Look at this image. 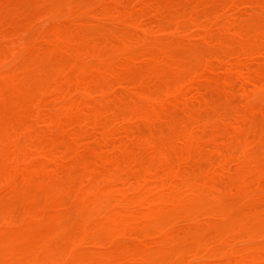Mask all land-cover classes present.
<instances>
[{
    "label": "rangeland",
    "instance_id": "obj_1",
    "mask_svg": "<svg viewBox=\"0 0 264 264\" xmlns=\"http://www.w3.org/2000/svg\"><path fill=\"white\" fill-rule=\"evenodd\" d=\"M5 2H1V0H0V18L2 19V22H4V24L2 23V25H1V19H0V32H1V34H0V37H2V38H0V39H2L1 41V43H0V49L2 50V51H0V72L3 70L4 72L1 74L0 73V82H2L1 84H3L6 80H9V79H7V78H9V77H7V74H8V70H11V69H14V68H16L15 66L17 65V68L18 69H20L21 68V65H19V64H21V62H22V60L24 61V64H25V68H23V70H22V68H21V70L22 71H19V70H12V72L11 71H9V72H11V73H19L18 74V78H19V76H20V78H19V81H14V83H12V84H14L15 85V82H16V84L17 85H19L20 84V82L22 83V84H20L19 85V89H20V91L19 90H17V88H15V87H13V88H15V90L17 91V93H19L18 94V96H17V93L15 92V90L14 89H12L11 87H8V88H5L4 87V85L3 86H0V89H2V88H5V89H3L2 90V94L0 93V104H3V103H5L4 105H0V117L2 118V115H5V117H4V119H0V125L2 124V125H10L9 127L7 126V127H5V126H2V127H0V132L2 133L1 134V136H0V141H3V140H1L2 138H5V137H7V133H6V131H11V132H9V134L8 135H11V136H9L8 138H5V140L6 141H10L11 140V138L13 137V142H14V144H16L15 145V150H14V145H13V143H12V141H10V145H11V147H10V145H8V147H9V149L10 148H12V149H10L11 151H14L15 153H16V151H17V148H18V151H17V156H18V153L21 155V158H19L18 159V157L20 156H16L15 157V153H13V158L12 159H10V158H8V157H10L11 156V154H8V155H6L7 153H5V152H10V150L7 148H4V144H3V148H0V149H3V151H0V153L2 154V159H0V161L2 162V160H3V164L2 163H0V166H3V168H5V166H8L9 164L8 163H11V161L13 160V162H17L18 160H19V162L18 163H21L22 162V158L24 159V160H26L27 158H31V160H33L32 159V157L31 156H33V157H35V159H37L38 157H36V156H41L42 157V159L41 160H43L44 159V161H43V163H45L44 165H40V164H38V163H40V158H38L40 161L38 162L37 160H34L35 162L37 161V163H35V164H37V165H34L35 167H34V169H36V170H34L33 172V174H29L28 173V170H30V168H28V165H31V164H33V162H31V160H27V161H25L26 163L25 164H23L24 162H22L21 164H23L22 166H21V164L20 165H17L18 163H16V164H14L13 165V163H11V165L12 166H10V167H12V168H9V167H6V169L7 168H9V171L6 173V171H5V169L3 170V168L2 169H0V171L1 172H3V173H1L0 172V174L3 176V178H1L2 180H4V181H6V182H11V183H5L4 181H1V179H0V182H2V183H0V210L2 211H4L5 210V206H3L4 207V209L2 208V205L4 204V202H5V204L4 205H7V206H9V208H8V210H12V211H16V213L14 214L13 212H12V214L14 215H11L10 214V212L11 211H8V214H10V217H14V222H12L11 220H13V219H10L9 218V216L7 217V218H5V219H3L2 217H6L7 215H5L4 213H7V211L5 210V212L4 213H1L0 212V264H19L18 262H17V260L19 259V258H21V257H19V252H21V254L22 255H27L28 253V257H26V256H23L22 258H25L26 259V261L27 260H29V259H27V258H30L31 260L30 261H32L31 263H33V264H35V263H38V264H44V263H48V264H50L51 262H54V263H56L57 261H59V262H61V260H63L64 262H62V263H60V264H63V263H65V264H76V263H74L75 261H77V264H79V261H78V259L80 260V264H111V262H113V264H166L167 262H164V263H162V259H163V261H164V257L163 258H161L162 257V254H164V251L166 252L165 254H167V256H166V259H168V260H166L165 259V261H169V264H177L178 262H183L182 264H184V263H187V264H189L188 262H192V264H198L197 262L199 261V259L201 258V259H203L202 261H201V259H200V262H199V264H247L248 262H249V264H264V230H262L261 228H263L264 229V227H262V226H264V221H262V220H264V213L263 214H261V212H259V211H264V111L262 112V109L261 108H264V96H263V94H264V20H262V18H264L263 16H264V9H262V8H264V0H199L200 2L202 1V3L204 2V7H203V12L201 11L202 10V8H200L201 6L199 5V4H197V5H199L198 7H197V5H195L196 4V0H183V2H185V4H183V5H186V4H189V3H187V2H190L191 3V1L192 2H194L193 4H190L189 6H191V8L193 7H195V9L197 8V9H200V11L199 10H197V11H195V9H189V11L191 10L192 11V14H190V12H189V14L186 16L187 18H188V16H189V18H192L193 20H198L199 18V21H202L201 20V17H200V14L201 13H199V12H202V14H204V17H205V14H206V12L207 11H205V10H208V13H207V15H211L212 13H218L217 14V16L215 15V14H213L214 15V19H213V16L211 17V18H206L205 20L206 21H202L201 23H197V21H194L195 23H197V24H192V23H194V22H192L193 20H190L191 21V26L190 27H186V24L184 23V22H186V21H184L185 19L187 20V18L186 17H184L187 13L186 12H184V11H187V9L188 8H190V7H187V5L185 6V9H186V7H187V9L186 10H184L183 11V8H182V10L180 11V10H178V12H180V14L182 13V14H184V13H186L185 15H181L182 16V21H180L181 20V18H179V19H177V13H175V12H177L176 10H175V12H174V14H175V16H176V18L175 17H173V18H171V17H165L164 16V14H166V13H168V14H166V16H168L169 14H170V16H172L171 14L173 13L172 12V9H174L175 7H176V9L177 8H179L181 5L179 4V7H177V6H175L174 8H173V6L174 5H177L176 3L173 5V2L174 1H176V2H179L180 0H170L171 1V5H173L172 6V9H169L171 6H170V2H166V1H168V0H138V2H139V4H138V2H137V0H132V1H130V0H128L129 1V4H130V2H134V3H132V4H130V5H133L132 7L130 6V5H128L127 4V0H114V1H116V2H114V1H112V0H106V4L107 5H105L103 2H105V0H103V2L101 3V5H103L104 4V6L106 7H104L103 6V8H101L100 6H99V8H97V6L99 5H97V3L98 2H95V1H91V0H77V3H73V5H72V2L70 1V5H71V7H70V5H69V8H68V6H64V8H60V7H62V5L60 6V5H58V4H62V3H64L65 1L64 0H59L58 2H60V3H58L57 4V0L55 1V0H52V2H51V0L49 1V3L51 2V3H54L55 2V4H57V6H58V13H59V11L62 13V15H61V13L60 14H58V13H56V8H54V7H56V6H54L53 8H51L52 6H53V4H52V6H50L51 5V3L50 4H47L48 3V0H40V1H38V0H31L32 2L30 3V1H28V0H25V1H28L27 2V4H23V6H21L22 5V3H25L23 0H16V2H15V0H4ZM13 1V3H11ZM19 1V2H18ZM54 1V2H53ZM82 1H87V3L86 4H83L84 2H82ZM102 1V0H101ZM101 1H99V2H101ZM109 1H111V3H112V5H110V3H108ZM117 1H119V4H121L120 3V1L121 2H123V3H125L126 2V4H121L120 6L118 5V3H117ZM125 1V2H124ZM142 1V2H141ZM151 1H153V3L151 2ZM158 1H159V3H158ZM258 1H261L262 3H263V5H261L262 3H259L258 4ZM18 2V3H17ZM35 2H36V4H35ZM38 2V3H37ZM68 2V1H67ZM74 2H76V0H74ZM89 2V3H88ZM92 2H95L96 4H94V3H92ZM148 2V3H147ZM150 2V3H149ZM181 2V1H180ZM8 3H10V5H11V8H9L7 5L5 6V4H8ZM21 3V4H20ZM32 3H34L35 5H37V6H40V8L42 7V5L44 4V6L47 8V9H49L50 11L52 10V12L50 13V14H48V13H46L45 11H43L44 9H43V7L41 8V9H39V7H37L36 6V9H38L37 11L38 12H40V13H42V16L40 17L41 19H39V17L38 16H36L37 14H38V12H34V11H32V10H35L34 9V5H32ZM40 3V4H39ZM80 3H82L83 5H87V6H84V7H86V9H84L83 10V12L81 11V13H83L84 15H88L89 17H88V19H87V16L86 17H84L83 16V14H81V16H77L76 18L79 20V21H77V19H76V21L74 22L73 21V19L75 18V15L77 14V13H79L77 10H80L79 8H82L80 5ZM90 3H92L91 5H90V7H89V5L88 4H90ZM141 3V4H140ZM20 4V5H19ZM75 4H78V8H77V6L75 5ZM113 4H115V5H113ZM134 4H135V6H134ZM136 4L138 5V8L140 9V8H142V9H138L137 7H136ZM149 4H151V5H149ZM154 6H153V5ZM158 4V5H157ZM166 4H169V6L170 7H168ZM182 4V3H181ZM4 5V6H3ZM9 5V6H10ZM16 5H18V6H16ZM25 5H29V8L31 9H29L27 6H25ZM30 5H31V7H30ZM64 5H66V3L64 4ZM75 5V6H74ZM92 5H94V7L92 6ZM95 5H97V6H95ZM109 5V6H108ZM124 5H128L127 6V8H129V10L127 11V12H125V13H123L124 12V10H125V7H124ZM165 6V7H162V6ZM182 5V7H184ZM195 5V6H194ZM24 6H25V8L27 9L28 8V10L29 11H31L28 15L26 14V12L28 11V10H26L25 8H24ZM74 6V10L72 9V7ZM108 6V7H107ZM111 6H113L114 7V11H113V7H111ZM115 6H118V7H122L123 9H122V11L121 12H118V11H120L119 10V8H115ZM130 6V7H129ZM142 6V7H141ZM160 6V7H159ZM168 8H167V7ZM260 6H262V8H260ZM1 7H4V8H1ZM88 7V8H87ZM95 8V9H92V10H98V12L99 11H102V9L105 11V10H107V11H109V10H111V11H113V12H102V13H99V15H100V17L99 18H97L98 17V15L96 16V11L95 12H92V10L90 9V11H91V13H88L89 12V8ZM110 7V8H109ZM136 8V9H138V10H136V9H134L132 12H129V11H131V9L132 8ZM149 7H151L150 9L152 10V8L154 9L155 8V10H152L153 12H155V15H158L157 17H159V18H153V12L152 13H147L146 14V12H149L150 11V9H149ZM6 8H8V9H6ZM21 8V9H20ZM51 8V9H50ZM100 8H101V10H100ZM147 8V11L145 10V9ZM161 8H165V10L167 9V10H169V12H170V10H171V12L169 13L168 11H164L163 9H162V11L160 10ZM181 8V7H180ZM258 8H260L261 10H259ZM2 9V10H1ZM20 9V10H19ZM66 11H65V10ZM149 9V10H148ZM158 9V10H157ZM5 10V14H10L11 16H16V15H14V14H12L13 12L12 11H14L15 12V14H17V12L19 13L20 11V13L22 14L23 12H25V14L23 15L22 14V16L21 17H19V20H21V22L15 17L14 19H15V21L16 22H20V24H17V23H15V22H13V17H11L10 15H9V17H8V15H7V17L6 16H3V13H1L2 11H4ZM16 10H18L17 12H16ZM46 10V9H45ZM65 11V12H67L68 10H72V11H74V12H76V14L74 15L72 12H70L69 11V13L67 14H64L65 12H62V11ZM86 10H88L87 11V13L85 12ZM142 10V11H141ZM54 11H55V13H54ZM115 11H117L118 12V14H115V13H117V12H115ZM137 11V12H136ZM145 11V12H144ZM156 11H158V14H156L157 12ZM159 11H161L160 12V14L162 15L163 14V16H161L160 17V14H159ZM194 11V12H193ZM204 11H205V13H204ZM263 13V14H261V12ZM7 12V13H6ZM9 12H12V13H9ZM115 12V13H114ZM134 12H136V13H140V16L139 17H141L142 15L141 14H143L144 13V15L142 16L144 19L146 18L147 19V21H146V19H145V21H140V20H142V19H140L136 24H139V25H144V26H146V24H148L149 23V21H148V16H152L151 17V19H155L154 21L157 23H159L161 20H163V22H165V23H163V25L164 24H166V27L165 26H163V25H161V28L159 29V30H154V29H156L155 28V25L156 24H154L155 22L153 21V23L151 22V24H152V26L154 27V29H152L151 28V24H148V26H146V27H142V28H140L138 25H136L135 24V26L133 25L134 23L133 22H131V21H137L138 19H136V20H132L133 19V17L135 16V15H139V14H134ZM184 12V13H183ZM197 12V14H198V16L197 15H193L194 13H196ZM37 13V14H36ZM74 15V17L72 18V21H71V18H70V15L71 16H73L72 14ZM104 13V14H103ZM107 13L109 14V15H111V16H109V18H113V19H108V21H107V19L106 18H104V17H108L107 16ZM131 13V15L132 14H134L133 16H131L130 17V15H128V14H130ZM34 15L33 17H31V18H33V19H30L29 18V16H31V15ZM48 14V15H47ZM51 14L53 15L52 17H53V21L51 22L50 20H51V18H50V16H51ZM54 14L56 15V16H54ZM70 14V15H69ZM80 14V13H79ZM98 14V13H97ZM104 15L103 17L101 16V15ZM126 14V16H124V15ZM39 15H41V14H39ZM50 15V16H49ZM91 15H92V17H91ZM115 15V16H114ZM118 15H122V17L124 16V19H123V23H122V25H121V23L119 24V22H117L119 19H120V17H118V18H114V17H116V16H118ZM130 17V19H129V17ZM155 15H154V17H155ZM191 15H193L194 16V18H195V16H196V18L194 19L193 18V16H191ZM221 16V17H219V18H223V19H219L218 18V16ZM263 15V16H262ZM17 16H20L19 14L17 15ZM26 16H27V18L29 19H27L29 22V24L27 23V21H25V22H23V24H24V26L25 25H27V27H29L28 25H30V30H31V32H30V30H26V28L27 27H25V30H24V28L21 30V24H22V21H24V19L26 18ZM46 16H48L49 18H50V20H49V18H47ZM174 16V15H173ZM180 16V17H181ZM203 16V15H202ZM216 16V17H215ZM262 16V17H261ZM24 17V18H23ZM54 17H56V18H58V19H55ZM61 17V18H60ZM79 17V18H78ZM102 17V18H101ZM125 17H128L127 19H129L128 21V23H130V24H128V23H126V18ZM139 17H137V16H135V18H139ZM185 19H184V18ZM198 17V18H197ZM203 17V18H204ZM208 17H210V16H208ZM7 18H8V20H7ZM11 18V19H10ZM34 18H35V21L36 22H31V20H34ZM85 18V19H84ZM170 18V19H169ZM5 19V20H4ZM54 19H55V21H54ZM60 19V20H59ZM97 19H101V21L100 20H98L97 21ZM103 19V20H102ZM105 19H106V21L107 22H109V21H112L113 20V22H111V23H115V22H117L119 25V28H121V26H123V27H127V28H129V29H127L128 31L130 30V29H132V28H134V29H132L133 31H131V32H133L134 33V30H135V33H136V35H137V37L135 36V35H133V34H131V32H128V34H131V35H133L134 37H136V38H139V39H141L142 38V36H141V34L143 35V37H144V39H143V41L140 43V42H136V43H140V45H134V46H132V44H130L129 45V43H128V46L130 47V48H127V49H125L124 47H125V45H127L125 42L126 41H133V40H136V39H133V37L131 36V35H129L130 37L128 38V39H130L131 38V40H126V41H124L125 39H124V37L125 38H127L128 36H124L123 37V39L124 40H122V39H120L118 36L119 35H121L122 36V33H124L123 35H126L127 33L126 32H124L126 29L124 28V30H121V29H119L118 27H116V28H118L117 29V37L114 35L115 34V32H113V31H115L114 29H115V26L114 25H108V23L107 24H105L104 25V21H105ZM117 19V20H116ZM122 19L121 20H119V21H122ZM150 19V18H149ZM161 19V20H160ZM165 19V20H164ZM173 19L175 20L176 19V21L178 22H183L184 24H182V25H184L185 27H182V25H181V27H182V29L183 28H187V29H183V30H181V34L183 35L184 34V36H185V38L182 40L181 38H183L184 36H181V38H180V31L178 32V31H176L177 32V35H176V37H179V38H175V36H174V38H175V45H174V43H170L171 44V47H169L170 46V44L168 43V41H166L165 39H167V40H169V38H170V36L169 35H171V37H172V35H175V32L174 33H172V29L171 30H169L170 28H173V26H172V22H173ZM210 19H211V21H210ZM57 20H58V22H57ZM86 20V21H85ZM87 20H88V22H87ZM92 20H94V22L92 21ZM159 20V21H158ZM222 20V21H221ZM224 20V21H223ZM225 20H226V23H225ZM10 21V22H9ZM62 22L63 24L65 23V26H68V27H70V28H67V27H61L60 28V26H58L57 24H59V25H63L62 23L60 24V22ZM71 21V22H70ZM85 21V22H84ZM93 23H92V22ZM96 21V22H95ZM115 21V22H114ZM215 21H217V22H215ZM232 22V25H231V22L229 23V26H228V22ZM70 22V23H69ZM77 22V23H76ZM83 22H84V24H83ZM98 22V24L101 22V24L103 25V29L104 30H106V32H104V30L103 29H99V28H101V27H99V26H97L98 24H96ZM168 22H170L169 24H167ZM204 22V23H203ZM31 23H35L37 26H35V25H33V24H31ZM38 23V24H37ZM52 23H53V26H52ZM67 23H69V24H67ZM75 23V24H74ZM110 23V24H111ZM181 23H178V24H181ZM216 23H217V25H216ZM219 23H221V24H219ZM12 24L14 25V26H12ZM22 24V25H23ZM77 24H79L78 26L79 27H81V29H80V32H78L79 31V27L77 26ZM87 24V26H85ZM92 24L94 25V24H96L95 26H92ZM116 24V23H115ZM160 24H162L161 22L158 24V25H160ZM174 24V23H173ZM189 24H190V22L188 21V23H187V26H189ZM202 24V25H201ZM5 25L6 26H8V27H5ZM17 25V26H16ZM18 25H20V26H18ZM58 26L60 29L58 30L57 28L58 27H54V26ZM70 25H72V26H70ZM73 25H75V26H77V27H74ZM92 26V29H91V27L90 28H88L89 26ZM108 25V26H107ZM121 25V26H120ZM170 26V27H168V26ZM214 25H216L215 27H217V29H215V27H214ZM231 25V26H230ZM12 26V28H10V27ZM23 26V27H24ZM33 26H35V28L34 29H36V31H33ZM51 26V27H50ZM105 26V27H104ZM107 26V27H106ZM111 26H112V28H111ZM114 26V27H113ZM117 26V25H116ZM130 26H132V28H130ZM172 26V27H171ZM175 26H177V27H174L173 28V30H175L176 28H180V26L179 25H176V23H175ZM233 26V27H232ZM4 27V28H3ZM16 27V28H15ZM19 27V29L16 31V29ZM37 27V28H36ZM52 27H54L53 29H52ZM74 27V28H73ZM209 27V28H208ZM222 27H226V32H227V30H228V33H229V31H230V33L229 34H225V32H223V28ZM231 27L232 28H234V30L233 29H231ZM15 28V29H14ZM66 28V29H65ZM106 28H108V29H110L111 28V30H108V29H106ZM157 28H158V26H157ZM169 28V29H168ZM207 28H208V30H210V28L212 29V30H210V31H208L207 30ZM5 29V30H4ZM8 29V32L6 31ZM54 29L56 30V32H52V31H54ZM64 29V30H63ZM72 29H74L75 31H77V33L75 32V31H73ZM85 30V31H90V35H88L87 36V33H85L84 31L82 32L81 30ZM99 29V30H98ZM181 29V28H180ZM12 30V31H11ZM15 30V31H14ZM19 30H21V31H19ZM66 30V31H65ZM91 30H93V32H95V34H93V36H98L99 38L100 37H102V36H105V37H107V39H102V38H100V39H102V41L105 43L106 41H108L110 38H112L113 36L112 35H114L115 37H113V38H119L120 40H122L123 42H122V46H121V48H123L122 50L124 51V54H121V56H119L118 55V53H119V51H117V53L116 54H114L115 52V50L112 48V47H115V46H117V44H109L110 46H111V49H109V48H107V47H109V45L108 46H106V45H104V44H100V43H97V45H95L96 43H94V45H95V47L93 48V50L96 48V46L97 47H99L100 49H98L99 50V52H98V54H97V52L95 53V51H94V53H89L90 55L89 56H87V55H85V57L84 58H88V60L89 61H85V59L84 58H77V57H79L80 55H79V52L80 51H82L83 50V55L84 54H86L85 52L86 51H84V50H86L87 48L86 47H88V51H90V50H92L91 48L93 47V45L91 46V48H90V43H92L91 42V38L93 37L92 36V33L93 32H91ZM98 30V31H97ZM118 30H121V31H123L122 33H121V31H119L118 32ZM207 30V31H206ZM214 30H219L220 32L222 31V33H220V32H218V31H215V32H212L211 33V31H214ZM9 31H11V33L9 32ZM19 31V33H24L25 31L26 32H28V33H24L25 34V36H21V34H19V33H17ZM62 31V32H61ZM97 31V32H96ZM109 31H112L114 34H111ZM186 31V33H184ZM232 31H234V32H232ZM5 32H7V33H5ZM71 34H70V33ZM231 32L232 33H234L233 35L231 34ZM5 33V34H4ZM13 33H14V35H13ZM17 33V35L19 34V36H17V35H15ZM54 34V35H51V34ZM57 33H62V34H58L57 35ZM100 33V35H102V36H100V35H98ZM209 34L208 35V37H206L207 36V34ZM210 33H211V35H210ZM213 33H216V34H214L213 35ZM6 34L8 35L6 38H4L5 36H6ZM76 34V35H75ZM88 34H89V32H88ZM218 34H220L219 36H217ZM235 34H236V37H235ZM69 37H68V36ZM74 35V36H73ZM106 35H108V36H106ZM179 35V36H178ZM225 35H227L228 36V40L226 39L225 40ZM232 35V37L230 38V36ZM237 35H239V37L237 36ZM57 36H60V37H57ZM61 36H64V37H61ZM87 36V37H86ZM90 36V37H89ZM112 36V37H111ZM139 36V37H138ZM167 36H169L168 38H166ZM210 36H212V39H211V37ZM220 36H222L221 38H220ZM13 37V38H12ZM17 37V38H16ZM68 37V40H69V38L71 37V42L70 43H68L69 41L68 40H66V38ZM73 37V38H72ZM97 37V38H98ZM109 37V38H108ZM158 38V40H156V38ZM205 37H206V39H205ZM216 37V39H214ZM234 37V39H232ZM9 38H11V40L9 41ZM20 39V40H22L23 39V41H18L17 39ZM53 38V39H52ZM62 38V39H61ZM65 38V39H64ZM90 38V39H89ZM96 37H93V40L95 39ZM97 38H96V40H97ZM99 38H98V40H99ZM153 38H155V39H153ZM163 39V38H165L163 41L161 40L160 41V39ZM174 38H173V40H171L172 42L174 41ZM208 38V39H207ZM7 39H8V41H7ZM14 39H16V41L15 42H17V43H13V41H14ZM61 39V40H60ZM74 39V40H73ZM90 40V42H89V40ZM138 39V40H139ZM171 39V38H170ZM210 39V40H209ZM218 39V40H217ZM4 40V41H3ZM37 40V41H36ZM38 40L39 41H41L40 43H38L39 45H41V46H39V45H37L36 44V46H34V44H35V41L36 42H38ZM54 40H57V41H54ZM58 40H59V42H58ZM62 40H65V41H62ZM80 40H83V41H80ZM88 40V42L86 43L85 41H87ZM97 40V41H98ZM111 40V39H110ZM116 40V39H115ZM119 40V41H120ZM177 40V41H176ZM179 40L180 41H182L181 43H178L179 42ZM217 41L218 42V46H217V42H215V41ZM222 40H224V41H222ZM24 41H27V42H29L28 44H30V45H32L33 44V48H36V50L37 51H34V49L33 48H30L31 49V51H29V50H27V51H25V47H26V49H28L29 47L26 45L25 46V44H27L26 42H25V44H23L24 43ZM31 41H33L34 43H32ZM42 41H43V44H42ZM60 41H62V43L60 42ZM68 41V42H67ZM95 41V40H94ZM101 41V40H100ZM114 41V40H113ZM118 40H116L115 41V43L117 42ZM137 41V40H136ZM156 41H158V42H156ZM164 41H166V43L164 42ZM170 40H169V42H171ZM207 41V42H206ZM208 41H209V45L210 46H207V48L208 47H210V48H208V49H206V43H208ZM229 41V42H228ZM23 42V43H22ZM32 44H31V43ZM50 42V43H49ZM58 42V43H57ZM73 42H74V44L77 42V44L76 45H78V46H76L75 45V47L73 48L72 47V44H73ZM81 42H84L85 44H86V46H85V48H83V45H85V44H82ZM164 42V43H163ZM213 42L214 43H216V44H213ZM225 42V43H224ZM22 43V44H21ZM46 43V45L48 46L49 45V47L48 48H44L45 50V52H47V55L49 54V52L51 51V53H50V55L48 56L49 58L48 59H50L51 57V60H49V63H50V65H48L47 64V55L45 56V57H40L41 59H43V58H45V59H43L44 61H39V63H42V62H45L44 64L42 63L41 64V66H39V63H36V64H33V62H31V59H32V56L33 55H36V56H39V54L41 53H45V52H42L43 50V48L42 47H46V45L44 46V44ZM47 43H49V44H47ZM51 43L53 44V43H57L58 45L56 46V45H52L51 46ZM65 43H68V44H66L65 45ZM110 43H112V42H110ZM117 43H119V42H117ZM123 43H124V45H123ZM132 43V42H131ZM136 43H134V44H136ZM161 43V44H160ZM167 44V45H163V44ZM219 43H220V46H219ZM222 43H223V45H222ZM15 44H17V45H19L20 44V46L19 47H17V45H15ZM79 44H81V45H79ZM87 44H89V45H87ZM100 46H99V45ZM105 44H107V43H105ZM24 45V46H23ZM43 45V46H42ZM68 45H69V47H68ZM71 45V46H70ZM101 45H102V47H101ZM119 45V44H118ZM161 45H163V47L164 48H166V49H164V48H162V46ZM174 45V47H172ZM189 45H191L192 47H189ZM225 45V47H223ZM56 46V47H55ZM61 46V47H60ZM79 46H82V48H77V47H79ZM214 48H213V47ZM31 47V46H30ZM57 47H58V49H57ZM71 47V48H70ZM117 47H120V45L119 46H117ZM131 47H136V48H134V50H132V48ZM137 47H139L140 49H138ZM143 47V48H142ZM203 47H205V49L203 48ZM212 47V48H211ZM54 48H56L55 50H53ZM60 48V49H59ZM120 48V49H121ZM145 48H146V51L148 50V51H150V53L147 51V52H144L145 51ZM148 48V49H147ZM168 48L171 50V49H176V52H174L175 51V49L173 50V51H171V53L170 52H167L166 50H168ZM202 48H203V50H205V52H207L206 54V56H205V52L202 50ZM15 49L17 50H20L21 49V51L19 52L18 50L16 51V52H19V54L17 53H15ZM39 49H41V50H39ZM50 49V50H49ZM144 49V50H143ZM165 51H164V50ZM108 50H110V51H112V52H114L113 54L114 55H117V57H116V59L118 60V63L116 64V63H114L113 62V60L110 58V57H112V56H110V55H112V52H108ZM128 50H131L132 51V53H131V51H127ZM138 50H143V54L145 55V56H143L142 54H139V55H141V58H145L144 60L143 59H141L145 64H143V63H140V56L138 55V53H141V51H138ZM170 50H168V51H170ZM198 51V52H193L194 54L195 53H197V54H200V50H202V54H204V55H202V54H200V55H202L200 58H202V59H200V63H203V59L204 60H206V62L204 61V67H203V64H200V63H198V65L197 66H195V62L197 63V58L199 59V55L198 56H196V54L195 55H193V54H191V52L192 51ZM207 50V51H206ZM210 50H212L213 52H214V54H213V52L212 51H210ZM247 50H248V52H247ZM32 51H34V53H37V54H33L32 55V53H30V52H32ZM38 51H40V52H38ZM55 51V53H52V52H54ZM67 52V51H71L70 53L68 52V53H59V52ZM96 51H97V49H96ZM123 51L122 52H120V53H123ZM188 51H190L189 53H188ZM252 52V53H254V54H250V58H249V52ZM26 52V53H25ZM28 52H29V54H28ZM125 52H126V54H125ZM135 52V54H133ZM167 52V54L168 55H170V56H167V57H169L168 58V60H166L167 58H165V57H163L162 55H164L165 53ZM173 52V53H172ZM186 52L188 53L187 54V56L188 57H190L191 58V60L190 61H188L189 60V58L188 57H185V58H183L184 56H185V54H186ZM212 52V53H211ZM260 52H261V54H260ZM58 53H59V55H58ZM108 53V54H107ZM119 53V54H120ZM133 54L132 55V57H131V54ZM154 54L153 55V57L152 58H154L153 60L152 59H150L151 58V56L152 55H150V54ZM181 53H183L184 54V56H182V54ZM210 53V54H209ZM216 53H218V57H221L220 58V60L222 59L223 60V62L222 61H219V63H220V65H222V67L221 66H218V62L216 61V60H218L219 58L216 56ZM29 55V56H31V59L30 60H28V59H26V57H22L23 55ZM40 54V55H41ZM52 54H56V55H54V56H52ZM92 54H93V56H92ZM94 54H97L96 56H94ZM110 54V55H109ZM148 56H147V55ZM171 54H172V56L175 54V56H174V58L173 59H171L172 58V56H171ZM27 55V56H28ZM61 55H65V57H69L70 59H68V62H70L72 59H73V61L75 60H77L78 62L79 61H81L82 59H84V61L83 62H79V63H82V64H84V63H87V62H89L88 64H85V65H79V66H87V67H84V68H86V70L87 69H89L88 68V66L90 65V63H94V65L93 66H91V67H93V68H91L90 66V71L88 70V71H84L85 69L83 68V67H81V68H78L79 66H77L78 65V63H75L74 65H73V63H71V64H69V66L68 67H70V65L71 66H73L72 68H73V70L72 71H74L76 68H78V71H77V73H76V70L74 71V74L76 73L77 74V76H80L81 78H83L84 77V79L82 80L80 77H75V75L72 77L71 75H70V73H71V71L68 69V72L70 71V73L69 74H67V77H65L63 74L64 73H68L67 71H65L64 72V69H66V67H64L63 66V64H65V63H62V65H59L60 63H56L55 61H53V60H56V61H58V62H60L61 61ZM83 55H81L80 57H82ZM110 56V57H108V58H110L111 59V61H109V63L110 62H113L114 64H113V66L114 67H112L111 65L112 64H110V67H112V68H116L115 66H117V68H120V69H116V70H118L117 72H116V70H115V72H114V74H112L111 72H113L114 70H112V69H110V67L109 66H107L108 65V61L106 60L107 59V57L106 56ZM126 56L125 57V59H121L120 60V58L119 57H123V56ZM129 55V56H128ZM190 55V56H189ZM215 55V56H214ZM237 55H238V58H240L241 60H238V58H236L237 57ZM252 55H254L253 57H252ZM260 55H262V56H260ZM36 56H33V58H35ZM51 56V57H50ZM59 56H60V58H59ZM104 56V58L106 57V59H104V58H102ZM119 56V57H118ZM147 56V57H146ZM177 56V57H176ZM178 56H180V57H178ZM181 56H182V58L183 59H181ZM191 56H194V57H191ZM195 56H196V60H195ZM205 56V57H204ZM210 58H209V57ZM236 56V57H235ZM23 58V59H21V62L20 63H17L18 62V60L16 61V63H15V61L14 60H16V59H20V58ZM53 57H56V58H53ZM64 57V58H65ZM91 57V58H90ZM96 57V58H95ZM113 57H115V56H113ZM135 57V62L133 61V58ZM137 57V58H136ZM139 57V58H138ZM150 57V58H149ZM157 57V58H156ZM158 57H160V58H158ZM162 57H163V59H162ZM206 57H208V58H206ZM236 58L235 60H237V61H230L231 59H233V58ZM246 57V58H245ZM249 59H248V58ZM64 58H62L63 59V62H64ZM75 58H77V59H75ZM98 58H100V61H101V59H103V60H106V61H104V62H106V63H103L102 61L101 62H97V59ZM128 58V59H127ZM155 58H156V60L158 59V60H160L159 62H161V63H159V64H161L162 66H157V63H158V61H156L155 60ZM186 58H188V60L186 59ZM192 58H193V60H192ZM206 58V59H205ZM263 58V59H262ZM57 59H60V60H57ZM66 59V58H65ZM91 59V60H90ZM129 60L130 59V62H131V64H127V63H130V62H127V60ZM137 59V60H136ZM147 59V60H146ZM179 59V60H178ZM186 59V61H187V63L184 61ZM208 59V60H207ZM214 59H216V60H214ZM246 61H245V60ZM33 60V59H32ZM164 62H163V61ZM168 61V62H166V61ZM170 60L172 61H174V62H170ZM182 60L187 64V65H189L190 63L192 64V68H191V64L189 65V66H187V65H185V63L183 64L182 63ZM214 60V61H213ZM228 60V61H227ZM243 60V61H242ZM36 61L38 62V59L36 58ZM74 61V62H75ZM99 61V60H98ZM124 61V63H125V61H126V66L127 65H129L127 68H129V71L127 70L126 71V73L128 72V73H130V74H126L127 75V77H122V76H125V70H124V68L126 67V66H123L124 65V63L122 64L121 62H123ZM137 61H139V63H137V64H139L138 66H134V65H132V63H134V64H136V62ZM141 61V62H142ZM181 63H180V62ZM195 61V62H194ZM199 61V60H198ZM231 62V64H230V62ZM30 62V63H29ZM54 62V63H53ZM62 62V61H61ZM67 62V61H66ZM67 62V63H68ZM72 62V61H71ZM149 62H151V63H149ZM157 62V63H156ZM190 62V63H189ZM236 62H237V64L239 65V69L237 70L236 69V67H238L237 66V64H236ZM242 62V63H241ZM246 62V63H245ZM247 62L248 63H250L251 64V68L249 67V66H247L246 67V65H247ZM99 63H103L101 66L100 65H98L97 66V64H99ZM177 63V64H176ZM178 63H179V65H181V64H183V66L184 67H182V66H180V68H182V69H179L178 68ZM194 63V64H193ZM210 63H211V65H215L214 67L212 66V68H214V69H211V65H210ZM233 63H234V65H236L235 66V71L237 70V72H234V66L232 67V65H233ZM13 64H16L15 66L13 65ZM23 64V63H22ZM23 64V65H24ZM31 64H33L34 66H32ZM46 64V65H45ZM52 64V65H51ZM54 64V65H53ZM106 64V65H105ZM147 64H149L148 66H147ZM150 64H152L153 65V68H150ZM158 64V65H159ZM208 64V65H207ZM224 64H226V65H224ZM227 64H228V66H230V67H228L227 66ZM242 64V65H241ZM257 64H258V66H257ZM22 65V66H23ZM27 65H30V68L31 67H34L35 69L36 68H41L43 65L45 66V67H43L44 69H45V71L47 70V74L44 76L43 75V77H42V73L44 72V69L43 70H39V71H41L40 73V75H39V73H38V71H36V74H34V73H32V74H34V75H36V77L35 78H33V77H31L32 76V74H31V72H32V70H31V72H29L28 71V69H26L27 67ZM49 66V68H47L46 66ZM75 65H76V68H74L75 67ZM106 67H104V66ZM130 65L131 66H133V67H130ZM141 65V66H140ZM152 65H151V67H152ZM207 65V66H206ZM223 65H224V68H223ZM253 65H255V67H256V71H255V67H254V69H253ZM11 66H14V68H12ZM36 66V67H35ZM52 66V67H51ZM185 66H187V67H185ZM202 66V68H199V67H201ZM209 66V67H208ZM218 66V67H217ZM245 66V67H244ZM10 67H11V69H10ZM20 67V68H19ZM51 67V68H50ZM61 67V68H60ZM98 67V68H97ZM103 67V69H101ZM122 67V68H121ZM137 67H139V68H137ZM159 67V68H158ZM162 69H161V68ZM190 69H189V68ZM220 67V68H219ZM226 67H228V69L226 68ZM244 67V68H243ZM34 68H33V70H34ZM72 68H70V69H72ZM97 68V69H96ZM148 68V69H147ZM164 68V69H163ZM185 68V69H184ZM188 70H187V69ZM199 70H198V69ZM241 68H242V70H241ZM248 68V69H247ZM249 68H250V70L252 71V73H251V71H249ZM259 68V69H258ZM26 69V70H25ZM42 69V68H41ZM50 69V70H49ZM82 70V72H81V74L79 75L78 73H80L79 72V70ZM136 69V70H135ZM151 69V70H150ZM154 69V70H153ZM156 69V70H155ZM158 69V70H157ZM165 69H166V72H164L165 71ZM178 69L179 70H182V71H180L181 73H183L182 75H179L180 73L178 72ZM224 69H225V73L227 74V76H226V78H228V77H234V79H232V81H234V80H236L235 82H236V84H234V83H232L231 82V80H227L225 77L224 78H221L220 79V75L223 77V75L225 76V73L224 72H221V71H224ZM230 69V70H229ZM232 69H233V72H232ZM258 69V70H257ZM25 70V71H24ZM36 70H38V69H36ZM92 70V71H91ZM96 70V71H95ZM105 71V72H102L101 73V71ZM108 72H107V71ZM120 70H122V72H124V74H122V76L120 77L119 76V74L121 73V72H119ZM160 70V71H159ZM163 70V71H162ZM184 70H186V71H184ZM194 70V72H193V74H192V72L191 71H193ZM214 70V71H213ZM243 70H244V73H243ZM43 71V72H42ZM85 72V74H87V75H84V72ZM93 71H95V73L96 74H94L93 73ZM100 71V72H99ZM151 71V72H150ZM154 71H155V73H154ZM188 71V72H187ZM229 73H228V72ZM239 71H242V72H239ZM246 71H248V72H246ZM260 72L259 74L260 75H257L258 74V72ZM5 72H7V73H5ZM34 72V71H33ZM134 72V73H133ZM142 72V73H141ZM158 72H160L161 74H162V76H164V74H165V77H168L169 75H166L167 73L168 74H170V79H167V81H166V79H165V77H164V79H163V77L161 76V74H159ZM174 72L176 73L175 75H179V77H181V76H183L184 75V77H181V78H179V77H176L175 76V78H174ZM185 72H186V74H185ZM191 72V75L193 76H190L188 73H190ZM200 72H201V74L203 75H201L200 74ZM213 72V73H212ZM214 72H216V74H214ZM239 72V73H238ZM250 72V73H249ZM262 72V73H261ZM11 73H10V75H11ZM20 73L21 74H23L22 76L20 75ZM138 73V74H137ZM152 73V75H153V73H154V78H155V80H153V78L152 77H150V74ZM221 73H223V75L221 74ZM232 75H231V74ZM233 73H235V74H233ZM242 73V74H241ZM13 75V77L12 76H10V77H12L14 80L17 78V76L16 75ZM30 74L31 76H28V75ZM53 76V77H58V76H60V77H63L62 79V81H60V77H58L59 78V80L57 79V78H55V79H52V78H50L51 76ZM91 74V75H90ZM102 74H105L104 76H102L101 77V75ZM110 74V75H109ZM143 74V75H142ZM173 74V75H172ZM187 74L189 75L188 77H187ZM218 74V75H217ZM238 74H240V75H238ZM253 74H255L254 76V78H253ZM33 75V76H34ZM49 75V76H48ZM98 77V75H99V77L97 78L96 76ZM108 75V76H107ZM215 75H217L218 77H216ZM229 75V76H228ZM16 76V77H15ZM26 76H28L29 77V79L30 78H33L32 79V83L30 82H28L27 80H25V79H27L28 77H26ZM39 76V77H38ZM46 76H48L47 78H46V80H45V82H44V84H43V82L42 81H44V77H46ZM69 76V77H68ZM72 77V79H71V77ZM89 76H91V77H93V78H91V77H89ZM95 76V77H94ZM110 76V77H109ZM118 76H119V78H118ZM132 76V77H131ZM143 76L145 77V79L143 78ZM149 76V77H148ZM157 76V77H156ZM213 76V77H212ZM216 78H215V77ZM21 77H23L22 78V81L20 80L21 79ZM25 77V78H24ZM40 77H42V78H40ZM65 77V78H64ZM74 77H75V79H74ZM101 77V80L103 81V82H101V83H99L101 80H98L99 78ZM105 77V78H104ZM131 77V78H130ZM136 77V78H135ZM148 77V78H147ZM209 79H208V78ZM231 77V78H232ZM239 77V78H238ZM243 77H245V78H243ZM249 77H251V79L250 80H248V78ZM91 78V79H90ZM97 78V79H96ZM107 78V79H106ZM121 78H123V80H121ZM126 78H127V80H126ZM157 78V79H156ZM184 78H187V81H186V79H184ZM195 78V79H194ZM219 78V79H218ZM240 78H242L241 79V81H240ZM257 78H258V80H257ZM13 79H10V81L9 82H11V80H13ZM41 81H40V80ZM96 79V80H95ZM109 79V80H108ZM128 79H130V80H128ZM135 79H137V80H135ZM142 79V80H141ZM161 79H163V80H165V81H163V82H161L162 80ZM171 79H172V81H171ZM176 81H175V80ZM193 79V80H192ZM213 79V80H212ZM254 79H256V80H254ZM18 80V79H17ZM25 80V82L27 83H25L26 85H28V84H33L34 83V85L36 84L35 82L36 81H40V82H42V83H37L36 85H38V87H40L38 90L37 89H35V88H32V87H36V88H38L36 85L35 86H30V85H28L27 86V90L26 91H28V94L27 93H25L26 91L24 90V88H25V86L23 87V88H21V86L22 85H24V81ZM36 80V81H35ZM55 81V82H57L55 85L53 84V82L52 81ZM68 80V81H67ZM72 80V81H71ZM98 80V81H97ZM131 80H133L132 82H136L137 84H135V82H134V84H132L131 86H129L128 84L130 83H132V82H130ZM148 80V81H147ZM178 80L180 81V82H178ZM194 80H196L195 82H194ZM216 80V82H214ZM220 80H221V83H224V84H219V82H220ZM253 80V81H252ZM30 81V80H29ZM34 81V82H33ZM66 81H67V83H66ZM71 81V82H70ZM104 81H106V82H104ZM109 81V82H108ZM111 81V82H110ZM122 81H124L123 83H122ZM127 81L129 82V83H127ZM143 81V82H142ZM155 81V82H154ZM157 81H160L161 83H163V84H165V82H167L165 85H162L161 83H159V82H157ZM170 81V82H169ZM181 81H183V89L184 90H180L179 88H180V86H181V84H182V82ZM189 81H192V82H190L189 83ZM210 81V82H209ZM46 82H47V84H46ZM49 82V83H48ZM51 82V83H50ZM59 82V83H58ZM69 82H70V84H69ZM81 82V83H80ZM87 82H90V83H87ZM97 82V83H96ZM145 82H147V83H145ZM149 82H151L150 83V85H149ZM207 82H209V83H207ZM242 82H244V83H242ZM248 82V83H247ZM258 82V83H257ZM8 83V82H7ZM84 83V84H83ZM96 83V84H95ZM99 83V84H98ZM141 83V84H140ZM144 85H146V87H143V84ZM179 83V84H178ZM192 83H194V85L192 84ZM212 83V84H211ZM213 83L215 84L214 86H215V92H214V86H213ZM218 83V84H217ZM247 83V84H246ZM0 84V85H1ZM6 84V83H5ZM9 85V84H6V86L8 85V86H13V85ZM52 84H53V86H52ZM58 84V86H59V89H63V88H65V89H63V90H59L57 87H56V85ZM61 84H63V85H61ZM76 84V85H75ZM93 84H95V85H93ZM98 84V85H97ZM114 85V86H112V85ZM125 84V86L123 87V85ZM155 84V85H154ZM174 84H178V85H174ZM186 84V85H185ZM197 85V87H196V85ZM205 84L207 85V86H205ZM211 84V85H210ZM232 84H234V87H233V85ZM245 84V86H244V88L245 89H248V90H250V89H252V92H249L248 93V91L246 92L245 90V92L246 93H248V95H247V97H246V93L244 94V91H242L243 92V94H240V92L239 93H237L238 92V90L243 86ZM258 84H259V87H258ZM16 85V86H17ZM43 85H46V86H48L49 87V89H48V92H49V90H50V93H46V94H44L46 91H44V89H45V86H43ZM64 85H66V86H64ZM69 85V86H68ZM71 85L72 86H74V87H71ZM79 85H81V86H79ZM82 85H83V88H87L88 90L89 89H91V91H88V93H90L91 92V94H92V92H93V94H92V96L91 97H89L88 96V93H86V89H83L82 88ZM90 85H91V87H90ZM102 85V86H101ZM104 85H107V86H109V87H104ZM128 85V86H127ZM153 86L152 88L150 87L149 88V86ZM170 85V86H169ZM187 85H190L191 87H193L194 88V86H195V88L194 89H196L197 90V94H196V90H194V89H192L190 86H187ZM217 85H222V86H224L223 87V89H224V91H223V93L226 91V93H224V95L225 94H227L228 93V95H230V93H231V95H233L231 98H230V96H229V99H228V96H227V99H225L226 101L224 102V99H222L221 98V103L218 101V103H219V105H217L216 104V101H212V102H214L213 103V105H217V107H214L213 105H212V103H211V99H212V96L211 95H215V93H216V97L218 96L217 94L219 93V91H221V93H219L220 95L222 94V86H221V89L220 90H217L218 89V87L219 86H217ZM237 87H236V86ZM41 86H43L42 88H44L42 91H41ZM63 86V87H62ZM87 86V87H86ZM136 86H138V87H136ZM148 86V87H147ZM158 86V87H157ZM174 86V87H173ZM213 86V87H212ZM217 86V87H216ZM232 86V87H231ZM239 86H241V87H239ZM256 86H257V88H256ZM2 87V88H1ZM28 87H30V88H28ZM47 87V88H48ZM54 87H56V88H54ZM82 88L83 90H80L79 88ZM89 87V88H88ZM95 87H97V88H95ZM115 87V88H114ZM130 87V88H129ZM131 87L134 89V90H132L131 89ZM139 87H142V91H146L145 93H143L141 90H139V89H141V88H139ZM164 87H166V88H164ZM185 87H187V88H185ZM229 89H228V88ZM238 88V89H236V88ZM50 88H52V89H50ZM95 88V89H94ZM101 88H103V91L105 90V91H107V92H101ZM106 88V89H105ZM113 88V90H114V92H113V90H110V89H112ZM123 88H127L126 90L127 91H125L126 92V95H127V93L128 92H130L129 94H128V96H126V97H122L123 95L122 94H125V92H124V90L125 89H123ZM137 88V89H136ZM145 88V89H144ZM153 88H156L157 90L155 91V89H154V91H155V93H153ZM162 88V91L161 92H163L164 90H166L167 92H168V89H172V91L171 90H169V92L167 93L166 91H164L162 94H161V92H160V89ZM164 88V89H163ZM189 88V89H188ZM206 88H210V90L209 89H206ZM220 88V87H219ZM231 88L233 89L234 88V91L233 90H231ZM10 89L11 90H13V92L11 93V91H10ZM22 89V90H21ZM55 89V90H54ZM72 89V90H71ZM75 89H76V91L78 92V94H75L76 93V91H75ZM98 91H97V90ZM101 89V90H100ZM119 89H121V91H122V89H123V91H122V94H121V97H120V99L119 100H116V97L115 96H111L112 94L113 95H116V94H118V96L120 95L119 94V92H115L116 90H119ZM190 89H192V90H190ZM226 89V90H225ZM5 90H7V91H9V92H6L5 93V98L6 99H4V97H2L3 95H4V92H5ZM32 90H34V92L32 91ZM109 90V91H108ZM148 90H151V91H149V93H148ZM208 90V94H205L204 96H202L203 95V93L205 92V91H207ZM211 90H213V91H211ZM229 90V91H228ZM1 91V90H0ZM19 91V92H18ZM40 91L41 92H43L41 95H40ZM59 91H61V96H60V93H59V95H57V93L59 92ZM73 91H75V93H74V95L72 96L71 95V93L73 92ZM97 91V92H96ZM111 91V92H110ZM120 91V90H119ZM170 91H171V93H170ZM177 91L178 92H180V93H182V94H180V93H177ZM182 91V92H181ZM188 91H192V92H188ZM194 91V92H193ZM210 91L212 92V94L210 93ZM233 91V92H232ZM236 91V92H235ZM15 92V93H14ZM30 92H33V93H30ZM35 92H37V93H35ZM56 92V93H55ZM94 92H96V93H94ZM133 92H135V93H133ZM138 92V93H137ZM160 92V93H159ZM189 94H188V93ZM214 92V93H213ZM235 92V93H234ZM53 93V94H52ZM54 93H55V96H54ZM81 93H83V94H81ZM102 93V94H101ZM106 93V94H105ZM110 93V94H109ZM121 93V92H120ZM132 93V94H131ZM151 93L153 94L152 95V97H151ZM164 93H165V95H164ZM199 93V94H198ZM202 95H201V94ZM206 93V92H205ZM8 94V95H7ZM11 94V95H10ZM13 94H15V95H13ZM21 94V95H20ZM27 94V95H26ZM32 94V95H31ZM33 94H34V96H33ZM35 94L36 95H38V96H35ZM49 94V95H48ZM139 94H141L140 96H139ZM144 94V95H143ZM147 94V95H146ZM155 94H156V96H155ZM167 94V95H166ZM178 94H180V95H178ZM188 94V95H187ZM194 94V95H193ZM211 94V95H210ZM238 94V95H237ZM20 95V96H19ZM22 95H26L22 100H20L21 98H22ZM52 95V96H51ZM66 95H68L69 96V98H67V96ZM70 95H71V97H70ZM76 95H81V97L82 98H80L79 96H76ZM83 95H85V96H83ZM138 96V98L137 99H139L140 100V98L139 97H142L141 98V100H142V102L143 101H145L147 104H145V102L142 104V105H144V107L146 108V109H144V107H142V105H141V103L139 104V102H141V101H138V100H136V98H134V96ZM158 95V96H157ZM160 95V96H159ZM161 95H164V96H161ZM175 95V96H174ZM181 95H183V99H177L178 97L179 98H181L182 96ZM184 95H186V96H184ZM194 97H193V96ZM195 95H196V97H195ZM219 95V96H220ZM223 95V96H224ZM240 95V96H239ZM241 95H244V96H241ZM33 96V97H32ZM56 96H59V97H56ZM76 96V97H75ZM87 96H88V98H87ZM118 96H117V99H118ZM169 96V97H168ZM172 96L174 97V98H172ZM177 96V98H175ZM187 96H191V99H190V97H187ZM202 96V98H201V101L200 102H198V100H200V99H198L197 97H201ZM238 96H239V98H238ZM2 97V98H1ZM32 97V98H31ZM35 97V98H34ZM85 97V98H84ZM145 97V98H144ZM154 97V98H153ZM162 97H166V98H162ZM185 97H187L186 99H187V101L188 100H190V101H197V102H194V104H192V103H190V101L188 102V104L187 105H185L186 106V108H185V106H184V108L185 109H181V108H178V107H180V106H182V105H184L185 103H187V102H185L186 101V99H184ZM215 97V96H214ZM242 97V98H241ZM15 98H17L16 100H14ZM70 98H72L71 100H73L72 101V103L70 102L71 100H70ZM76 98L78 99H80L81 101H76L75 102V100H76ZM87 98V100H85ZM148 98V99H147ZM189 98V99H188ZM192 98L194 99V100H192ZM218 99L220 98V97H217ZM224 98H226V96H224ZM8 99V101H12V104H11V102H8V101H6ZM25 99V100H24ZM26 99L27 100H30V102L29 103H27V104H34V107H35V109H39V110H35L34 108H33V105H27V107H26V103H21L20 101H22V102H24V101H26ZM35 99V101H33ZM85 100V102H83L84 100ZM144 99V100H143ZM147 99V100H146ZM151 99V100H150ZM165 101H164V100ZM19 100V101H18ZM44 100V101H43ZM68 100V101H67ZM157 100V101H156ZM215 100V99H214ZM2 101V102H1ZM4 101V102H3ZM70 104H68L67 102ZM151 101V102H150ZM157 103H156V102ZM163 101V102H162ZM167 101V102H166ZM172 101V102H171ZM175 101H177L178 103L180 102H182V105H178V107H176V106H173V105H175L176 104V102ZM36 102V103H35ZM37 102H39V103H37ZM43 104H45L44 106L42 105V103ZM45 102V103H44ZM150 104H149V103ZM155 102V103H154ZM223 102H224V104H223ZM6 103H9V105H7ZM20 104V109L18 108L19 107V105L18 104ZM152 103L154 104L153 106H152ZM165 103H167V104H165ZM174 103V104H173ZM192 104L193 106V111L191 110V109H189V108H187L188 107V105H190V104ZM226 103V104H225ZM13 104H15V108L13 107L14 105ZM24 104V105H23ZM37 104H40V105H42V106H39V107H37L36 105ZM78 104H82L81 106H76V105H78ZM136 104H138L140 107H138L137 109H134V108H136ZM171 104V105H170ZM12 105V106H11ZM68 107H67V106ZM72 105V106H71ZM73 105H74V107H75V109H73L74 107H73ZM132 105H134V106H132ZM161 105V107H163V109H160V110H162V111H158L157 109H154V107L155 106H157V107H159ZM9 106L10 107H12L11 109H14L15 111L16 110H18L17 111V114H15V113H13V112H15V111H11L10 109H7V108H9ZM63 106H66V108H63ZM149 106H151V108H148ZM171 106V107H170ZM210 106H211V108H210ZM3 107V108H2ZM23 107H25V108H27V109H23ZM29 107L30 108H33V110L34 111H32L31 109V111L30 110H28L29 109ZM37 107V108H36ZM44 107H46L45 109H46V112L48 113H46V112H44L45 110L43 109ZM48 107V108H47ZM60 107L62 108V109H60ZM69 107L71 108V110H68L69 109ZM81 107V108H80ZM126 107V108H125ZM131 107H133L132 109H130ZM212 107H214V108H212ZM149 110H148V109ZM167 108H169V109H167ZM172 108V110H170ZM183 108V107H182ZM23 109V111H21ZM40 109H43V110H41V116L42 115H44L43 117H41V116H37L36 114H38V115H40L39 113H36L35 115H28V117H30L31 118V120L29 119V118H27V115H25V113L26 112H28V113H26V114H29V113H34V112H36V111H40ZM67 109V110H66ZM81 110V109H84V111L83 112H85V110H87L88 112L89 111H91V112H89V113H94V111H97V116H100L101 118L99 119V120H101L102 119V121H98V119H97V117H96V114H92L93 116H92V118H94L93 120L95 121L94 123H99V124H94L93 122L91 123L90 121L91 120H89L88 121V123H82L81 124V122H78V124H77V122H74L76 119H78L77 121H80V119L79 118H82V116H83V118L84 119H89V118H87V117H89V116H91V115H87V117H85V115L83 114L82 116H80L81 115V113H79V115H76V116H74L73 114H78L77 113V110ZM106 111V110H108V112L106 113L104 110ZM128 109H130L131 111H129ZM140 109H141V111H142V113H146L147 111H148V113H146V114H141L140 113ZM153 110V111H150V110ZM167 109V110H166ZM10 110V112H8ZM19 110L21 111L20 113H19ZM25 110V111H24ZM73 110H75V112L73 111ZM132 110H136V111H132ZM147 110V111H146ZM154 110H155V112H154ZM1 111H3L2 113H1ZM4 111H7V112H5L6 114H4ZM70 111H73L74 113H72V116H73V118L75 117H77V116H80L79 118H71L72 116H71V113H69ZM104 111V112H103ZM150 111V112H149ZM185 111H187V112H191V113H184ZM22 112H24V114L23 115H21V113ZM65 114V117H63L64 116V114ZM79 112H81V111H79ZM152 112V113H151ZM175 112H177V114H174ZM11 113V114H10ZM13 113V114H12ZM42 113H44V114H42ZM45 113H46V117H45ZM70 114V116L68 117L66 114ZM85 113H87V112H85ZM102 114V115H105V116H107L106 114H108L109 116L107 117V118H109V120L111 121V119H114L113 121H115L114 122V125L111 123V122H113V121H111L110 123H109V120H107L108 121V124H110V125H106V123L105 122H103V121H106V120H104V119H107L106 117H104V119H103V117H102V115H99V114ZM104 113H106V114H104ZM134 113V114H133ZM179 113V114H178ZM2 114V115H1ZM50 114V115H49ZM58 114H60V115H58ZM88 114V113H87ZM7 115V116H6ZM17 115H19V117H18V120H19V122L20 123H22L23 124V122L25 123V122H29V121H27V120H22L23 118H26V119H28V120H30L31 122H29L31 125H29V124H23L22 126H21V124L19 125V126H21V127H19V128H21V130L23 129V127H24V129H23V131H21L20 133H18V130H19V128L17 129V127L16 126H18V120H17V118H15ZM20 115L21 116H23V118L21 119L20 118ZM63 115V116H62ZM208 115H210L211 117L209 118V119H211L210 120V122H212L213 120L212 119H214L215 118V120H216V122H218V124H216L214 121H213V123L212 124H215L214 126L212 125V124H210V122L208 123V124H210V125H212V127H214V131L213 132H211L212 130H211V128H209V126L210 125H208V126H206L205 124H207L206 122H205V124H203V122H204V120L206 119V121H208L207 120V116ZM11 116L12 117H14V118H11ZM34 116H36V117H34ZM61 116H62V118L63 119H67V117H68V119L67 120H62L61 119ZM177 116V117H176ZM8 117H10V118H8ZM50 117V118H49ZM123 117V118H122ZM214 117V118H213ZM6 118H8V119H6ZM52 118H53V121H54V123L56 122V124H53V121H49V120H52ZM83 118H82V120L81 121H83ZM10 119H13V121H11ZM16 119V120H15ZM55 119V120H54ZM58 119H60V121L58 120ZM119 119H122V120H119ZM7 120H10V121H8L9 122V124H8V122H7ZM69 120H71V122L69 121ZM14 121H17V122H15V127L13 126L14 125ZM64 122V123H61L62 125H60V122ZM72 121L74 122V123H72ZM106 121V122H107ZM124 121V122H123ZM3 122V123H2ZM7 122V123H6ZM10 122H12V125H11V123ZM52 122V123H51ZM85 122V121H84ZM127 122V124H125V125H123V126H120V125H122L121 123H126ZM198 122V123H197ZM5 123V124H4ZM16 123H18V124H16ZM51 123V124H50ZM103 123L106 125V126H108V127H111V128H113V131H112V129L111 130H106V128L107 127H105V129H103V130H99V128L101 129V127L102 126H104L103 125ZM179 123H181V125H185L184 126V128H188V130L189 131H191V132H189V131H184V133H186V132H189L188 133V135L189 134H191L193 131L196 133V135L194 136V132L192 133V137H190V135H189V138L187 137L188 135L187 134H185L186 135V138L187 139H185V135H184V133H183V130H182V126L180 125L179 127H177L178 129H179V132H178V130L177 131H175V133H173V130H172V132H170L169 133V130H170V128L172 129V126L175 124V125H177V124H179ZM50 124V125H49ZM57 124L60 126V127H63V128H56V126H57ZM80 124V125H79ZM239 124H240V126H241V124H242V127L243 128H240V126H239ZM25 125H29V129L30 130H28V128H26V126ZM53 125H55L54 126V128L55 129H61V131L60 130H53L52 128V126ZM94 125H96L97 127H99L97 130H99L98 132H97V130H95V126ZM219 125V126H218ZM11 126H13V128H15L14 130H16L17 129V132H15L14 133V131H12V130H7V129H10V127ZM49 126H51V127H49ZM178 126V125H177ZM236 126H238V128L236 127ZM7 128V129H5V131H4V128ZM49 127V128H48ZM175 127V126H174ZM215 127H216V129H220V131L218 132V130H215ZM219 127V128H218ZM3 128V129H2ZM32 128H34L36 131H38L37 132V134L39 133V136H37L36 134H32V131L31 130H34V129H32ZM47 128H48V130H47ZM103 128V127H102ZM114 128H119V131H120V129H121V133L123 134V129L124 128H127L129 131H128V135L127 134H124V135H122L120 132H118L117 133V131H116V129H114ZM176 128V129H177ZM240 128V129H239ZM25 129H26V131H25ZM51 129V130H50ZM108 129V128H107ZM233 129H236V130H234L233 131ZM242 129H244L243 130V133H241L242 131H240V134H239V136H233V138H231V136H232V134H236V132L238 131V130H242ZM30 132H28V131ZM53 130V131H52ZM87 130V131H86ZM104 130H106L105 132H107V133H105L104 132ZM185 130V129H184ZM35 131V132H36ZM44 131V133L42 134V132ZM49 131V132H48ZM51 131H52V133H54V131H59V134L58 133H56V134H58V135H54V137L56 138H52V137H50V135L48 134V133H51ZM74 133H73V132ZM84 131H86V132H84ZM5 132V137H3L2 135H3V133ZM22 132H24V133H26V134H23ZM35 132H33V133H35ZM41 132V133H40ZM72 132V133H71ZM83 132H84V134H87L88 136L86 137L84 134H83ZM101 132H104V133H101ZM162 132H164L163 134L164 135H166L167 134V136H164V138H160L159 137V139H157V137H156V135H159L160 133H162ZM11 133V134H10ZM18 133V136H19V141H17L18 139H17V137H15V134H17ZM23 135H22V134ZM70 133V134H69ZM90 133L92 134V136L95 138L96 137V139H94V138H92V136L90 135ZM120 133V134H119ZM166 133V134H165ZM172 133H173V135H175L174 137H173V139H172ZM178 133L181 135H183V139H182V135L180 136L179 135V138H177L176 137V135H178ZM211 133H215V134H217V138H215L214 136L215 135H213V137H212V134ZM237 133H239V132H237ZM46 134V135H45ZM75 134H77V135H75ZM81 134V136L80 137H78V135H80ZM162 134V135H163ZM26 135H32L30 138L28 137V136H26ZM71 135H72V138H75L76 136V140L75 141H77L76 143H78V141L79 142H81L82 140H84L85 138H89V141H88V139H87V143L88 144H97L98 143V141H99V143H100V146L99 145H96V146H94V145H86V143H84V145L83 146H75V148H79V150H81V151H79L78 150V148L77 149H75L76 151H77V153H75V151H73L74 150V148H73V146H74V144L72 143V142H74V139H71L70 137H71ZM84 135V136H83ZM90 135V136H89ZM106 135V136H105ZM153 135H155L154 137L156 138V140H161V142H159V141H157L158 143H159V145H162V146H159L158 147V143H157V149H155V150H153V146H152V143H154V142H156V140H155V138L153 137ZM238 135V134H237ZM242 135V136H241ZM17 136V135H16ZM35 136V137H34ZM46 138H45V137ZM51 136H53V134H51ZM69 136V137H68ZM74 136V137H73ZM84 138H83V137ZM151 136H152V138H154V140H152L151 139V141H149L148 139H150L151 138ZM160 136V135H159ZM34 137V138H33ZM42 137V138H41ZM43 137L45 138L44 140H45V142H44V144L43 143H41V140L43 141ZM48 137H50L51 138V140H49L48 139ZM162 137V136H161ZM234 137H235V140H234ZM243 137V138H242ZM244 137H246V138H248V141H250V143H247L248 141H247V139L246 138H244ZM24 138H26V140L27 141H30V142H26V140L24 139ZM27 138H29V140L27 139ZM33 138V139H32ZM38 138H41V139H38ZM71 140H70V139ZM91 138V139H90ZM119 138V139H118ZM142 139L141 141H137L136 143H138L137 145H140V146H136V143H135V139ZM181 138V139H180ZM17 139V140H16ZM34 139H36L37 141H38V143H37V141L36 140H34ZM53 139H55V140H53ZM163 139L164 140H167V141H164V143H163ZM221 139V140H220ZM233 139V140H232ZM237 139V140H236ZM4 140V141H5ZM47 140H49V141H47ZM70 140V141H69ZM92 141V143H90L91 141ZM135 140V141H134ZM180 140V141H179ZM181 140H182V142H181ZM186 140V141H185ZM187 140H189V141H187ZM240 140V141H239ZM243 140H244V143H243ZM15 141H17V142H15ZM22 141H23V143L24 144H22V145H25L24 147L19 143V142H21L22 143ZM52 141H54L53 143H52ZM150 143L151 142V145L148 143V142ZM245 141H247V142H245ZM37 143V145H36V143ZM39 142L41 143V145L43 144L44 146H40L39 147ZM82 142H85V140L84 141H82ZM143 142H144V144H143ZM183 142H185V143H183ZM188 142V143H187ZM1 143H3V142H0V144ZM6 143H8V142H6ZM19 143V145H17ZM27 143H29V145H32V144H34V145H36V147L34 146V145H32V146H30V148L31 149H29V151H26L25 150V148L28 150V148H29V145L28 146H26L27 145ZM225 143V144H224ZM80 144H83V143H78V145H80ZM134 144H135V146L137 147V148H135L134 147ZM155 144V143H154ZM222 144V145H221ZM2 145V144H1ZM6 145V144H5ZM13 145V146H12ZM22 146L21 148L19 147V146ZM143 145H145V147L143 146ZM146 145H149V147H151L150 148V150H153V153H152V151L151 152H149V147H148V149H147V147H146ZM164 145H166V146H164ZM167 145L169 146V148L167 147ZM187 145V146H186ZM217 145V146H216ZM243 145V146H242ZM17 146V147H16ZM56 146V148H55V150H54V147ZM84 146H87V147H85L84 148ZM214 146H216L215 148H214ZM42 147V148H41ZM43 147H45L46 149L44 150L43 149ZM80 147H82V148H84L85 149V151L84 152H87L88 151V153H85V154H83L84 152H82L83 151V149H81ZM95 147H98L99 148V151H100V147L102 148V150L104 151L103 153L105 154L106 153V156H104V155H102L101 153H102V150H101V152H99L97 149H94ZM166 147L169 149H166ZM180 147V152H178L179 150H178V148ZM34 148H38L37 150H36V152L37 153H32V152H30V151H35L34 150ZM51 148V150H49ZM73 148V149H72ZM133 148V149H132ZM139 148V149H138ZM156 148V147H155ZM185 148V149H184ZM4 149H6V150H4ZM95 151H94V150ZM134 149H137L136 151L134 150ZM182 149H183V154L181 155V152H182ZM52 150H53V152H52ZM94 151V153H100V156H104L103 158L102 157H100L99 155L97 156V155H92L93 153H91L90 154V152H93ZM134 150V151H133ZM165 150H167V151H165ZM24 151H26V152H24ZM39 151V152H38ZM45 153H44V152ZM47 151H48V153H47ZM56 151V152H55ZM98 151V152H97ZM131 151V152H130ZM148 151V152H147ZM170 151V152H169ZM44 153V154H41V153ZM50 152H52V154L50 153ZM78 152H79V154H78ZM129 152V153H128ZM136 152V153H135ZM154 152H155V154H154ZM178 153L179 155H181V156H179L178 154H177V156H175V154L174 153ZM11 153V152H10ZM28 153H32V154H28ZM49 153H50V155H53V156H49ZM80 153H82V154H80ZM131 153V154H130ZM134 153V154H133ZM164 153H166V154H164ZM169 153H171V154H169ZM35 154H37V155H35ZM41 154V155H40ZM75 154H77L76 156H75ZM108 154V155H107ZM113 155V157H110V155ZM127 154H129L130 156H128ZM135 154H136V157H135ZM151 154H153V155H155V156H152ZM161 154V155H160ZM167 154H169V155H167ZM173 154V156L171 157L172 159H174V161H175V159H177L175 162L169 157V156H171ZM241 154V155H240ZM24 155H26V157H24ZM27 155H29V157L27 156ZM57 155L58 156H60V160L58 161V157H57ZM84 155H86V159H84L83 157H84ZM89 155H92V156H89ZM111 155V156H112ZM127 155V156H126ZM131 155H132V158H135V159H137L138 157V160H140L141 158H143L144 160L147 158L148 159V161H147V159H146V161H144L143 159H141V162L140 161H138V164L137 163H134V159H132L131 158ZM138 155V156H137ZM162 155H165L164 157H162ZM6 157L7 159L5 160V158L4 157ZM96 156L98 157V158H96ZM126 156V157H125ZM1 157V156H0ZM12 157V156H11ZM48 159V158H51L52 159V157H54V160H49V162L47 163V161L48 160H46V162H45V159L46 158ZM72 157V158H71ZM88 157H90V158H92V159H94L93 160V162L88 158ZM94 157V158H93ZM128 157H130L129 158V160L130 161H132V164H130L129 165V163H126V162H128ZM152 157V158H151ZM159 157H161V159L159 158ZM168 157V158H167ZM182 157H184V159H181ZM16 158V159H15ZM29 158V159H30ZM69 158H70V160H69ZM96 158V159H95ZM157 158V159H156ZM10 159V161H8ZM15 159V160H14ZM73 159H74V161H73ZM82 159H83V161H82ZM132 159V160H131ZM152 159V160H151ZM153 159H156L157 161H155V160H153ZM163 159H166V160H163ZM167 159H169V161H170V163L168 162V160ZM181 159V160H180ZM20 160H21V162H20ZM124 160H125V162H124ZM134 160V161H133ZM144 161V163H143V161ZM150 160V161H149ZM165 161V162H168V163H164L163 161ZM53 161V162H52ZM75 161L76 162H78V161H81L80 163L83 165V166H86V167H89V169H91V170H89L88 169V171H87V174H84V173H86L85 171L87 170L86 169V167H82V168H79V167H81L80 165H78V163H75ZM151 161H153L152 162V164H154V161H155V167L154 166H152L151 164V166H152V168L150 169V167H149V162H151ZM236 161V162H235ZM84 162L86 163V164H84ZM95 162H96V164H95ZM120 162H122L121 164V166H120ZM124 162V163H123ZM177 162H179L178 163V165L180 166V168L178 167V165H177ZM181 162V163H180ZM29 163V164H28ZM42 162H41V164H43ZM49 163H51V164H49ZM79 163V164H80ZM94 163V164H93ZM126 163V164H125ZM134 163V164H133ZM164 163V164H163ZM175 163V164H174ZM5 164H7V165H5ZM48 164V165H47ZM75 164V165H74ZM124 164V165H123ZM136 164V165H135ZM148 165V167H147V165ZM159 164H161L160 166L162 167L161 169H159L158 170V168L160 167L159 166ZM165 164H167L168 165V167L170 168V167H172L173 165H174V168H176V170H174V169H172V170H170V173L172 174V172H173V176H174V178L172 179L173 180V182L170 180V176H172L171 174H169L168 176H167V179H166V176L165 175H167L169 172H167L166 170H168V169H165V168H167V167H165L164 169H163V166H165ZM170 164V165H169ZM181 164V165H180ZM46 165V166H45ZM68 165L71 167V168H68ZM74 165V166H73ZM76 165H78L77 166V169L80 171V173H79V171H77V169L75 170L76 171V173L78 172L79 174L78 175H76V174H72L73 173V171H74V168H75V166ZM97 165H99V166H97ZM127 166L126 167V169H124V171H122V169H121V167H123V166ZM166 165V166H167ZM172 165V166H171ZM175 165H176V167H175ZM15 166V167H14ZM19 166H21V167H24V169L22 170V169H20L19 168ZM120 166V167H119ZM145 166V167H144ZM18 167V168H17ZM36 167H38V168H36ZM119 167V168H118ZM153 167H154V170H153ZM156 167H158V168H156ZM13 168H15L13 171L14 172H12V169ZM66 168H68V169H66ZM173 168V167H172ZM16 169H17V171H16ZM20 169V170H19ZM28 169V170H27ZM39 169V170H38ZM70 169V170H69ZM81 169H83V170H81ZM86 169V170H85ZM119 169H121L120 171H122L121 173H119L120 171H119ZM155 169H157V170H155ZM207 169V170H206ZM26 170H27V172H26ZM56 170H58V171H61L62 172V174H61V172H57V173H59V175L57 174V173H55L56 172ZM69 170V171H68ZM163 170H164V172H163ZM22 171H24V172H22ZM64 171V172H63ZM67 171H68V173L69 172H71L70 173V176H69V174L67 173ZM93 173H92V172ZM98 171V172H97ZM107 171H109V172H111V174H109V172L107 173ZM157 171V172H156ZM159 171V172H158ZM165 171L167 172V174L165 173ZM174 171H175V173L178 171V172H180V173H174ZM245 171V172H244ZM23 174H22V173ZM94 172H97L98 173V175L97 176H99V173L101 174L99 177H95V175L97 174V173H95L94 174ZM117 172V173H116ZM155 172L157 173L156 175H155V177H157L156 178V180L158 179V177H159V181H156L155 182V184H157V185H153L152 183H153V179L154 178H152L153 177V175L151 176V184H150V178H149V176H147V175H151V173H153V174H155ZM4 173H6V175H4ZM21 173V174H20ZM25 173L27 174L26 175V177L27 178H25ZM75 173V172H74ZM94 174V176L92 175V174ZM114 173V174H113ZM165 173V174H164ZM35 174V175H34ZM37 174V175H36ZM66 174H68V177H67V175ZM113 174V175H112ZM115 174H117V175H115ZM119 174H120V177H121V175L123 174H125L123 177H121V179L119 180ZM142 174V175H141ZM164 174V176H162ZM24 175V176H23ZM76 175V177H77V179H79L78 181H77V179L75 178L74 179V176ZM88 175H90L89 177H88ZM105 175H106V177H105ZM110 176V178L112 177L113 179L111 180V181H108V180H110L109 179V177L108 176ZM112 175V176H111ZM175 175H178L177 177H178V179H177V177H175ZM203 175V176H202ZM259 175V176H258ZM1 176V177H2ZM23 176V177H22ZM30 176V177H29ZM32 176V177H31ZM34 176V177H33ZM64 176V177H63ZM73 177V178H69V177ZM78 176H80V177H82L81 179H82V181L83 182H80L81 181V179H80V177H78ZM145 176H146V178L147 179H145ZM183 176V177H182ZM185 176V177H184ZM261 176V177H260ZM6 177H10L9 179L7 178V179H4V178H6ZM15 177H18V179L17 178H15ZM87 177H88V179H87ZM108 177V178H107ZM131 177V178H130ZM141 177V178H140ZM161 177H163L162 179H161ZM15 178V180L14 181H17V180H19V183H17V182H14L12 179H14ZM68 179L69 181L70 180H72L71 182H72V184H71V182H69L68 180H66V181H63L62 179ZM86 178V179H85ZM95 178H97V180H99L98 182H97V180L96 181H94L95 180ZM107 178V179H106ZM128 178H130V179H128ZM137 178H139V179H137ZM186 178L188 179V180H186ZM17 179V180H16ZM25 179H27V180H25ZM33 179H35V180H33ZM41 179V180H40ZM115 179V180H114ZM126 179V181H127V183L124 185L123 184V182L121 183L120 181H124ZM140 179H142V181L140 180ZM145 179V180H144ZM149 179V180H148ZM177 179V181L175 182V184H174V181ZM181 179H183V180H181ZM8 180V181H7ZM50 180V182H46L45 183V181H49ZM86 180L88 181V180H90V181H88V182H86ZM102 180H103V182H102ZM107 182H111V183H113V184H109V183H107ZM118 181V183L120 182L121 183V185L123 186L122 188H120V186H119V184L117 183V181ZM136 180H138V181H140L139 183L136 181ZM166 180H169L168 182H166ZM202 180V181H201ZM215 180V181H214ZM22 181H24L25 183H27L28 182V184L27 185H25L24 183L22 184ZM33 181H41L40 183L38 182V184H35V183H31V182H33ZM43 181V182H42ZM74 181H77V182H74ZM85 181V182H84ZM93 181H94V183H93ZM104 181H105V183H104ZM114 181H116V182H114ZM128 181H131V182H128ZM240 181H242L243 183H241ZM14 182V183H13ZM69 182V183H68ZM92 182V183H91ZM101 183V185H100V183ZM135 182H137L138 183V185L139 186H142V184H143V186L142 187H144V185L146 186V185H148V187L146 186V187H144V188H139V187H136V186H138V185H134V184H136ZM147 182H149V184H147ZM163 182V183H162ZM188 182V183H187ZM201 182H203V183H201ZM17 183V184H16ZM29 183H31V185H33L32 187H29V189L27 190L28 192H23V193H27V194H29L28 196H26L25 194H23V193H20V191L22 190H19L20 189V187L18 188V186L19 185H22L21 186V188H23V187H25V186H30L29 185ZM44 183H45V185H44ZM63 184V183H65L64 185H61V184ZM67 183V184H66ZM75 183H78L79 184V186H82V190H83V188H84V186H85V188H86V190H87V192H86V190L84 189L83 191H80L81 189H80V187L78 186V184L76 185V186H78V187H76L75 186V188H73L74 187V184ZM80 183L82 184H85V185H80ZM87 183H91L92 185H90V187H92L93 185H94V187H93V189L92 190H94V193H93V195L91 196L90 194H89V189H90V187H88V186H86L87 185ZM98 183H99V185L100 186H96L95 187V185L97 184L98 185ZM166 183L168 184V185H166ZM171 183H173V184H171ZM255 183H256V185H255ZM17 185V187H16V189H17V192H15L16 193V198L15 197H13V195H15V193L13 194H11L10 195V193H11V191H12V189L14 190V187ZM53 186V188H50V187H52L51 185ZM71 184V185H70ZM117 184V185H116ZM130 184H131V186H130ZM211 184H213V185H211ZM239 186H238V185ZM244 184V185H243ZM246 184H248V185H246ZM13 187H12V186ZM34 185H37V186H34ZM60 185V188H63V191H66L67 190V188H68V191L70 192V194H72V193H75V195L76 194H78L79 196H81V194L80 193H83L84 191V193L83 194H87V195H84L83 196V194H82V197H77V195L75 196H73V197H75L74 198V202H71L70 200H71V198H70V194H68L69 192L68 191H66V192H63L62 190H60L59 188H56L55 186H59ZM68 185L70 186V187H68ZM73 185V186H72ZM115 185H116V187H115ZM128 185H129V187H128ZM192 185H193V187H192ZM235 185V186H234ZM45 186V187H44ZM71 186H72V189L73 190H71L70 188H71ZM102 186H104V188L102 187ZM118 186H119V188H118ZM124 186H126V187H124ZM133 186V188H135L134 189V193L132 192L133 190H131L132 187ZM153 186H156V187H158V188H154ZM234 186V187H233ZM238 187V190H237V192H235V187ZM242 188H241V187ZM244 186V187H243ZM44 187V188H43ZM47 187V188H46ZM48 187H49V189H51V191H50V193L52 192V194H54V197L55 198H57V199H55L54 197H52L53 195H51L50 193H48L49 191H45V190H48ZM101 187V188H100ZM106 187V188H105ZM153 189H152V188ZM162 187H163V189H162ZM203 188V190H202V193H204V192H211V193H214L215 192V194H213L214 196H213V198L210 196V194H208L211 198H209V199H207L208 197L207 196H205L204 194V196H202V194H198V199H197V195H196V198H195V196L193 197V194H196V192L198 191V188ZM232 187V188H231ZM249 187V188H248ZM30 188H32L31 189V191L29 192V190H30ZM39 188V189H38ZM40 188H43V189H41L40 190ZM55 188V189H54ZM100 188V189H99ZM109 188V189H108ZM116 188H118V189H116ZM137 188H139V189H142V190H146L147 188V190H148V193L146 192V194L145 193H142L143 191H141V190H138L137 191ZM195 188V189H194ZM241 188V189H240ZM255 188V189H254ZM25 189H27V187H25L23 190L25 191ZM34 189V190H33ZM57 189V190H56ZM70 189V190H69ZM75 189V190H74ZM99 189V190H98ZM101 189H103V190H101ZM113 189V190H112ZM127 191H126V190ZM206 191H205V190ZM249 189V190H248ZM22 190V191H23ZM40 192V194H41V196L46 192V193H48L47 194V196L46 197H44V198H46L45 199V202H43V205H39V206H35L34 207V209H31V208H33L32 206H30V205H36V204H40V203H42V201L44 200V198L43 197H41L42 199L40 200V202H39V200L38 201H36V204H31L32 203V201H31V199L30 198H28V197H32V195L34 196L33 198H32V200H34V198L37 200V199H39L40 197H39V195L40 194H38V192ZM103 191V195H101V191ZM106 190V191H105ZM115 190H117V191H115ZM129 190H131V191H129ZM152 190V191H151ZM159 191V193L157 192H154V191ZM164 190V191H163ZM195 191V193H194V191ZM219 190H221V193H219L218 191ZM248 190V191H247ZM255 190H256V192H255ZM55 191V192H54ZM58 191H60V192H58ZM61 191H62V193H61ZM73 191V192H72ZM80 191V192H79ZM100 191V192H99ZM123 191L125 192L126 191V193H123ZM152 192V194H150V195H148L149 194V192ZM200 191V190H199ZM217 191V192H216ZM223 191H224V193H223ZM234 191V192H233ZM246 191V192H245ZM32 192H34V194L32 193ZM43 194H42V193ZM54 192V193H53ZM68 192V193H67ZM104 192H106V193H104ZM119 192V193H118ZM133 193L132 195L130 194V193ZM136 192H139V193H136ZM207 192L205 193L206 195H207ZM243 192V193H242ZM253 192V193H252ZM45 193V194H46ZM66 193V194H65ZM110 193H112L111 195H110ZM120 193H123L121 196H120ZM172 193V194H171ZM173 193H174V195H173ZM178 194V196H179V198H177L176 197V195ZM189 193V194H188ZM192 193V194H191ZM200 193V192H199ZM245 193V194H244ZM249 193V194H248ZM258 193H260V195L258 194ZM21 194V195H20ZM23 194V195H22ZM38 194V195H37ZM51 195V196H48V195ZM98 194V195H97ZM105 194H108V195H110V196H107V197H105ZM115 194L117 195V194H119L118 196H119V198H121V199H117L118 198V196L116 197L115 196ZM126 194V195H125ZM180 194H184V196L187 194V196L188 197H186V199H188V201L185 199H183V195H180ZM223 194V195H222ZM251 194V195H250ZM256 194H258V195H256ZM19 195L20 196H22V197H24L23 199H22V197H21V201L19 202V201H17V198L19 197ZM25 195V196H24ZM99 195H101V197H102V200L100 201L101 203H99V202H97V203H95L96 202V196L98 197ZM130 195V196H129ZM146 195V197H143V196H145ZM147 195H148V198H150L151 197V199H153L152 198V196L154 197V195H156L157 197H154L155 199H156V202H155V199H154V201H152L151 199H150V202H152V204H150L148 201V199H147ZM212 195V194H211ZM217 195V196H216ZM253 195H255V196H253ZM11 196V197H10ZM71 196V197H72ZM90 196V197H89ZM113 196H115V197H113ZM124 196H127V197H125L124 198ZM159 196V197H158ZM183 196V197H182ZM235 196L236 197H238V198H235ZM256 196H259L258 198L256 197ZM8 197H10V198H13V200H14V198L16 199V204L14 205V203H12V201H11V203H10V200H12V199H10V200H8L9 198ZM48 197H50V202L52 201L54 204H51V203H49L48 201H46V200H48L47 198ZM61 199H60V198ZM92 197L94 198V202L92 203V204H89V202H90V200H91V202L93 201V199H92ZM101 197H99V198H101ZM136 197V199H133V198H135ZM180 197H181V199H183V200H181L180 199ZM191 197H193V199H191ZM202 197H205V199H202ZM217 197V199H216V201H215V199L214 198H216ZM218 197H220V199H221V201H220V199L218 200ZM229 197V198H228ZM242 197V198H241ZM244 197V198H243ZM247 199H246V198ZM8 198V199H7ZM52 198V199H51ZM81 198H84V199H81ZM91 198V199H90ZM122 198H124V199H122ZM131 198H132V200H131ZM138 198V199H137ZM145 199L146 198V200H143V203H139V201H141L142 202V200L141 199ZM158 198V199H157ZM228 198V199H227ZM253 198V199H252ZM24 199H26V200H24ZM29 199H30V201H29ZM58 199H59V201L60 202H58ZM73 199V198H72ZM75 199H78V200H75ZM189 199H191V201H193L194 199H196V200H194L193 201V203L190 205L189 203H191V201L189 200ZM214 199V200H213ZM225 200V203H224V200ZM236 199H239V201L238 200H236ZM8 200V201H7ZM57 201L58 203H60V205H58L57 204V202H54V201ZM86 202H85V201ZM89 200V201H88ZM113 200H117V202H112ZM133 200H137L138 201V203H139V206L140 205H142V206H144V208H145V210H141V209H144V208H139V206H134L135 204L137 205V203H135V201H133ZM202 200V201H201ZM204 200V201H203ZM207 200H208V202H207ZM229 200L231 201V202H234L233 200H235V201H237V202H239V203H235V206H234V203L232 204L231 202V204L233 205V206H225V205H228V202H229ZM250 200H252V203H251V201ZM255 200V201H254ZM78 201V202H77ZM103 201V202H102ZM110 201H111V203H110ZM131 201V202H130ZM182 201H184V203H180V202ZM206 201V202H205ZM211 201V202H210ZM215 201V202H214ZM223 201V202H222ZM254 201V202H253ZM7 202L9 203V204H7ZM15 202V201H14ZM27 202V203H26ZM37 202H39V203H37ZM77 203L76 205H78L77 207L78 208H81V207H85L84 209L82 208V211L84 212L85 211V213L86 214H88L87 215V217H86V215H85V213L83 214L82 212H80V211H78V213H76V212H74V210L76 209L77 210V208L75 207L74 208V203ZM85 203V204H83V205H85V206H80L79 205V203L80 204H82V203ZM106 204H108L109 206H107V205H105V206H107V207H109L108 208V210H107V208H106V211H105V214H106V212H108L107 214H110V213H112V215L110 214L109 216H110V218H108V219H106L105 220V218H107V217H105L104 218V214H103V210H101V211H99L98 210V208H101L105 203ZM107 202H109V203H107ZM119 202V204H118V206H116L117 205V203ZM125 202H127V203H125ZM130 202V203H129ZM147 204V206H148V208L146 207V204ZM161 202H162V204H161ZM185 202H187V204H189L188 206L185 204ZM196 202H198L199 204H200V202H205V206H206V209L204 210V211H208L207 210V208L209 209V211L210 212H213V213H211V215H215L214 217L213 216H211L210 214L208 215V214H204L203 216L205 217V218H207L206 219V221L203 219V216L201 215L200 217H196V220H197V222H196V220L195 221H191L192 219L194 220L195 218H193V217H191L190 215L192 214L191 212L192 211H194V210H192L191 208H193V207H197V206H199V205H196L195 206V203ZM211 204H210V203ZM224 204H222V203ZM247 204H246V203ZM34 203V202H33ZM48 206H45V209L43 210V206L45 205V204ZM88 203V204H87ZM102 203H104V204H102ZM112 203H115V204H113L112 205ZM133 203V204H132ZM157 203H159L158 205H156ZM164 203V204H163ZM167 203V204H166ZM207 203H209L210 204V207H207ZM221 203V204H220ZM227 203V204H226ZM251 203V204H250ZM30 204V205H29ZM102 204V205H101ZM121 204V205H120ZM125 204V205H124ZM161 204V205H160ZM179 204H183V205H185V207L184 206H182V208H186V206L188 207V209H191V211H187L189 214V216L191 217L190 219H189V216H187V215H185L184 213L182 214L183 216L185 215V216H187V217H183L182 215H181V217H179L178 219H180V221L182 222L183 220L185 221V219H189L187 222H189V224H191L190 226H189V228H193V229H191V230H189V231H187L188 229H186V231L188 232V233H186V231H184L183 230V232H181L180 231V233L178 234V231H175L174 233V235H172V233H173V230L171 231L172 233L170 234V232H169V230H171V228H172V226L173 225H176V227L178 228V226H182L183 224V222L182 223H180L178 226H177V224L179 223V220L176 222V215H177V213H175L176 211H173V210H176V207H177V205H179ZM213 204V205H212ZM215 204V205H214ZM237 204H238V206H237ZM256 204V205H255ZM12 205H14V206H12ZM30 206V208H28V206ZM52 205V206H51ZM55 205V206H54ZM101 205V206H100ZM116 206V208L118 207V210L116 211L115 209V206ZM152 205V206H151ZM154 205H155V207L157 206V208L156 209H152V208H155L154 207ZM164 205V206H163ZM168 205V206H167ZM194 205V206H193ZM214 207V208H216L217 206L216 205H218V206H220V205H223V208H224V210L226 209V210H229V212L228 213H224L225 211H222V214H223V217H224V219H223V217H222V215L221 214H219L218 213V215L220 216V218L218 219V215L217 214H214V212H219V209H220V207H222V206H220V207H217L218 209L217 210H215V211H211L212 209L211 208H213L212 206ZM16 206V208L14 209V207ZM51 206V207H50ZM100 206V207H99ZM169 207V208H163V207ZM170 206H172L174 209H171V207ZM190 206H191V208H190ZM201 206V205H200ZM225 206V207H224ZM243 206V207H242ZM13 207V208H12ZM47 207V208H46ZM50 207V208H49ZM55 207V208H54ZM123 207V208H122ZM160 207V208H159ZM163 208V210H162V208ZM202 207H203V205H202ZM237 207H240V208H237ZM257 207H258V209H260V210H258L257 211ZM37 208V209H36ZM41 208H42V210H41ZM48 208L50 209V210H48ZM58 208V209H57ZM105 208H101V209H105ZM115 208V209H114ZM123 209V210H121V211H123V213H120V210L119 209ZM139 208V209H138ZM159 208V210H161L160 212H159V214H158V216H157V214L156 213H158L157 211H159V210H157ZM250 209V211L249 210H247V209ZM32 210V211H34L33 213H32V211H29L28 212V210ZM51 209H55L54 210V212L51 210ZM95 209H97V210H95ZM147 209H148V211H152V214L154 213V212H156L155 214H153V216L155 215V216H157V217H155L154 219H155V221H154V223H156V222H162V221H167V222H169L170 220H173L174 219V222L176 223V224H173V222L172 223H170V225H169V223H167V225H169V228L167 227V225H166V223L165 224H161V225H158L159 227H161V226H166V227H163V230L162 231H164L165 233H163L162 231V233H160V234H158L157 236H155L156 235V232H157V230H155L156 232H153L154 231V229L155 228H153V224L154 223H152L153 221H151V219L153 218H150L149 219V217H148V221H150L148 224L146 223L147 222V217L146 216H144V218H143V215H144V212H146L147 211ZM167 209V210H166ZM179 209H180V207H179ZM194 209V208H193ZM202 210H203V208H201ZM200 209V211H201V213H202V210ZM236 209V212L237 213H235L233 210H235ZM262 209V210H261ZM39 210V212H37L36 213V211H38ZM73 210V211H72ZM75 210V211H76ZM81 210V209H80ZM138 210H141L142 211V216L141 217H139L140 219L139 220H137V221H133L134 223H136V225L135 224H133V226H132V220H134L133 218H135V217H133V216H136V218H137V216L139 215H141V214H138L139 212L141 213V211H139V212H136V214H134V215H131V214H133L134 213V211H138ZM172 210V211H171ZM186 210L187 209H185V212H186ZM222 210V209H221ZM221 210H220V212H221ZM46 211V212H45ZM48 211V212H47ZM56 211H58V213L59 214H55V213H57ZM71 211H72V216L74 215V213H76L78 216H76L75 215V218H74V216L72 217L71 215H68L67 216V214H68V212L69 213H71ZM90 211H91V213H92V211L94 212V213H90ZM98 213H97V212ZM163 211V212H162ZM177 211H180V210H177ZM184 210L182 209V212H183ZM196 211H198V208H196ZM209 211H208V213H209ZM63 213V214H61L62 215V217L60 218V216L59 217H57L56 218V216H58V215H60V213ZM74 212V213H73ZM181 212V213H182ZM234 212V213H233ZM35 213V214H34ZM41 213H43V214H41ZM81 213V214H80ZM151 213V212H150ZM191 213V214H190ZM199 213V212H198ZM206 213V212H205ZM255 213V214H254ZM259 213V214H258ZM1 214L3 215V216H1ZM29 214H33V216L32 215H29ZM53 214H55V215H53ZM126 214L128 215V217H129V221L125 218L124 219V221H123V217H121L122 215H125L126 216ZM147 213H145V215H146ZM148 214H149V212H148ZM147 214V215H148ZM152 214H150L151 216H152ZM187 214V213H186ZM194 214H196L195 212H194ZM194 214H193V216H194ZM203 214V213H202ZM229 214H231V215H229ZM238 214V215H237ZM253 214H254V216H253ZM36 215V216H35ZM43 215H45L44 217H43ZM50 215V216H49ZM53 215V217H51ZM115 215H117L118 217H120V218H118L117 216H115ZM179 216H180V213L178 214ZM198 215V214H197ZM235 215V216H234ZM31 216V217H30ZM38 216V217H37ZM47 216V217H46ZM49 216V217H48ZM71 216V217H70ZM103 216V217H102ZM131 216V217H130ZM196 216V215H195ZM194 216V217H195ZM210 217V218H208V217ZM226 216H227V218H226ZM231 216V218H229V223H227L228 221H227V219H228V217H230ZM235 218H233V217ZM255 216H257L256 218H253V217H255ZM33 217H36V218H33ZM43 217V218H42ZM87 218L88 220H87V222H85V221H83V220H85V218ZM133 217V218H132ZM160 217V218H159ZM178 217V216H177ZM212 217L214 218L213 220H211L210 221V219H212ZM261 217V218H260ZM42 218V219H41ZM90 218H92L91 220H90ZM131 218V219H130ZM157 218H159L158 220H157ZM200 218H201V220H200ZM240 218V219H239ZM258 218V220H255L254 221V219H257ZM2 219H3V223H2ZM8 220V222H12V224H10V223H7L6 221ZM34 219H36V220H39L40 222H37V224L38 223H45V220L46 221H48V219H52V220H54L55 219V221H52V220H49L47 223H45L44 225H36V220H34ZM59 219H61V220H59ZM83 219V220H82ZM102 219V220H101ZM111 219L114 221V223H116V224H112V222L113 221H111ZM120 219H122V220H120ZM153 219V220H154ZM183 219V220H182ZM200 221H199V220ZM42 220H43V222H42ZM94 220V221H93ZM98 220V221H97ZM118 220V221H117ZM202 220L204 221L203 223H202V225H204V227H205V224H206V229H203V226L200 224V222H202ZM220 220H222L223 221V223H222V221H220ZM225 220H226V223H227V226L224 224L225 223ZM234 220V221H233ZM261 220V221H260ZM6 222V224H8L9 225V227H11V228H8V226L6 225V224H4L5 222ZM34 221V222H33ZM57 221H60V222H57ZM61 221H63V224H64V226L65 225H69L67 228L66 227H62L61 225H60V223H61ZM82 221V222H84V223H88V226H87V228H90L89 230L90 231H88V230H85L86 229V227L85 228H83L82 227V225L80 226V222ZM97 221V222H96ZM99 221H103V223H101V222H99ZM118 222V224H117V222ZM186 221H185V225H186ZM210 221V222H209ZM219 221H220V225H219ZM256 221H257V223H259V224H261V222L263 223V225H259V226H257V224H255L256 223ZM29 222H31L32 224H30ZM50 222V225L52 224V226H50V225H47L48 223ZM99 222V223H98ZM107 222V224H104V223H106ZM108 222H110L111 224H108ZM127 222V223H126ZM160 222V223H161ZM190 222H192V223H190ZM196 222V224H195V227L194 226H192V225H194V223ZM198 222H199V225H198ZM212 222V223H211ZM230 222H233V223H231V228H229V224H230ZM253 222H254V224H253ZM78 223H80L79 224V228L78 227H76L77 225H78ZM95 223V224H94ZM129 223H131L130 225H127V224H129ZM138 223H140V224H142V225H145L144 227L143 226H140ZM146 223V224H145ZM164 223V222H163ZM207 223H209L210 225H211V230L209 231V229H207V227H210V225L209 224H207ZM251 223V224H250ZM159 224V223H158ZM189 224H187L186 226H184L183 228H187L188 227V225ZM222 224H223V226H222ZM38 227H36V226ZM84 225H86V224H84ZM96 225H97V227H96ZM101 225H106V226H102L101 227ZM117 225V226H116ZM139 225V226H138ZM232 225H233V227H232ZM6 226V227H5ZM70 226L72 227V228H70ZM90 226V227H89ZM91 226H92V228H91ZM95 226V227H94ZM118 226H122V227H124V229L122 228V227H119L118 228ZM155 226H157V225H155ZM156 227V228H159V227ZM170 226H171V228H170ZM180 226V229L179 230H181V229H183L182 227ZM192 226V227H191ZM196 226H198V228L196 227ZM201 226V228H199ZM213 226H216V227H213ZM221 227V228H219V227ZM225 226V227H224ZM249 226L252 228V230H250V228H249ZM2 227H3V230H1L2 229ZM5 227V228H4ZM176 227H173L174 229L176 228ZM234 227L236 228V229H234ZM244 227V231H242V228ZM254 227H255V229H254ZM256 227H258L257 229H256ZM70 228V229H69ZM76 228H78L77 230H76ZM138 228V229H137ZM140 228V229H139ZM168 228V230H167V232H169V234L167 235L166 233V230H164V229H167ZM214 228V229H213ZM225 228H228V229H233V230H230V235H229V231H227ZM247 228V229H246ZM123 229V230H122ZM215 230V231H217L216 229H218V231L217 232H219V233H215L213 230ZM221 229V230H220ZM224 229V230H223ZM259 229H261L260 231H262V233H260V232H258V230ZM5 230H7V231H5ZM15 230V231H14ZM42 230H43V232H47V233H50L49 235H47V236H45L46 234L44 233L43 235L41 234L42 233ZM78 231L79 233H77L76 231ZM122 230V231H121ZM147 230V231H146ZM160 230V229H159ZM205 230V231H204ZM254 230V231H253ZM255 230H257L256 232H255ZM10 231L12 232V233H16V237L15 236H13L14 234H11L10 233ZM14 231V232H13ZM65 232V233H67L65 236H66V238L63 236L62 237V235H61V238H60V236H57L58 234H62V232ZM83 231H86V233H84ZM88 231V232H87ZM96 231V232H95ZM145 231H146V233L147 232H152V233H154V235L151 233V235L152 236H155V237H152L151 235L149 236V234H146L145 233ZM207 231V233H205ZM209 231V232H208ZM10 234V237H9V235H7V236H4L5 234ZM17 232H21L22 233V237L24 238V240L22 241V240H20V241H22V242H20L21 244L22 243H24L25 245H28V250L26 249V247L23 245V246H21V244L20 243H18V244H20V245H18L16 242V244L15 243H13V241L18 237V236H20V235H18L17 234ZM60 232V233H59ZM76 232V233H75ZM82 232V233H81ZM177 232V233H176ZM221 232V233H220ZM223 232H225V234H222ZM241 232V236L239 235V233ZM74 233V234H73ZM94 233H96V234H94ZM233 235H232V234ZM235 233H237V234H235ZM51 234H56V235H52L51 236ZM164 235L163 236V238H167L168 237V239L167 240H163V238H161V236L162 235ZM217 234V236H219V237H221V238H219V237H217V236H215ZM18 235V236H17ZM73 235V236H72ZM74 235L76 236V237H74ZM169 235H172L171 237H174L173 239L171 238V237H169ZM216 237V239L214 238V236ZM224 235H225V238L226 237H229V238H226V239H224ZM232 235V236H231ZM235 235V237H233ZM236 235H238L239 236V238H237L238 236H236ZM44 237L45 236V238H47L48 236L51 238V240L53 241H51V240H49V239H45V241L44 242H41V241H43V240H41L40 241V244L39 243H36V242H39V241H35V238L36 239H41V237ZM56 236H57V238H56ZM70 237V239H69V237ZM3 237V238H2ZM21 237V236H20ZM48 237V238H49ZM52 237H55V239H53ZM157 237H159L158 238V240L160 241V243H158V240H157ZM188 237H190V238H188ZM213 237V238H212ZM2 238V239H1ZM65 238V239H64ZM68 238V239H67ZM151 238L153 239V238H155V240H151ZM208 238V239H207ZM212 238V239H211ZM217 238H218V240H217ZM232 238H233V240H232ZM234 238H236V239H234ZM64 239V240H63ZM171 239H172V242H170L171 241ZM214 239V240H213ZM220 239V240H219ZM228 239L230 240V242L228 241ZM17 240H18V238H17ZM55 240V241H54ZM63 240V242H61ZM161 240H163V241H161ZM205 240V241H204ZM207 240H209L210 242H208ZM213 240V242L214 243H216L215 244V250H217L218 251V249H217V247L216 246H219V251H223L221 254L218 252H216L213 248H214V243H212L211 241ZM222 240V241H221ZM236 240V241H235ZM140 241V243H138V245H136L135 244V242H139ZM169 241V242H168ZM192 242V244H191V242ZM203 241V242H202ZM208 243H207V242ZM227 241V242H226ZM237 242L236 243V246H235V249H234V246H233V243L234 242ZM18 242V241H17ZM47 242L48 243H50V244H52V245H54V246H56L58 243V245L56 246V247H52L50 244L48 245L47 244ZM61 242V243H60ZM154 242L158 245V247L157 248H159V246H160V244H161V246H163L162 248L160 247V249H158V251H156L157 249H156V247L154 248V251H152L153 249V247H154V245H156V244H154ZM161 242H163V244L161 243ZM166 242V243H165ZM168 242V243H167ZM190 242V243H189ZM202 242V243H201ZM231 242H233L232 243V245H231ZM42 243H44V244H42ZM74 243V244H73ZM75 243H76V245L78 246V247H75L76 245H75ZM153 243V244H152ZM185 244V246L186 247H184L183 248V246H184V244ZM200 243V244H199ZM229 243V244H228ZM8 244V245H7ZM10 244V245H9ZM72 244L74 245V247L75 248H77V250H78V248L80 249V250H82V248H84L86 251H87V253H85V254H89L88 252H89V250H91L92 248H96L97 250V253L99 254V250L102 248V250L100 251V254H99V256H98V254H96V251H95V255H93L92 257H94V256H98L99 258H97V259H89L88 257H90L91 258V256H86L85 254H84V251L85 250H82V252H83V254H81V252H78L77 250H76V252L74 253V251H70V249H72L73 247H72ZM107 245V247H105L104 245ZM202 244V245H201ZM209 244V245H208ZM235 244V243H234ZM240 244V245H239ZM60 245V246H59ZM120 245H123L124 247H121ZM190 245H193V246H190ZM203 247V249H202V247ZM231 245L232 246V249L231 248H229V246ZM237 245H239V247L237 246ZM242 245H244V246H242ZM47 246V247H46ZM117 246H118V248H119V246H120V249L118 250L117 249ZM126 246V247H125ZM138 246V247H137ZM177 246V247H176ZM181 246V247H180ZM188 246V247H187ZM248 246H252L253 248H249ZM50 249H49V248ZM72 247V248H71ZM97 247H99V248H97ZM109 247H110V250H112L111 252H110V250H108V251H106L107 249H109ZM150 247H152L151 249H150ZM165 247V249L163 250V248ZM166 247L168 248V249H166ZM175 247H176V249H175ZM201 247V248H200ZM210 247H211V250H210ZM246 247V249H244ZM36 248H38L36 251L34 250V249H36ZM44 248V249H43ZM45 248H46V250H45ZM51 248H55L54 250H52ZM58 248H60V250L59 251H61L62 250V252H59L58 250H56V249H58ZM105 248H107V249H105ZM171 248V249H170ZM172 248H174L173 250H172ZM183 249V250H188L189 252H186L185 253V251H182L181 249ZM220 248H221V250H220ZM229 248V249H228ZM240 248V249H239ZM247 248H248V250H247ZM261 248V249H260ZM10 249V250H9ZM41 249V250H40ZM115 249V250H114ZM148 249V250H147ZM156 249V250H155ZM177 249H179L178 251H177ZM234 249V250H233ZM40 250V252H39V254H41V253H43L44 252V250L46 251V252H51V254H49V252L48 253H46L45 254V252H44V256H42V259H41V256H40V258H39V254H37L38 253V251ZM55 250L57 251V252H59L58 254H56V252H55ZM113 250H114V252L115 251H120L121 253H122V255H121V258L119 257L120 256V252H118V255H117V253L116 254H114V253H112L113 252ZM151 250V251H150ZM171 250L173 251V253H171ZM213 250H214V252H215V254H213ZM229 250V251H228ZM242 250V251H241ZM246 250V251H245ZM4 251L6 252V253H4ZM13 251V252H12ZM28 251V253L26 254V252ZM35 252L34 254H31V252ZM65 251H66V253H65ZM94 251V250H93ZM102 251H104V252H102ZM126 251H130V252H127L126 253ZM168 251V252H167ZM174 251H176V252H174ZM227 251H228V253H227ZM231 251H232V253H231ZM9 254H8V253ZM11 252V253H10ZM64 252V253H63ZM108 252V254L107 255H103V253L104 254H106V253ZM110 252V253H109ZM235 252V253H234ZM60 253H62V254H60ZM102 253V254H101ZM123 253L126 255V256H124L123 258H124V260L122 259V256H123ZM140 253H142V254H140ZM176 254V256L177 255H180V256H175V254ZM181 253V254H180ZM231 253V254H230ZM31 254V255H30ZM51 255V256H53V257H51V256H47V255ZM72 254V255H71ZM91 254H92V251H91ZM109 254H112V256L114 257V258H116V255H117V260H114L112 257H110L109 256ZM128 254L130 255L131 254V256H128ZM173 255V257H174V259L172 258V257H170V258H168V256L169 255ZM220 256V257H218V255ZM254 254V255H253ZM262 254V256H259V255H261ZM22 255H20V256H22ZM71 255V256H70ZM138 255H140V256H138ZM141 255L142 256H144V257H141ZM183 255H184V259H182V257H183ZM191 255V256H190ZM207 255H209L210 257H211V255L212 256H214V257H212V259L209 257V256H207ZM256 255H258V256H256ZM36 256H38V257H36ZM70 256V257H69ZM104 256V258L103 259H101V260H104V262L103 261H100V260H98V259H100V257H103ZM106 256H109V257H106ZM134 256V257H133ZM135 256H138V257H136L135 258ZM186 256V257H185ZM132 257V258H131ZM198 257H200L198 260L197 259H195V258H198ZM240 257H241V259H243L244 261H241V259H240ZM254 257H256V259H254ZM20 259L19 260V262L22 264V263H24V264H27L26 263V261L25 262H23L22 260L23 259ZM106 258V259H105ZM108 258H109V260H111L112 259V261H106V260H108ZM118 258H120V259H118ZM135 258V259H134ZM138 258H142V260H140V259H138ZM147 259V258H149V261L148 260H146V262L144 261V259ZM171 258L173 259L172 261L173 262H171L170 260H171ZM176 258V259H175ZM179 259V261H178V259ZM76 259V260H75ZM81 259L83 260V261H81ZM125 259H127V260H125ZM137 259V260H136ZM183 261H182V260ZM51 260H54V261H51ZM96 260V261H95ZM175 260V261H174ZM22 261V262H21ZM115 261H117V263L115 262ZM142 261V262H141ZM209 261V262H208ZM35 262V263H34ZM152 262V263H151ZM205 262V263H204ZM29 263V262H28ZM30 263V264H31ZM58 263V262H57ZM53 264V263H52ZM168 264V263H167ZM178 264H180V263H178Z\"/></svg>",
    "mask_w": 264,
    "mask_h": 264
},
{
    "label": "bare ground",
    "instance_id": "obj_2",
    "mask_svg": "<svg viewBox=\"0 0 264 264\" xmlns=\"http://www.w3.org/2000/svg\"><path fill=\"white\" fill-rule=\"evenodd\" d=\"M23 1H24L25 3H22L21 6H23V4H27L28 1H30V3L32 2L31 0H28V1L23 0ZM38 1H40V0H38ZM43 1H44V0H43ZM49 1H50V0H48V3H47V4H50V3L52 2V0H51L50 3H49ZM55 1H56V0H55ZM58 1H59V0L56 1L57 4L60 3V2H58ZM61 1H62V0H61ZM64 1H65L64 3H62V4H61V3L58 4V5H60V6L62 5V7H60V8H64V6H68V8H69L70 1H71V2L73 1V2H72V5H73V3H77V0H76V2H74V0H70V1H69V0H64ZM67 1H68V2H67ZM78 1H79V0H78ZM88 1H89V0H88ZM91 1H92V0H91ZM93 1L98 2L97 5H98V4H99V5H98V6L95 5V6H97V8H99V6H100V7L102 6L101 8H103L104 4L107 5V4H106V0H105V2H103V0H102V1H101V0H93ZM99 1H101V2H99ZM112 1H114V0H112ZM122 1H123V0H122ZM130 1H132V0H130ZM171 1H172V0H171ZM171 1H170V0L166 1L167 3L170 2L169 4H170L171 7L169 6V4H166L168 7H170L169 9H172V6H173L175 3H176L177 5H174L173 8H174L175 6L179 7V4L181 5V6H180L181 8L179 7V8L176 9V7H175L174 9H172V12H173V13L171 14L172 16H170V14H169L168 16H166V14H168V13L164 14V16H165L166 18H167V17H171V18L175 17V18H176V16H177V19L181 18L180 21H182V16H181V15H185V14L188 12V13L184 16V17H186V16L189 14V12H190V14H192V11H191V10L189 11V9H195V7H194V8H193V7L191 8L192 5L189 6L190 4H193V3H194V2H192L193 0L191 1V3H190V2H187V3H189V4H186L187 7H190V8H188V9H187V7H186L187 11H184V10H186V9H185V6H186V5H183V4H185V2H183V0H180L181 2H180V1H179V2L174 1V2H173V5H171ZM177 1H178V0H177ZM208 1H209V0H208ZM1 2L3 3V2H5V1H4V0H1ZM1 2H0V3H1ZM15 2H16V0H15ZM18 2H19V1H18ZM18 2H17V3H18ZM53 2H54V1H53ZM62 2H63V1H62ZM82 2H84V1H82ZM95 2H92V3L96 4ZM102 2L104 3L103 5H101ZM114 2H116V1H114ZM124 2H125V1H124ZM137 2H138V0H137ZM141 2H142V1H141ZM151 2L153 3V1H151ZM5 3H6V2H5ZM11 3H13V1H12ZM37 3H38V2H37ZM65 3H66V5H64ZM86 3H87V1H85L83 4H86ZM88 3H89V2H88ZM92 3L88 4L89 7H90V5H91ZM108 3H110V5H112L111 1H109ZM117 3H118L119 6H120L121 4H122V5H123V4H126V2L123 3V2H121V1H120L121 4H119V1H117ZM132 3H134V2H130V4H132ZM147 3H148V2H147ZM149 3H150V2H149ZM158 3H159V1H158ZM181 3H182V4H181ZM259 3H262V2H261V1H258V4H259ZM20 4H21V3H20ZM20 4H19V5H20ZM35 4H36V2H35ZM35 4L32 3V5H34V9H35V10H32V11H34V12H35V11L38 12V11H37L38 9H36V6H37V5H35ZM39 4H40V3H39ZM52 4H53V6H52ZM57 4H55V2H54V3H51V5H50V6H52L51 8H53L54 6H56V7H54V8H56V13H58V12H57V11H58V6H57ZM68 4H69V5H68ZM80 4H81L80 6H81L82 8H79L80 10H77L80 14H79V13L76 14L77 11L74 12V11H75V10H74V9H75L74 6L76 5L77 8H78V4H75V5L72 7V9L74 8V9H73L74 11H72V10H68L67 12H65L67 9H66V10L64 9L65 11L63 10L62 12H65L64 14H66V13L68 14L69 11L72 12V13L74 12L76 15L73 13V14L75 15V18L73 19V21H74V20L76 21V19H77L76 17H77V16H81V14H83V13H81V11L83 12V10L86 9V7H84V6H87V5H83L82 3H80ZM127 4L130 5L128 0H127ZM138 4H139V2H138ZM140 4H141V3H140ZM194 4H195V3H194ZM197 4H199V5L201 6L200 8H202L201 11L203 12V7H204L203 5H204V2L202 3V1L200 2L199 0H196V4H195V5H197ZM202 4H203V5H202ZM6 5H7L9 8H11L10 3L5 4V6H6ZM9 5H10V6H9ZM113 5H115V4H113ZM122 5H121V6H122ZM128 5H127V6H128ZM149 5H151V4H149ZM152 5H153V4H152ZM157 5H158V4H157ZM182 5H183L184 7H182ZM195 5H194V6H195ZM199 5H197V7H198ZM261 5H263V3H262ZM3 6H4V5H3ZM16 6H18V5H16ZM25 6H27V5H25ZM25 6H24V8H25ZM43 6H44V4L42 5V7H43ZM92 6L94 7V5H92ZM108 6H109V5H108ZM108 6H107V7H108ZM125 6H126V5H124V7H125ZM127 6L125 7V10H124L123 13H125V12H127V11L129 10V8H127ZM130 6L132 7L133 5H130ZM130 6H129V7H130ZM134 6H135V4H134ZM153 6H154V5H153ZM167 6H166V7H167ZM27 7L29 8V5H28ZM30 7H31V5H30ZM37 7H39V9L42 8V7L40 8V6H37ZM70 7H71V5H70ZM93 7L88 9V10H89L88 13H91L90 9H91V10H92V9H95V8H93ZM104 7H105V6H104ZM111 7H113V6H111ZM116 7L119 8V10H120V11H118V12H121L122 9H123L122 7L120 8V7H118V6H115V8H116ZM136 7L138 8V5H137V4H136ZM141 7H142V6H141ZM159 7H160V6H159ZM162 7H165V6L163 5ZM168 7H167V8H168ZM1 8H4V7H1ZM28 8H27V9L25 8V9L28 10ZM51 8H50V9H51ZM83 8H84V9H83ZM87 8H88V7H87ZM101 8H100V10H101ZM105 8H106V7H105ZM109 8H110V7H109ZM142 8H143V7H142ZM142 8H140V9H142ZM150 8H151V7H149V9H150ZM182 8H183V11L186 12V13L183 12L184 14H182V13L180 14V12H178V10L181 11ZM204 8H205V7H204ZM260 8H262V6H260ZM260 8H258V9L261 10ZM6 9H8V8H6ZM20 9H21V8H20ZM20 9H19V10H20ZM29 9H30V8H29ZM43 9H44L43 11H45V12L48 13V14H50V13L52 12V10L50 11V10L47 9L45 6L43 7ZM45 9H46V10H45ZM103 9H104V8H103ZM103 9H102V11H99V12H98L97 9L95 10V11L98 13V14L96 13V16L98 15L97 18L100 17L99 13H102V12H113V11L115 10L114 7H113V11H111L112 9L109 10V11H107L108 9L105 10V11H104ZM134 9H136V8H135V7L132 8L131 11H129V12H132ZM138 9H139V8H138ZM138 9H136V10H138ZM140 9H139V10H140ZM144 9H145V8H144ZM149 9H148V10H149ZM162 9H163V8H161L160 10L162 11ZM262 9H264V8H262ZM1 10H2V9H1ZM30 10H31V9H30ZM41 10H42V9H41ZM88 10H86L85 12L87 13ZM126 10H127V11H126ZM145 10L147 11V8H146ZM152 10H155V8H154V9L152 8ZM152 10L150 9V11H149V12H146V14H147V13H148V14H149V13H152V12H153ZM157 10H158V9H157ZM163 10L169 12V10H167V9L165 10V8H164ZM175 10H176L177 12H175ZM197 10L200 11V9H197V8H196L195 11H197ZM17 11H18V10H16V12H17ZM95 11L92 10V12H95ZM141 11H142V10H141ZM151 11H152V12H151ZM161 11H159V14H160ZM205 11H207L206 14H205V17H204V14H202V12H199V13H201V14H200V17H201V20H202V21H206V20H205L206 18H211L212 16H213V19H214V15H213V14H215L216 16H217V14H218V13H215V12H214V13L211 14V15H212V16H211L210 14L207 15L208 10H205ZM205 11H204V13H205ZM4 12H5V10L1 12V13H3V16H6V17H7V15H8V17H9L10 14H5ZM12 12H13V13H12ZM12 12H9V13H12V14L16 15V16H14V17L10 15L11 17H13V22H15V23H17V24H20V22H21L22 19L19 20V17H21L22 14L24 15L25 12H23L22 14L20 13L21 11H20L19 13L17 12V14H15L14 11H12ZM28 12L30 13L31 11L28 10V11L26 12L27 15L29 14ZM115 12H117V11H115ZM115 12H114V13H115ZM118 12L115 13V14H118ZM136 12H137V11H136ZM136 12H134V14H139V15H135V16L139 17V16H140V13H136ZM144 12H145V11H144ZM156 12H157L156 14H158V11H156ZM162 12H163V11H162ZM170 12H171V10H170ZM170 12H169V13H170ZM174 12L177 13L176 16H175ZM193 12H194V11H193ZM260 12H261V11H260ZM6 13H7V12H6ZM31 13H32V12H31ZM54 13H55V11H54ZM60 13H61V12L59 11L58 14H60ZM72 13H71V14H72ZM263 13H264V12H263ZM263 13L261 12V14H263ZM18 14H19L20 16H17ZM36 14H37V13H36ZM39 14H41V15H39ZM48 14H47V15H48ZM73 14H72V15H73ZM103 14H104V13H103ZM103 14L101 15L102 17L104 16ZM109 14H110V13H109ZM109 14L107 13V16H108V17H104V18L107 19V21H108V19H110V20L113 19V18H109V16H111V15H109ZM134 14L131 15V13H130V14H128V15H130V17H131V16H133ZM146 14H145V15H146ZM56 15H57V14H56ZM56 15L54 14V16H56ZM61 15H62V13H61ZM69 15H70V14H69ZM74 15H73V16L70 15L71 21H72V18L74 17ZM123 15H124V14H123ZM128 15H127V16H128ZM141 15L143 16L144 13L141 14ZM145 15H144V16H145ZM149 15H150V14H149ZM154 15H155V12H153V18H156V17L158 16V15H155V17H154ZM173 15H174V16H173ZM193 15H197V16H198L197 12L194 13ZM193 15H191V16H193ZM202 15H203V16H202ZM0 16H1V15H0ZM33 16H34V15L32 14L31 16H29V18H30V19H33V18H31V17H33ZM36 16H38L39 19H41L40 17L42 16V13L38 12V14H37ZM49 16H50V15H49ZM52 16H53V15L51 14V16H50L51 20H50V18H49L48 16H46V17L49 18V20L52 22V21H53V17H52ZM83 16H84V17L87 16V19H88V17H89L88 15H84V14H83ZM114 16H115V15H114ZM124 16H126V14H125ZM124 16L122 17V15H121V16L118 15V16H116V17H114V18H118V17H120L119 20H121L122 18L124 19ZM135 16L133 17L132 20H136V19H138V20L135 21V22H134V21H131V22L134 23V24H133L134 26H135V24H136L140 19H142V20H140V21H145V19H146V18L144 19L142 16L139 17V18H135ZM161 16H163V14H162V15L160 14V17H161ZM180 16H181V17H180ZM208 16H210V17H208ZM216 16H215V17H216ZM262 16H263V15H262ZM262 16H261V17H262ZM15 17L20 21L19 23L15 21V19H14ZM91 17H92V15H91ZM102 17H101V18H102ZM128 17H129V16H128ZM128 17H125L126 20H127L126 23L129 22L128 20L130 19V17H129V19H127ZM151 17H152V16H148V21H149L148 24H151V22L153 23V21L155 20V19H151ZM184 17H183V18H184ZM198 17H199V16H198ZM198 17H197V18H198ZM203 17H204V18H203ZM219 17H221V16L219 15L218 18H219ZM263 17H264V16H263ZM23 18H24V17H23ZM54 18H55V19H58V18H56V17H54ZM60 18H61V17H60ZM78 18H79V17H78ZM89 18H90V17H89ZM149 18H150V19H149ZM157 18H159V17H157ZM186 18H187V17H186ZM193 18H194V16H193ZM195 18H196V16H195ZM195 18H194V19H195ZM0 19H1V18H0ZM10 19H11V18H10ZM27 19H28V18H27V16H26V18L24 19V21H22V24H23V22H25V21H27V23H28V22H29V21H28L29 19H28V20H27ZM55 19H54V21H55ZM84 19H85V18H84ZM106 19H105V21H104V22H105L104 25L107 24V23H108V25H114V26H115V29H114L115 31H113V32H115V34H114L112 31H109V32H110L111 34H114V35L116 36V35L118 34V33H117V29L119 28L118 25H119L121 22L123 23V19H122V21H119V20L117 21V22H119V24H118L117 22H115V21H114V22H115L116 24H115V23H111V22H113V20L107 22ZM169 19H170V18H169ZM184 19H185V18H184ZM199 19H200V18H199ZM199 19H198V20H197V19H196V20H193L192 18H189V16H188L187 20H186V19L184 20V21H186V22H184V21H183V22L186 24V27H190V26H191V21H190V20H193L192 22L197 21V23H198V22L201 23L202 21H199ZM211 19H212V18H211ZM211 19H210V21H211ZM219 19H223V18H219ZM4 20H5V19H4ZM7 20H8V18H7ZM59 20H60V19H59ZM98 20L101 21V19H97V21H98ZM102 20H103V19H102ZM116 20H117V19H116ZM151 20H152V21H151ZM160 20H161V19H160ZM164 20H165V19H164ZM214 20H215V19H214ZM262 20H264V18H262ZM33 21L36 22V21H35V18H34V20H31V22H33ZM71 21H70V22H71ZM73 21H72V22H73ZM75 21H74V22H75ZM77 21H79V20L77 19ZM85 21H86V20H85ZM85 21H84V22H85ZM92 21L94 22V20H92ZM92 21H91V22H92ZM146 21H147V19H146ZM150 21H151V22H150ZM155 21H156V20H155ZM155 21H154V22H155ZM158 21H159V20H158ZM188 21L190 22L189 26H187ZM221 21H222V20H221ZM223 21H224V20H223ZM4 22H5V21H4ZM4 22H2V19H1V25H2V23L4 24ZM9 22H10V21H9ZM57 22H58V20H57ZM59 22H60V21H59ZM70 22H69V23H70ZM84 22H83V24H84ZM87 22H88V20H87ZM93 22H92V23H93ZM95 22H96V21H95ZM106 22H107V23H106ZM131 22H130V23H131ZM160 22H161L162 24L158 25ZM160 22H159V23H158V22H157V23H156V22L154 23V24H156V25H155V28H156V29H154V27H153L154 25L152 26V24H151V28L153 27L152 29H154V30H159V29L161 28V25H163V23H165V22H163V20H161ZM183 22H182V23L179 22V21L177 22L176 19H175V20L173 19V22H172V26H173V28H174V27H177V26H175V23H176V25H179L181 29H180V28H176L175 30H173V28H170V29L168 28L169 30L172 29V33L175 32V35H172V37H171V35H169L170 38H171V39L169 38L170 41L173 40L174 36H175V38H179V37H176V35H177V32H176V31L179 30V31H180V34H181V30H183V29H187V28H183V29H182V27H185V26H184L185 24H184ZM215 22H217V21H215ZM227 22H228V21H227ZM230 22H231V21H230ZM230 22H228V26H229V23H230ZM25 23H26V22H25ZM61 23H62V22H60V24H61ZM65 23H66V22H65ZM65 23H64V24L62 23L63 25H59V24H57V25L60 26V28H61V27H64V26H65ZM69 23H67V24H69ZM76 23H77V22H76ZM110 23H111V24H110ZM122 23H121V25H122ZM130 23H128V24H130ZM166 23H167V22H166ZM169 23H170V22H168L167 24H169ZM173 23H174V24H173ZM178 23H181V24H178ZM197 23L194 22V23H192V24L194 25V24H197ZM203 23H204V22H203ZM225 23H226V20H225ZM22 24H21V30H22L23 28H24V30H25V27H27V25L24 26V24H23V25H22ZM28 24H29V23H28ZM31 24H33V23H31ZM37 24H38V23H37ZM74 24H75V23H74ZM96 24H98V22H97ZM96 24H94V25L92 24V26H95ZM148 24H146V26H148ZM182 24H184V25H182ZM219 24H221V23H219ZM14 25H15V24H14ZM14 25L12 24V26H14ZM33 25L37 26L35 23H34ZM78 25H79V24H77V26H78ZM108 25H107V26H108ZM116 25H117V26H116ZM121 25H120V26H121ZM136 25H138L140 28H142V27H146V26H144V25H139V24H136ZM169 25H170V24H169ZM181 25H182V27H181ZM201 25H202V24H201ZM216 25H217V23H216ZM216 25H214V27H215ZM231 25H232V22H231ZM231 25H230V26H231ZM12 26H11V27L9 26V27L12 28ZM16 26H17V25H16ZM18 26H20V25H18ZM23 26H24V27H23ZM28 26H29V27H27L26 30H27V29L30 30V29H29V28H30V25H28ZM35 26L32 27V28H33V31H36V29H34ZM52 26H53V23H52ZM58 26L55 25L54 27L56 28V27H58ZM70 26H72V25H70ZM73 26H74V27H77V26H75V25H73ZM85 26H87V24H86ZM92 26L90 25L88 28L91 27V29H92ZM97 26H99V27L102 26V27L99 28V29H103V25L101 24V22H100ZM107 26H106V27H107ZM114 26H113V27H114ZM157 26H158V28H157ZM163 26L166 27V24H164ZM167 26H168V25H167ZM172 26H171V27H172ZM5 27H8V26L5 25ZM50 27H51V26H50ZM54 27H52V29H53ZM65 27L70 28V27H68V26H65ZM74 27H73V28H74ZM78 27H79V26H78ZM104 27H105V26H104ZM116 27H118V28H116ZM122 27H123V26H121V28H122ZM148 27H149V26H148ZM168 27H170V26H168ZM217 27H218V26H217ZM217 27H215V29H217ZM232 27H233V26H232ZM232 27H231V29L234 30V28H232ZM3 28H4V27H3ZM15 28H16V27H15ZM15 28H14V29H15ZM36 28H37V27H36ZM60 28L58 27L57 29L59 30ZM111 28H112V26H111ZM111 28H110V29L106 28V29L111 30ZM121 28H119V29H121ZM124 28H125V27H123L121 30H124ZM130 28H132V26H130ZM208 28H209V27H208ZM208 28H207V30H208ZM222 28H223L222 30H223V32H225V34H229V33H230V31H229V33H228V30H227V32H226V27H222ZM18 29H19V27L16 29V31H17ZM65 29H66V28H65ZM70 29H71V28H70ZM80 29H81V27H79V31H78V32H80ZM99 29H98V30H99ZM125 29H126V30H125L124 32L127 33L126 35H123V34H124V33H122L123 31L118 30V32L121 31V33H122V36H121V35L118 36L120 39H122V40L125 39L124 41H126V40L130 37L129 35H131V34H133V35H135V36L137 37V35H136V33H135V30H134V33L131 32V31H133L132 29H134V28L130 29L129 31L127 30V29H129V28L126 27ZM177 29H178V30H177ZM4 30H5V29H4ZM21 30H19V31H21ZM63 30H64V29H63ZM72 30L75 31L74 29H72ZM98 30H97V31H98ZM103 30H104V29H103ZM187 30H188V29H187ZM207 30H206V31H207ZM210 30H212V29L210 28ZM210 30H208V31H210ZM6 31L8 32V29H7ZM11 31H12V30H11ZM11 31H9V32L11 33ZM14 31H15V30H14ZM19 31H18L17 33H19ZM65 31H66V30H65ZM81 31H82V32L84 31L85 33H87V36L91 34L90 31H85V30H83V29H82ZM97 31H96V32H97ZM179 31H178V32H179ZM215 31L220 32L219 30H214V31H211V33H212V32H215ZM7 32H5V33H7ZM28 32H29V31H28ZM28 32L25 31L24 33L26 34V33H28ZM30 32H31V30H30ZM52 32H56V30L54 29V31H52ZM61 32H62V31H61ZM75 32L77 33V31H75ZM88 32H89V34H88ZM91 32H93V30H91ZM104 32H106V30H104ZM128 32H131V34H128ZM232 32H234V31H232ZM232 32H231V34L233 35L234 33H232ZM5 33H4V34H5ZM17 33H16L15 35H17ZM24 33L22 32V33H19V34H21V36H25ZM69 33H70V32H69ZM184 33H186V31H185ZM211 33H210V35H211ZM220 33H222V31H221ZM0 34H1V32H0ZM2 34H3V33H2ZM2 34H1V35H2ZM19 34H18L17 36H19ZM58 34H62V33H57V35H58ZM70 34H71V33H70ZM93 34H95V32L92 33V36H93ZM206 34H207V33H206ZM214 34H216V33H213V35H214ZM13 35H14V33H13ZM51 35H54V34L52 33ZM75 35H76V34H75ZM98 35H100V33H99ZM114 35H112V36L115 37ZM133 35H131V36L133 37V39H136L137 41H136V40H133V41H130V42H129V41H126L125 43H126L127 45H125V47H124L125 49L130 48V47L128 46V43H129V45L132 44V46H134V45L136 46V45H140V43H141V42L143 41V39H144V37H143L142 34H141V36H142L141 39H139V38H140L139 36H138L139 38H136V37H134ZM208 35H209V34H207L206 37H208ZM219 35H220V34H218L217 36H219ZM232 35L230 36V38L232 37ZM7 36H8V35L6 34V36H5L4 38H6ZM67 36H68V35H67ZM73 36H74V35H73ZM87 36H86V37H87ZM100 36H102V35H100ZM106 36H108V35H106ZM112 36H111V37H112ZM124 36H128V37L125 38ZM169 36H167L166 38H168ZM178 36H179V35H178ZM181 36H184V34H183V35L181 34V35H180V38H181ZM185 36H186V35H185ZM185 36H184L183 38H181V39L183 40V39L185 38ZM233 36H234V35H233ZM237 36L239 37V35H237ZM57 37H60V36H57ZM61 37H64V36H61ZM68 37H69V36H68ZM68 37L66 38V40H68ZM89 37H90V36H89ZM93 37H96V38H97L98 36L96 35V36H93ZM93 37L91 38V39H92V40H91L92 43H90V44H91V45H90V48H91V46L93 45V47L91 48L92 50L88 51L89 49H88V47H86L87 49L84 50V51H86V52H85L86 54L83 55V50H82V51L79 52V55H80V56L83 55V56H82V57L79 56V57H77V58H84L85 55L89 56V55H90L89 53H91V52L94 53V51H95V53L97 52V54H98V52H99L98 49H100L99 47L96 46V48L93 50V48L95 47V45H97V43H100V42H101L100 44H104V45H106V46H108L109 44H111V45H112V44H113V45H114V44H117V46L120 45V47H117V46L112 47V48L115 50V51H114L115 53L112 52V51H110V50H108V52H112V55L109 54V55L112 56V57H110V56H108V55L106 56L107 59H106V57L104 58V56L102 57V58H104V59H106V60L108 61V62H107L108 65H107V66L110 67V64H112L111 66L114 67L113 64L116 63V62L118 63V60L116 59L117 55H114V54H116L117 51H119V50H120L119 53L123 51V50H122L123 48H121V46H122V42H123V41L120 40L119 38H113V37H112V38H110L111 40L109 39L108 41L105 42V43H107V44H105V43L102 41V39H107V37H105V36L100 37V38H102V39H100V38L98 37V38H99V40H98V38H97L98 41L96 40V38L94 39V40H95V41H94V40H93ZM116 37H117V36H116ZM123 37H124V39H123ZM206 37H205V39H206ZM210 37H211V39H212V36H210ZM221 37H222V36H220V38H221ZM235 37H236V34H235ZM0 38H2V37H0ZM12 38H13V37H12ZM16 38H17V37H16ZM72 38H73V37H72ZM108 38H109V37H108ZM155 38H156V37H155ZM155 38H153V39H155ZM175 38H174V41H173V42H172V41L169 42V40H167V39H165V38H163V39L161 38L160 41H161V40L163 41V40L165 39L166 41H168L169 44H170V43H171V44L174 43V45H175V44L177 43V42L175 43ZM227 38H228V36L225 35V40H226ZM236 38H237V37H236ZM52 39H53V38H52ZM61 39H62V38H61ZM61 39H60V40H61ZM64 39H65V38H64ZM89 39H90V38H89ZM89 39H88V40H89ZM115 39L118 40L117 42H119V43H117V42L115 43V41H116ZM138 39H139V40H138ZM207 39H208V38H207ZM214 39H216V37H215ZM232 39H234V37H233ZM1 40H2V39H0V43L2 42ZM10 40H11V38H9V41H10ZM17 40L19 41L20 39L18 38ZM70 40H71V37H70L69 40H68L69 42H68V41H67V42L70 43V42H71ZM73 40H74V39H73ZM88 40L85 41V42L87 43ZM100 40H101V41H100ZM113 40H114V41H113ZM119 40H120V41H119ZM128 40H131V38L128 39ZM156 40H158V38H156ZM209 40H210V39H209ZM212 40H213V39H212ZM217 40H218V39H217ZM227 40H228V39H227ZM3 41H4V40H3ZM7 41H8V39H7ZM15 41H16V39H14L13 43H17V42H18V41H17V42H15ZM20 41H23V39L20 40ZM36 41H37V40H36ZM36 41H35L34 46H36V44L39 45L38 43L41 42V41H39V40H38V42H36ZM54 41H57V40H54ZM62 41H65V40H62ZM62 41H60V42L62 43ZM80 41H83V40H80ZM166 41H164V42L166 43ZM176 41H177V40H176ZM214 41H215V40H214ZM222 41H224V40H222ZM25 42H26L27 44H25ZM31 42L34 43L33 41H31ZM31 42H30V43H31ZM58 42H59V40H58ZM58 42H57V43H58ZM89 42H90V40H89ZM96 42H97V43H96ZM110 42H112V43H110ZM131 42H132V43H131ZM136 42H140V43L138 44V43H136ZM156 42H158V41H156ZM164 42H163V43H164ZM181 42H182V41L179 40L178 43H181ZM206 42H207V41H206ZM215 42H217V41H215ZM228 42H229V41H228ZM18 43H19V42H18ZM22 43H23V42H22ZM22 43H21V44H22ZM28 43H29V42H27V41H24V43H23V44H25V46L27 45V46L29 47L28 49H26V47H25V51L29 50L30 48H33V44L31 43L32 45H30V44H28ZM49 43H50V42H49ZM49 43H47V44H49ZM57 43H53V44L51 43V46H52V45H56V46H57V45H58ZM68 43H65V45L68 44ZM81 43H82V44H85L84 42H81ZM94 43H96V44L94 45ZM108 43H109V44H108ZM134 43H136V44H134ZM163 43H162V44H163ZM224 43H225V42H224ZM42 44H43V41H42ZM76 44H77V42H76L75 44H74V42H73L72 47H73V46L75 47ZM118 44H119V45H118ZM160 44H161V43H160ZM171 44H170L169 47H171ZM206 44H207V45H206V49L210 48V47L207 48V46H210V45H209V44H210L209 41H208V43H206ZM213 44H216V43L213 42ZM15 45H17V44H15ZM45 45H46V43L44 44V46H45ZM79 45H81V44H79ZM87 45H89V44H87ZM98 45H99V44H98ZM123 45H124V43H123ZM163 45L165 46V45H167V44H163ZM163 45H161L162 48H164ZM174 45H173L172 47H174ZM222 45H223V43H222ZM19 46H20V44L17 45V47H19ZM23 46H24V45H23ZM30 46H31V47H30ZM39 46H41V45H39ZM42 46H43V45H42ZM56 46H55V47H56ZM70 46H71V45H70ZM76 46H78V45H76ZM85 46H86V44L83 45V48H85ZM99 46H100V45H99ZM167 46H168V45H167ZM217 46H218V42H217ZM219 46H220V43H219ZM48 47H49V45H48V46L46 45V47H42V48H43V49H42L43 51H42L41 49H39V50H41L42 52H45L44 50H45L46 48H48ZM60 47H61V46H60ZM68 47H69V45H68ZM74 47H73V48H74ZM101 47H102V45H101ZM122 47H123V46H122ZM126 47H127V48H126ZM189 47H192V46L189 45ZM212 47H213V46H212ZM212 47H211V48H212ZM223 47H225V45H224ZM44 48H45V49H44ZM70 48H71V47H70ZM77 48H82V46H79V47H77ZM107 48L111 49V46L109 45V47H107ZM120 48H121V49H120ZM131 48H132V50H134V48H136V47H134V48L131 47ZM137 48L140 49L139 47H137ZM142 48H143V47H142ZM166 48H167V47H166ZM166 48H164V49H166ZM203 48L205 49V47H203ZM203 48H202V50H203ZM213 48H214V47H213ZM33 49H34V51H37L36 48H33ZM55 49H56V48H54L53 50H55ZM57 49H58V47H57ZM57 49H56V50H57ZM59 49H60V48H59ZM96 49H97V51H96ZM147 49H148V48H147ZM149 49H150V48H149ZM149 49H148V50H149ZM164 49H163V50H164ZM174 49H175V48H174ZM174 49H171V50H170V49L168 48V50H170V51H168V50H166V51L171 53V51H173ZM17 50H18V49H17ZM17 50L15 49V53H16V54H17V53L19 54V52L21 51V49L18 50L19 52H16ZM46 50H47V49H46ZM49 50H50V49H49ZM116 50H117V51H116ZM143 50H144V49H143ZM143 50H138V51H141V53H138V55H139V54H142L143 56H145V55L142 53ZM148 50H147V51H148ZM202 50H200V51H201L200 54L203 53ZM0 51H2V50L0 49ZM29 51H31V49H30ZM34 51H32V52H30V53H32V55H33V54H37V53H34ZM126 51H127V50H126ZM128 51H131V50H128ZM128 51H127V52H128ZM147 51H146V48H145V51H144V52H147ZM164 51H165V50H164ZM203 51L205 52V50H203ZM206 51H207V50H206ZM210 51H212V50H210ZM38 52H40V51H38ZM47 52H48V51H47ZM47 52L42 53V54L40 53L41 55L39 54V56L33 55V56H36L35 58H33V56H32V59H33V60L31 59V56L28 55L29 52H28V54H27L28 56H27V55H23L22 57H23V58L26 57V59L29 58L28 60L31 59V62H33V64H36V63H39V61H40V62H41V61H44L43 59H45L46 57H47V59L49 58L48 56L50 55L51 51L49 52L48 55H47ZM68 52L70 53L71 51H67V52H64V51H63V52H59V53H68ZM148 52L150 53V51H148ZM167 52H166L164 55H162L163 57L167 58L166 60H168V58H169V57H167V56H170V55L167 54ZM174 52H176V49H175ZM189 52H190V51H188V53H189ZM193 52H198V51L196 50V51H192V52H191V54H193V55H195V54H196V56L199 55V59L197 58V63L194 61V62H195V66H197L198 63L201 62L200 59H202V58H200V57H201L202 55H204V54H202V55L197 54V53L194 54ZM212 52H213V51H212ZM212 52H211V53H212ZM247 52H248V50H247ZM25 53H26V52H25ZM52 53H55V51L52 52ZM59 53H58V55H59ZM113 53H114V54H113ZM119 53H118V55L121 56V54H124V51H123V53H120V54H119ZM131 53H132V51H131ZM131 53H130V54H131ZM172 53H173V52H172ZM188 53L186 52L185 56H184L183 53H181V54H182V56H184L183 58H185V57H188V56H187ZM206 53H207V52H205V56L208 54V53H207V54H206ZM251 53H252V52L250 51V52H249V58L251 57V56H250ZM97 54H94V56H96ZM107 54H108V53H107ZM125 54H126V52H125ZM133 54H135V52H134ZM133 54H131V57H132ZM209 54H210V53H209ZM213 54H214V52H213ZM252 54H254V53H252ZM260 54H261V52H260ZM1 55H2V54H1ZM1 55H0V56H1ZM46 55H47V56H46ZM54 55H56V54H52V56H54ZM146 55H147V54H146ZM148 55H149V54H148ZM148 55H147V56H148ZM150 55H152V56H151V58H150V57H149V58L153 60L154 58H152V57H153L154 54L152 53V54H150ZM217 55H218V53H216V56H217ZM42 56H43V57L46 56V57L43 58V59H41L40 57H42ZM61 56H62V57H61V61H62V62H61V61L58 62V61H56V60H53V61H55L56 63H60L59 65H62V63H65V64H63V66L66 67V69H64V72H65V71L68 72V69L71 71V73H70V71H69L68 73H64L63 75H64L65 77H67V74H69V73H70V75L73 77V76L77 73L78 68H81V67H83V68H84V67H87V66H79L80 64H81V65H85V64H88V63H89V62L84 63V64L79 63V62H83L84 59H85V61H86V60L89 61L88 58H84V59H82L83 61L81 60V61H79V62H78L77 60H76V61L74 60V61H75V62H74L73 59L71 60L72 62H71V61L68 62V59H70L69 57H65V55H61ZM92 56H93V54H92ZM113 56H115V57H113ZM119 56H118V57H119ZM128 56H129V55H128ZM133 56H134V55H133ZM139 56H140V60L143 59V58H141V55H139ZM147 56H146V57H147ZM171 56H172V54H171ZM174 56H175V54L172 56L171 59H173ZM182 56H181V59H183ZM189 56H190V55H189ZM196 56H195V60H196ZM205 56H204V57H205ZM214 56H215V55H214ZM253 56H254V55H252V57H253ZM260 56H262V55H260ZM22 57H21L20 59H16V60H14L15 63H16L17 60H18L17 63H20V62H21V59H23ZM50 57H51V56H50ZM64 57H65L66 59H65ZM108 57H110V58L113 60L114 63H113V62H110V63H109V61H111V59L108 58ZM125 57H126V56L124 55L123 57H119V58H120V60H121L122 58L125 59ZM163 57H162V59H163ZM176 57H177V56H176ZM178 57H180V56H178ZM191 57H194V56H191ZM208 57H209V56H208ZM208 57H206V58H208ZM210 57H211V56H210ZM210 57H209V58H210ZM217 57H218V56H217ZM235 57H236V56H235ZM235 57H234L233 59H231L230 61H231V62L234 61L236 58H238V55H237L236 58H235ZM36 58L38 59V62L36 61ZM51 58H52V57H51ZM51 58L47 60V61H48L47 64L49 63V60H51ZM53 58H56V57H53ZM59 58H60V56H59ZM62 58H64V62H63V59H62ZM77 58H75V59H77ZM90 58H91V57H90ZM95 58H96V57H95ZM136 58H137V57H136ZM138 58H139V57H138ZM156 58H157V57H156ZM156 58H155V60H156ZM158 58H160V57H158ZM188 58H189V60H188ZM188 58H186V59H187L188 61H190L191 58H190V57H188ZM206 58H205V59H206ZM218 58H219L218 60H216V59H214V60H216V61L218 62V63H217L218 66H221V67H222V65H220L219 61H222V62H223V60H222L223 58H222L221 60H220L221 57H218ZM245 58H246V57H245ZM247 58H248V57H247ZM249 58H248V59H249ZM127 59H128V58H127ZM127 59H126V60H127ZM134 59H135V57L133 58V61L135 62ZM144 59H145V58H144ZM144 59H143V60H144ZM186 59H185L184 61L187 63ZM262 59H263V58H262ZM23 60H24V59H23ZM23 60H22L21 64H19V65H21V68H22V67L25 68V67H24L25 64H24V61H23ZM45 60H46V59H45ZM57 60H60V59H57ZM90 60H91V59H90ZM98 60H99V61H98ZM106 60L101 59V61H102L103 63H106V62H104V61H106ZM136 60H137V59H136ZM146 60H147V59H146ZM160 60H161V59H160ZM160 60H158V59L156 60V61H158V63L156 62V63H157V66H162L161 64H159V63H161V62H159ZM163 60H164V59H163ZM163 60H162V61H163ZM166 60H165V61H166ZM178 60H179V59H178ZM192 60H193V58H192ZM198 60H199V61H198ZM207 60H208V59H207ZM214 60H213V61H214ZM238 60H241V59L238 58ZM244 60H245V59H244ZM246 60H247V59H246ZM246 60H245V61H246ZM66 61H67L68 63H67ZM101 61H100V58L97 59V62H101ZM141 61H142V60H141ZM141 61H140V63L145 64L143 61H142V62H141ZM168 61H169V60H168ZM168 61H166V62H168ZM184 61L182 60V63H183V64L185 63ZM202 61H203V63H200V64H203V67H204V66H205V65H204V64H205L204 61L206 62V60L203 59ZM227 61H228V60H227ZM230 61H229V62H230ZM235 61H237V60H235ZM242 61H243V60H242ZM247 61H248V60H247ZM127 62H130V59L127 60ZM163 62H164V61H163ZM170 62H174V61H173V60H172V61L170 60ZM179 62H180V61H179ZM231 62H230V64H231ZM248 62H249V61H248ZM248 62H247L246 67H247V66H249V67L251 66V64L248 63ZM22 63H23L24 65H23ZM29 63H30V62H29ZM42 63L44 64L45 62H42ZM42 63H39V66H41ZM50 63H51V62H50ZM50 63H49L48 65H50ZM53 63H54V62H53ZM71 63H73V65H74L75 63H78L77 66H79V67L76 68V65H75V67H74V68L77 69V70L75 69V70H76V73H75V74H74V71H75V70L72 71V70H73V68H72L73 66L70 65V67H68L69 64H71ZM103 63H99V64H97V66H98V65L101 66ZM117 63H116V64H117ZM121 63L123 64L124 61L121 62ZM137 63H139V61H137L136 64L132 63V65H134V66L136 67V66L139 65V64H137ZM149 63H151V62H149ZM174 63H175V62H174ZM180 63H181V62H180ZM186 63H185V65H187ZM189 63H190V62H189ZM241 63H242V62H241ZM245 63H246V62H245ZM33 64H31V65L34 66ZM125 64H126V61H125V63H124L123 66H126ZM127 64H131V62H130V63H127ZM158 64H159V65H158ZM176 64H177V63H176ZM183 64L179 65V63H178V65H177L178 68H179V69H182V68H180V66L184 67ZM190 64H191V63H190ZM190 64H189V65H190ZM193 64H194V63H193ZM236 64H237V62H236ZM13 65L15 66L16 64H13ZM22 65H23V66H22ZM45 65H46V64H45ZM48 65L46 66L47 68H49ZM51 65H52V64H51ZM53 65H54V64H53ZM67 65H68V66H67ZM93 65H94V63H90L89 66L91 67V66H93ZM105 65H106V64H105ZM148 65H149V64H147V66H148ZM151 65H152V64H150V68H153V65H152V67H151ZM189 65H187V66H189ZM207 65H208V64H207ZM207 65H206V66H207ZM210 65H211V63H210ZM224 65H226V64H224ZM224 65H223V68H224ZM241 65H242V64H241ZM14 66H11V67L14 68ZM89 66H88V68L90 69ZM103 66H104V65H103ZM128 66H129V65H127V66L124 68V70H125V76H122V74H124V72H122V70L119 71V72H121V73L119 74V76L121 75L122 77H127V75L131 73V72H130V73L127 72L128 74L126 73L127 70L129 71V68H127ZM140 66H141V65H140ZM187 66H185V67H187ZM190 66H191V68H192V64H191ZM212 66L214 67L215 65H214V64L211 65V69H214L215 67L212 68ZM218 66H217V67H218ZM227 66H228V64H227ZM233 66H234V68H233V69H234V72H237V70L239 69V65L237 64L238 67H236V69H237V68H238V69H237L236 71H235V66H236V65H234V63H233V65H232V67H233ZM257 66H258V64H257ZM11 67H10V69H11ZM15 67H16V68H14V69L8 70L7 77H9V78H7V79H9V80H6L3 84H1L2 82H0V84H1L0 86H3V85H4L5 88L11 87V88L14 89V90H15V88L18 87L17 90L20 91V89H19V88H20L19 85L22 84V83L20 82L19 85L16 84V82L19 81V78H20V76H19V78H18V74H19V73L17 72V73L15 74V73H11V72H12V70H14V71H15V70H16V71H17V70L22 71L23 68H22V70H21L20 67H19L20 69L17 68V65H16ZM26 67H27L26 69L29 68L28 71H29L30 69L32 70V72H31V70L29 71V72H31V74H32V73L36 74V71H38V73H39V75H40V74H41V73H40L41 71H39V70H43V69H44L43 67H45V66L43 65V66L41 67L42 69H41V68H40V69H39V68H36V69H38V70H36L34 67H31V68H30V65H27ZM35 67H36V66H35ZM51 67H52V66H51ZM51 67H50V68H51ZM98 67H99V66H98ZM98 67H97V68H98ZM104 67H105V66H104ZM112 67H110V69L114 70L113 72H111L112 74H114V72H115L116 69H120V68H117V66H115L116 68H112ZM130 67H133V66L130 65ZM208 67H209V66H208ZM228 67H230V66H228ZM228 67H226V68L228 69ZM244 67H245V66H244ZM244 67H243V68H244ZM251 67H252V66H251ZM251 67H250V68H251ZM254 67H255V65H253V69H254ZM33 68H34V70H33ZM60 68H61V67H60ZM67 68H68V69H67ZM70 68H72V69H70ZM91 68H93V67H91ZM97 68H96V69H97ZM105 68H106V67H105ZM121 68H122V67H121ZM137 68H139V67H137ZM158 68H159V67H158ZM160 68H161V67H160ZM188 68H189V67H188ZM199 68H202V66L199 67ZM219 68H220V67H219ZM230 68H231V67H230ZM250 68H249V71H251ZM26 69H25V70H26ZM81 69H82V68H81ZM81 69L79 70V72H80V71L82 72ZM84 69H85L84 71H88V70H89V69L86 70V68H84ZM101 69H103V67H102ZM147 69H148V68H147ZM161 69H162V68H161ZM163 69H164V68H163ZM179 69H178V72L180 73L179 75H182L184 72H183L182 70H179ZM184 69H185V68H184ZM186 69H187V68H186ZM189 69H190V68H189ZM197 69H198V68H197ZM202 69H203V68H202ZM233 69H232V72H233ZM247 69H248V68H247ZM258 69H259V68H258ZM258 69H257V70H258ZM25 70H24V71H25ZM47 70H48V69H47ZM47 70L45 71V69H44V72L42 71V72H43V73H42V77H43V75L45 76V75L48 73ZM49 70H50V69H49ZM135 70H136V69H135ZM150 70H151V69H150ZM153 70H154V69H153ZM155 70H156V69H155ZM157 70H158V69H157ZM187 70H188V69H187ZM198 70H199V69H198ZM229 70H230V69H229ZM241 70H242V68H241ZM9 71H11V72H9ZM33 71H34V72H33ZM84 71H83V72H84ZM89 71H90V70H89ZM91 71H92V70H91ZM95 71H96V70H95ZM95 71H93L94 74H96ZM106 71H107V70H106ZM117 71H118V70H116V72H117ZM159 71H160V70H159ZM162 71H163V70H162ZM180 71H182L183 73H181ZM184 71H186V70H184ZM213 71H214V70H213ZM255 71H256V67H255ZM1 72L3 73L4 71L2 70ZM1 72H0V73H1ZM81 72L78 73V74L80 75ZM99 72H100V71H99ZM102 72H105V71L102 70L101 73H102ZM107 72H108V71H107ZM150 72H151V71H150ZM164 72H166V69H165ZM187 72H188V71H187ZM191 72H192V74H193L194 70L191 71ZM191 72L188 73L190 76H192V75H191ZM221 72H224V73H225V69H224V71H221ZM227 72H228V71H227ZM239 72H242V71H239ZM239 72H238V73H239ZM246 72H248V71H246ZM257 72H258V71H257ZM2 73H1V74H2ZM5 73H7V72H5ZM10 73H11V75H10ZM133 73H134V72H133ZM141 73H142V72H141ZM154 73H155V71H154ZM154 73H153V75H152V73L150 74V77H152L153 80H155V78H154V76H155ZM158 73L161 74L160 72H158ZM212 73H213V72H212ZM228 73H229V72H228ZM243 73H244V70H243ZM249 73H250V72H249ZM251 73H252V71H251ZM259 73H260V72H258L257 75H260ZM261 73H262V72H261ZM14 74L17 76V78H16L15 80L12 78ZM34 74H32V76H31L30 74H29V75L27 74V75H28V76H31V77H33V78H35L36 75H34ZM126 74H127V75H126ZM137 74H138V73H137ZM175 74H176V73L174 72V78H175V76H176V77H179V75H175ZM185 74H186V72H185ZM188 74H187V77L189 76ZM200 74H201V72H200ZM214 74H216V72H214ZM221 74L223 75V73H221ZM230 74H231V73H230ZM233 74H235V73H233ZM241 74H242V73H241ZM20 75L22 76L23 74L20 73ZM33 75H34V76H33ZM49 75H50V74H49ZM49 75H48V76H49ZM84 75H87V74H85V72H84ZM90 75H91V74H90ZM104 75H105V74H102L101 77L104 76ZM109 75H110V74H109ZM142 75H143V74H142ZM166 75H169V76H168V77H165V74H164V76H162V74H161V76L163 77V79H164V77H165V79H166V81H167V79H170V74L167 73ZM172 75H173V74H172ZM201 75H202V74H201ZM217 75H218V74H217ZM217 75H215V76L218 77ZM231 75H232V74H231ZM238 75H240V74H238ZM254 75H255V74H253V78L255 77ZM10 76H12V77H10ZM16 76H15V77H16ZM28 76H26V77H28ZM40 76H41V75H40ZM48 76L44 77L45 79H44V81H42L43 84H44V82H45V80H46V78H47ZM50 76H51V75H50ZM71 76H70V77H71ZM76 76H77V74L75 75V77H76ZM80 76H81V75H80ZM80 76H77V77H80ZM95 76H96V75H95ZM95 76H94V77H95ZM107 76H108V75H107ZM119 76H118V78H119ZM121 76H120V77H121ZM202 76H203V75H202ZM215 76H214V77H215ZM226 76H227L226 73H225V76L223 75V77L220 75V79H221V78H224V77L226 78ZM228 76H229V75H228ZM38 77H39V76H38ZM42 77H40V78H42ZM52 77H53V76H51L50 78H52ZM58 77H60V76H58ZM58 77H53L52 79L57 78V79L59 80ZM65 77H64V78H65ZM68 77H69V76H68ZM72 77H71V79H72ZM75 77H74V79H75ZM81 77H82V76H81ZM81 77H80V78H81ZM89 77H91V76H89ZM96 77H97V76H96ZM98 77H99V75H98ZM98 77H97V78H98ZM101 77H100L98 80H101ZM109 77H110V76H109ZM131 77H132V76H131ZM131 77H130V78H131ZM148 77H149V76H148ZM148 77H147V78H148ZM156 77H157V76H156ZM181 77H184V75L181 76ZM181 77H179V78H181ZM192 77H193V76H192ZM212 77H213V76H212ZM216 77H215V78H216ZM231 77H232V76H231ZM231 77H228V78H226V79H227V80L229 79V80H231L232 83L236 84V82H235L236 80L232 81V79H234V77H232V78H231ZM22 78H23V77H21V79H20L21 81H22ZM24 78H25V77H24ZM33 78H30V79H29V77H28V78L25 79V80H27V81L30 83V82L32 81ZM60 78H61L60 81H62V80H63V79H62L63 77H60ZM91 78H93V77H91ZM91 78H90V79H91ZM97 78H96V79H97ZM104 78H105V77H104ZM135 78H136V77H135ZM143 78L145 79L144 76H143ZM207 78H208V77H207ZM238 78H239V77H238ZM243 78H245V77H243ZM10 79H13V80H11V82H9ZM17 79H18V80H17ZM81 79L83 80L84 77L81 78ZM96 79H95V80H96ZM106 79H107V78H106ZM119 79H120V78H119ZM156 79H157V78H156ZM163 79H161V80H162L161 82L165 81V80H163ZM184 79H186V81H187V78H184ZM194 79H195V78H194ZM208 79H209V78H208ZM218 79H219V78H218ZM241 79H242V78H240V81H241ZM250 79H251V77L248 78V80H250ZM25 80L23 81V82H24V85H22L21 88H23V87L25 86L24 90L26 91V90H27V86L30 85V84L26 85L27 83L25 82ZM29 80H30V81H29ZM39 80H40V79H39ZM39 80H38V81L35 80V81H36L35 83H36V84H37V83H42V82H40L42 79H41L40 81H39ZM55 80H56V79H55ZM98 80H97V81H98ZM108 80H109V79H108ZM121 80H123V78H121ZM126 80H127V78H126ZM128 80H130V79H128ZM135 80H137V79H135ZM141 80H142V79H141ZM174 80H175V79H174ZM192 80H193V79H192ZM212 80H213V79H212ZM254 80H256V79H254ZM257 80H258V78H257ZM14 81H16V82H15V85L12 84V83H14ZM67 81H68V80H67ZM67 81H66V83H67ZM71 81H72V80H71ZM71 81H70V82H71ZM132 81H133V80H131L130 82H132ZM147 81H148V80H147ZM171 81H172V79H171ZM175 81H176V80H175ZM195 81H196V80H194V82H195ZM252 81H253V80H252ZM7 82H8V83H7ZM33 82H34V81H33ZM52 82H53L54 85L57 83V82H55L54 80H53ZM70 82H69V84H70ZM101 82H103V81L101 80L99 83H101ZM104 82H106V81H104ZM108 82H109V81H108ZM110 82H111V81H110ZM123 82H124V81H122V83H123ZM134 82H135V81H134ZM134 82H132V83L130 84V83L127 81V83H129V84H128L129 86H131L132 84H134ZM142 82H143V81H142ZM154 82H155V81H154ZM157 82L161 83L160 81H157ZM169 82H170V81H169ZM172 82H173V81H172ZM178 82H180V81L178 80ZM181 82H182V84H181V86H180L179 89H180V90H181V89L184 90V89H183V86H184V85H183V81H181ZM190 82H192V81H189V83H190ZM209 82H210V81H209ZM209 82H207V83H209ZM214 82H216V80H215ZM5 83H6V84H9V85L12 84L13 86H8V85L6 86ZM25 83H26V84H25ZM31 83H32V82H31ZM48 83H49V82H48ZM50 83H51V82H50ZM58 83H59V82H58ZM80 83H81V82H80ZM87 83H90V82H87ZM96 83H97V82H96ZM96 83H95V84H96ZM99 83H98V84H99ZM145 83H147V82H145ZM150 83H151V82H149V85H150ZM166 83H167V82H165V84H166ZM220 83H221V80H220L219 84H220ZM242 83H244V82H242ZM247 83H248V82H247ZM247 83H246V84H247ZM257 83H258V82H257ZM36 84H35V85H36ZM46 84H47V82H46ZM53 84H52V86H53ZM83 84H84V83H83ZM95 84H93V85H95ZM98 84H97V85H98ZM135 84H137V83L135 82ZM135 84H134V85H135ZM140 84H141V83H140ZM142 84H143V83H142ZM161 84H162V85H165V84H163V83H161ZM178 84H179V83H178ZM178 84H174V85L176 86V85H178ZM192 84L194 85V83H192ZM211 84H212V83H211ZM211 84H210V85H211ZM217 84H218V83H217ZM221 84H224V83H221ZM234 84H232L233 87H234ZM16 85H17V86H16ZM32 85L35 86L34 83L31 84L30 86H32ZM61 85H63V84H61ZM75 85H76V84H75ZM75 85H74V86H75ZM111 85H112V84H111ZM128 85H127V86H128ZM154 85H155V84H154ZM182 85H183V86H182ZM185 85H186V84H185ZM195 85H196V84H195ZM214 85H215V84L213 83V86H214ZM36 86L38 87V85H36ZM43 86H45V89L42 88ZM43 86H41V88H42L41 91H42L43 89H44V91L47 90V91L44 93V94H46V93L48 92L49 87L46 86V85H43ZM64 86H66V85H64ZM68 86H69V85H68ZM74 86L71 85V87H74ZM79 86H81V85H79ZM95 86H96V85H95ZM101 86H102V85H101ZM112 86H114V85H112ZM124 86H125V84L123 85V87H124ZM169 86H170V85H169ZM187 86H190V85H187ZM205 86H207V85L205 84ZM213 86H212V87H213ZM217 86H219V85H217ZM217 86H216V87H217ZM221 86H222V85H220V86H219L220 88L218 87L217 90H220V89H221ZM235 86H236V85H235ZM244 86H245V84H244L242 87L239 86V87H241V88L238 90L237 93L240 92V94H243L242 91H244V90H245V91L247 90L248 93H249V92H252V89H250V90L245 89ZM13 87H15V88H13ZM47 87H48V88H47ZM56 87L59 89L58 84L56 85ZM56 87H54V88H56ZM62 87H63V86H62ZM86 87H87V86H86ZM90 87H91V85H90ZM104 87H109V86L104 85ZM136 87H138V86H136ZM143 87H146V85L143 84ZM147 87H148V86H147ZM150 87L152 88L153 86L151 85V86H149V88H150ZM157 87H158V86H157ZM173 87H174V86H173ZM190 87H191V86H190ZM196 87H197V85H196ZM223 87H224V86H222V94H221V95L219 94V93H221V91H219V93L217 94V95H218L217 97H220L219 99L216 97V93H217V92L215 93V95H214V94L211 95V94H212L211 91H213V90L210 91V93H211L210 95L212 96V99H211V103H212V105H213V103H214V102H212V101H216V104H217L218 101H219L220 103L222 102V101H221V98H222V97H223L222 99H224V102H225V101H226L225 99H227V96H228V99H229V96H230V98L233 96V95H231V93H230V95H228V93L224 95V93H226V91L223 93V91H224ZM231 87H232V86H231ZM236 87H237V86H236ZM236 87H235V88H236ZM258 87H259V84H258ZM1 88H2V87H1ZM5 88L0 89V90H1V91H0L1 94H2V90L5 89ZM28 88H30V87H28ZM32 88H35V89L38 90L40 87H38V88H36V87H32ZM74 88H75V87H74ZM78 88H79V87H78ZM82 88H83V85H82ZM82 88H79V89H80V90L86 89V90H87L86 93H88V91H91V89H92V88H91V89L88 90L87 88H83V89H82ZM88 88H89V87H88ZM95 88H97V87H95ZM95 88H94V89H95ZM114 88H115V87H114ZM129 88H130V87H129ZM139 88H141V89H139V90L142 91V87H139ZM164 88H166V87H164ZM164 88H163V89H164ZM185 88H187V87H185ZM191 88L194 89L195 86H194V88H193V87H191ZM213 88H214V92H215V91H216V90H215V86H214ZM227 88H228V87H227ZM256 88H257V86H256ZM50 89H52V88H50ZM63 89H65V88H63ZM63 89H59V90H63ZM101 89H102V90H101ZM101 89H100L101 92H107V91H105V90L103 91V88H101ZM105 89H106V88H105ZM123 89H125L124 92L127 91V90H126L127 88H123ZM123 89H122V91H123ZM131 89L134 90L132 87H131ZM136 89H137V88H136ZM144 89H145V88H144ZM154 89H155V91L157 90L156 88H153V89H152V90H153V93H155ZM188 89H189V88H188ZM192 89H190V90H192ZM196 89H197V88H196ZM196 89H194V90H196ZM206 89H209V90H210V88H206ZM228 89H229V88H228ZM236 89H238V88H236ZM21 90H22V89H21ZM52 90H53V89H52ZM54 90H55V89H54ZM71 90H72V89H71ZM96 90H97V89H96ZM110 90H113V88L110 89ZM119 90H120V91H119ZM119 90H116V91H115L116 93L119 92V94H120L119 96H118V94H116V95H113V94H112V95H111V96H115V97H116V100H119L120 97H121V94H122L121 89H119ZM169 90L172 91V89H168V92H169ZM225 90H226V89H225ZM231 90L234 91V88H233V89L231 88ZM10 91H11V93L13 92V90H11V89H10ZM19 91H18V92H19ZM32 91L34 92V90H32ZM41 91H40V95L43 93V92H41ZM75 91H76V89H75ZM75 91H73V92L71 93V95H72V94L74 95ZM77 91H78V90H77ZM77 91H76L75 94H78ZM97 91H98V90H97ZM97 91H96V92H97ZM108 91H109V90H108ZM149 91H151V90H148V93H149ZM161 91H162V88L160 89V92H161ZM164 91H166V90H164ZM164 91H163V92H164ZM171 91H170V93H171ZM228 91H229V90H228ZM233 91H232V92H233ZM245 91H244V94L247 92V91H246V92H245ZM6 92H9V91L5 90L4 95H3L2 97L5 96V93H6ZM15 92L17 93L16 90H15ZM15 92H14V93H15ZM33 92H30V93H33ZM96 92H94V93H96ZM110 92H111V91H110ZM113 92H114V90H113ZM120 92H121V93H120ZM130 92H131V91H130ZM130 92H128L127 95H126V92H125V94H122V95H123L122 97L124 98V97L128 96V94H129ZM142 92L145 93L146 91H145V92L142 91ZM160 92H159V93H160ZM163 92H161V94H162ZM166 92H167V91H166ZM168 92H167V93H168ZM181 92H182V91H181ZM188 92L190 93V92H192V91H188ZM188 92H187V93H188ZM193 92H194V91H193ZM195 92H196V94H197V90H196ZM205 92H206V93H205ZM205 92L203 93V95H202L201 93H200V94H201L202 96H204L205 94H208V93H207L208 90L205 91ZM214 92H213V93H214ZM235 92H236V91H235ZM235 92H234V93H235ZM25 93L28 94V91H26ZM35 93H37V92H35ZM48 93H50V90H49ZM55 93H56V92H55ZM55 93H54V96H55ZM59 93H60V96H61V95H62V94H61V91H59V92L57 93V95H59ZM133 93H135V92H133ZM137 93H138V92H137ZM146 93H147V92H146ZM177 93H180V92L177 91ZM189 93H188V94H189ZM248 93H246V97H247ZM18 94H19V93H17V96H18ZM27 94H26V95H27ZM52 94H53V93H52ZM81 94H83V93H81ZM92 94H93V92H92ZM92 94H91V92H90V93H88V96L91 97ZM101 94H102V93H101ZM105 94H106V93H105ZM109 94H110V93H109ZM131 94H132V93H131ZM180 94H182V93H180ZM180 94H178V95H180ZM188 94H187V95H188ZM190 94H191V93H190ZM198 94H199V93H198ZM7 95H8V94H7ZM10 95H11V94H10ZM13 95H15V94H13ZM20 95H21V94H20ZM20 95H19V96H20ZM26 95H25V96H26ZM31 95H32V94H31ZM48 95H49V94H48ZM71 95H70V97H71ZM73 95H72V96H73ZM125 95H126V96H125ZM140 95H141V94H139V96H140ZM143 95H144V94H143ZM146 95H147V94H146ZM152 95H153V94L151 93V97H152ZM164 95H165V93H164ZM164 95H161V96H164ZM166 95H167V94H166ZM193 95H194V94H193ZM193 95H192V96H193ZM219 95H220V96H219ZM223 95L226 96V98H224ZM237 95H238V94H237ZM15 96H16V95H15ZM25 96L22 95V98H21L20 100H22ZM33 96H34V94H33ZM33 96H32V97H33ZM35 96H38V95L35 94ZM51 96H52V95H51ZM66 96H67V98H69L68 95H66ZM76 96H79V95H76ZM76 96H75V97H76ZM83 96H85V95H83ZM88 96H87V98H88ZM117 96H118V99H117ZM133 96H134V95H133ZM155 96H156V94H155ZM157 96H158V95H157ZM159 96H160V95H159ZM174 96H175V95H174ZM181 96H182L181 98H179V97L177 98V96H176L175 98H177L178 100H179V99H183V95H181ZM184 96H186V95H184ZM202 96H201V97H197L198 99H200V100H198V102L201 101ZM214 96H215V97H214ZM239 96H240V95H239ZM239 96H238V98H239ZM241 96H244V95H241ZM263 96H264V94H263ZM2 97H1V98H2ZM26 97H27V96H26ZM32 97H31V98H32ZM56 97H59V96H56ZM79 97L82 98L81 95H80ZM85 97H86V96H85ZM85 97H84V98H85ZM168 97H169V96H168ZM187 97H190V99H191V96H187ZM187 97H185L184 99H186ZM193 97H194V96H193ZM195 97H196V95H195ZM27 98H28V97H27ZM34 98H35V97H34ZM87 98H86L85 100H87ZM134 98H136V100H138V101H141V102H139V104L141 103V105L145 102V101L142 102V100H141L142 97H139L140 100L137 99L138 96H134ZM144 98H145V97H144ZM153 98H154V97H153ZM162 98H166V97H162ZM172 98H174V97L172 96ZM241 98H242V97H241ZM4 99H6V98L4 97ZM13 99H14V98H13ZM16 99H17V98H15L14 100H16ZM71 99H72V98H70V100H71ZM147 99H148V98H147ZM147 99H146V100H147ZM188 99H189V98H188ZM194 99H195V98H194ZM194 99L192 98V100H194ZM214 99H215V100H214ZM24 100H25V99H24ZM73 100H74V99H73ZM73 100H71L70 102L72 103ZM78 100L81 101L79 98H78V99L76 98L75 102L78 101ZM83 100H84V99H83ZM85 100H84L83 102H85ZM143 100H144V99H143ZM150 100H151V99H150ZM163 100H164V99H163ZM195 100H196V99H195ZM217 100H218V101H217ZM6 101H8V99H7ZM18 101H19V100H18ZM22 101H23V100H22ZM22 101H20V102H21V103H26V102L29 103V102H30V100H27V99H26V101H24V102H22ZM33 101H35V99H34ZM43 101H44V100H43ZM67 101H68V100H67ZM67 101H66V102H67ZM156 101H157V100H156ZM156 101H155V102H156ZM164 101H165V100H164ZM189 101H190V100L187 101V99H186L185 102H187V103H185L184 105H182V102H181V103H180V102L178 103L177 101H175L176 104L173 105V106L178 107V105H179V106L182 105V106H180V107H178V108H181V109L183 110V109L186 108L185 105H187ZM1 102H2V101H1ZM3 102H4V101H3ZM8 102H11V104H12V101H8ZM150 102H151V101H150ZM155 102H154V103H155ZM162 102H163V101H162ZM166 102H167V101H166ZM171 102H172V101H171ZM194 102H197V101H190V103H192V104H194ZM224 102H223V104H224ZM27 103L25 104L26 107H27V105H33V108L35 109L34 104H31V103H30V104H27ZM35 103H36V102H35ZM37 103H39V102H37ZM41 103H42V102H41ZM44 103H45V102H44ZM67 103H68V102H67ZM71 103H70V104H71ZM76 103H77V102H76ZM148 103H149V102H148ZM156 103H157V102H156ZM190 103H189V104H190ZM4 104H5V103L0 104V105H4ZM6 104L9 105V103H6ZM17 104H18V103H17ZM68 104H69V103H68ZM70 104H69V105H70ZM145 104H147V103L145 102ZM149 104H150V103H149ZM165 104H167V103H165ZM173 104H174V103H173ZM192 104L188 105L187 108H189V109H191V110L193 111V110H194V109H193L194 106H193ZM225 104H226V103H225ZM13 105H14L13 107L15 108V104H13ZM18 105H19L18 108L20 109V104H18ZM23 105H24V104H23ZM42 105L44 106L45 104L42 103ZM42 105L37 104L36 106L39 107V106H42ZM81 105H82V104H78V105H76V106H81ZM153 105H154V104L152 103V106H153ZM170 105H171V104H170ZM217 105H219V103H218ZM217 105H213V106H214V107H217ZM4 106H5V105H4ZM11 106H12V105H11ZM43 106H42V107H43ZM66 106H67V105H66ZM66 106H63V108H66ZM71 106H72V105H71ZM132 106H134V105H132ZM184 106H185V108H184ZM192 106H193V107H192ZM37 107H36V108H37ZM67 107H68V106H67ZM73 107H74V105H73ZM138 107H140V106H139L138 104H136V108H134V109H137ZM142 107H144V105H142ZM147 107H148V106H147ZM170 107H171V106H170ZM182 107H183V108H182ZM214 107H212V108H214ZM2 108H3V107H2ZM11 108H12V107L9 106V108H7V109H10L11 111H15L14 109H11ZM33 108H30V107H29L28 110L31 109L32 111H34ZM39 108H40V107H39ZM45 108H46V107L43 108V109L45 110L44 112H46V109H45ZM47 108H48V107H47ZM80 108H81V107H80ZM125 108H126V107H125ZM132 108H133V107H131L130 109H132ZM148 108H151V106H149ZM148 108H147V109H148ZM210 108H211V106H210ZM23 109H27V108L23 107ZM23 109H22L21 111H23ZM43 109H40V111H36V112H34V113H32V114H31V113L26 114V113H28V112H26L25 115H27V118H29V119L31 120V118L28 117V115H31V116H32V115H35L36 113H39L40 115H38V114H36V115H37V116H41V113H40V112H41V110H43ZM60 109H62V108L60 107ZM73 109H75V107H74ZM130 109H128V110L131 111ZM144 109H146V108L144 107ZM144 109H143V110H144ZM154 109H157V110L159 109L158 111H162V110H160V109H163V107H161V105H160L159 107L155 106ZM167 109H169V108H167ZM167 109H166V110H167ZM261 109H262V112H263V111H264V108H261ZM10 110H9L8 112H10ZM31 110H30V111H31ZM35 110H39V109H35ZM66 110H67V109H66ZM68 110H71V108L69 107ZM76 110H77V109H76ZM103 110H104V109H103ZM143 110H142V111H143ZM148 110H149V109H148ZM170 110H172V108H171ZM17 111H18V110H16V111L13 112V113L17 114ZM21 111L19 110V113H20ZM24 111H25V110H24ZM73 111L75 112V110H73ZM73 111H70V112H69V113H71V116H72V113H74ZM79 111H81V112H79ZM83 111H84V109L77 110V113H78V114H73V115L76 116V115H79V113H81L80 116H82V115L84 114L85 117H87V115H91V116L87 117V118H89V119H84L83 116H82L83 121H81L82 118H79L80 116H77L76 118H79V119H80V121H77L78 119H76V118L74 117V118L76 119V120H75V119L73 118V116H72L71 118H73V119L75 120L74 122H77V124H78V122H81V124H82V123L84 124V123H88L89 120H91V121H90L91 123H92V122L94 123V122L96 121V120H95V121L93 120L94 118H92V116H93L94 114H96L97 111H94V113H89V112H91V111L88 112L87 110H85V112H87L88 114L85 113V112H83ZM104 111H105V110H104ZM104 111H103V112H104ZM132 111H136V110H132ZM142 111H141V109H140V113H141V114H146V113H148L147 110H146V111H147L146 113H142ZM150 111H153V110L151 109ZM150 111H149V112H150ZM2 112H3V111H1V113H2ZM5 112H7V111H4V114H6ZM105 112L107 113L108 110H106ZM154 112H155V110H154ZM183 112H184V111H183ZM13 113H12V114H13ZM46 113H47V112H46ZM46 113H45V117L47 116ZM62 113H63V112H62ZM69 113L66 114V115H67V116H68V115L70 116ZM98 113H99V112H98ZM98 113H97V114H98ZM106 113H104V114H106ZM151 113H152V112H151ZM184 113L186 114V113H191V112H190V111H189V112L185 111ZM10 114H11V113H10ZM23 114H24V112L21 113V115H23ZM42 114H44V113H42ZM47 114H48V113H47ZM63 114H64V113H63ZM92 114H93V115H92ZM97 114H96L97 119H98V118L100 119L101 117H100V116H97ZM102 114H103V113H102ZM102 114L100 113L99 115H102ZM133 114H134V113H133ZM174 114H177V112H175ZM178 114H179V113H178ZM1 115H2V114H1ZM21 115H20V118H21V117L23 118V116H21ZM49 115H50V114H49ZM58 115H60V114H58ZM106 115H107V116L102 115V117L104 116V117L107 118V117L109 116L108 114H106ZM6 116H7V115H6ZM43 116H44V115H42L41 117H43ZM62 116H63V115H62ZM62 116H61V119H62V120H67L68 117H69V116H68L67 119H63ZM4 117H5V115H2V118L0 117V119L2 120V119H4ZM18 117H19V115H17L15 118H17V120H18ZM34 117H36V116H34ZM63 117H65V114H64ZM93 117H94V116H93ZM104 117H103V119H104ZM176 117H177V116H176ZM208 117L210 118L211 116L208 115V116L206 117L208 121H206V119H205L204 122H203V124H205V122L207 123V124H205L206 126L212 124L213 121L215 120V118L213 117V118H214V119H212L213 121L210 122L211 119H209ZM8 118H10V117H8ZM8 118H6V119H8ZM11 118H14V117L11 116ZM22 118H21V119H22ZM49 118H50V117H49ZM122 118H123V117H122ZM211 118H212V117H211ZM99 119H98V121H102V119H101V120H99ZM10 120L13 121V119H10ZM10 120H7V122L10 121ZM15 120H16V119H15ZM22 120H23V121H24V120H27V121L31 122L30 120H28V119H26V118H23ZM54 120H55V119H54ZM58 120L60 121V119H58ZM104 120L107 121V120H109V118L104 119ZM113 120H114V119H111V121H113ZM119 120H122V119H119ZM49 121H53V118H52V120H49ZM69 121L71 122V120H69ZM84 121H85V122H84ZM106 121H103V122H105L106 125H110V124H108V121H107V122H106ZM111 121L109 120V123H110ZM115 121H116V120H115ZM115 121H113V122H111V123L114 125V122H115ZM7 122H6V123H7ZM15 122H17V121H14V125H13L14 127H15ZM29 122H28V123L25 122V123L31 125ZM74 122L72 121V123H74ZM123 122H124V121H123ZM209 122H210V124H208ZM214 122H215L216 124H218V122H216V120H215ZM2 123H3V122H2ZM10 123H11V125H12V122H10ZM18 123H19V124H18ZM18 123H16V124H18V126H16L17 129H18L19 127H21L23 124H25L24 122H23V124L20 123L19 120H18ZM51 123H52V122H51ZM51 123H50V124H51ZM61 123H64V122L61 121V122H60V125H62ZM99 123H100V122H99ZM99 123L96 122V123H94V124L97 125V124H99ZM197 123H198V122H197ZM4 124H5V123H4ZM8 124H9V122H8ZM20 124H21V126H19ZM50 124H49V125H50ZM53 124H56V122L54 123V121H53ZM83 124H82V125H83ZM121 124H122V125H120V126H123V125L127 124V122L124 123V124H123V123H121ZM1 125H2V124H1ZM1 125H0V127H2V126H5V127L8 126V127H9V126H10V125H7V126H6V125H2V126H1ZM29 125H28V126L25 125L26 128H28V130H30V129H29ZM79 125H80V124H79ZM96 125H94V126H95V130H97V129L100 127V126L97 127L98 125H97V126H96ZM99 125H100V124H99ZM103 125H104V126H102L103 128H102V127H101V129L99 128L100 131L103 130V129H105V127L108 128V129L106 128L107 131H108V130H111V129H112V131H113V128L106 126L104 123H103ZM177 125H178V126H177ZM177 125L174 124V125L172 126V129L170 128L169 133L172 132V130H173V133H175V131H177V130H178V132H179V129H180V128L178 129L177 127H179V126L181 125V123H179V124H177ZM212 125L214 126L215 124H212ZM212 125L209 126V128H211V130H212L211 132L214 131V127H212ZM13 126H11L10 129H7V128H4V127H3V128H4V131H5V129H7V130H12V131H14V133L17 132V129L14 130L16 127L13 128ZM54 126H55V125L52 126V127H53L52 129H53V130H60V131H61V129H55ZM125 126H126V125H125ZM174 126H175V127H174ZM181 126H182L183 133H184V131H189L188 128H184L185 125H181ZM215 126H216V125H215ZM218 126H219V125H218ZM239 126H240V124H239ZM49 127H51V126H49ZM49 127H48V128H49ZM126 127H127V126H126ZM185 127H186V126H185ZM236 127L238 128V126H236ZM3 128H2V129H3ZM21 128H22V127H21ZM21 128H19L18 133H20L21 131H23L24 127H23L22 130H21ZM48 128H47V130H48ZM56 128H63V127H60V126L57 124ZM127 128H128V127H127ZM127 128H124V129H123V134L120 132L121 129H120V131H119V128H118V129H117V128H114V129H116L117 133L120 132L122 135H124V134H127L128 131H129ZM176 128H177V129H176ZM218 128H219V127H218ZM240 128H243V127H242V124H241ZM240 128H239V129H240ZM32 129H34V128H32ZM184 129H185V130H184ZM28 130H27V131H28ZM50 130H51V129H50ZM53 130H52V131H53ZM99 130H97V132H98ZM106 130H104V132H105ZM215 130H218V129H216V127H215ZM234 130H236V129H233V131H234ZM243 130H244V129H242V130H238L237 132H239V133L236 132V134H232L231 138H233V136H235V135H236V136H239L240 131H242L241 133H243ZM25 131H26V129H25ZM31 131H32V134H36L37 136H39V133L37 134L38 131H36L35 129H34V130H31ZM35 131H36V132H35ZM52 131H51V133H48V134L50 135V137L55 138L54 135H58V134H59V131H54V133H52ZM86 131H87V130H86ZM86 131H84V132H86ZM100 131H99V132H100ZM219 131H220V129L218 130V132H219ZM9 132H11V131H6V133H7V137H5V135H6L5 132L3 133L2 136L5 137V138H8L9 136H11V135H8ZM28 132H29V131H28ZM33 132H35V133H33ZM48 132H49V131H48ZM72 132H73V131H72ZM72 132H71V133H72ZM84 132H83V134H84ZM99 132H98V133H99ZM104 132H101V133H104ZM189 132H191V131H189ZM189 132L184 133V135H185V134L188 135ZM193 132H194V131H193ZM193 132H192V133H193ZM234 132H235V131H234ZM18 133L15 134V137H17V139L19 138ZM22 133H23V134H26V133H24V132H22ZM22 133H21V134H22ZM29 133H30V132H29ZM40 133H41V132H40ZM43 133H44V131L42 132V134H43ZM56 133H58V134H56ZM73 133H74V132H73ZM105 133H107V132H105ZM105 133H104V134H105ZM120 133H119V134H120ZM163 133H164V132L160 133V134H159L160 136H159V135H156L157 139H159V137L162 139V138H164V136H167L166 133H165L166 135H164ZM173 133H172V139H173V137L175 136V135H173ZM192 133L189 134L190 137H192ZM1 134H2V133L0 132V136H1ZM10 134H11V133H10ZM23 134H22V135H23ZM51 134H53V136H51ZM69 134H70V133H69ZM92 134H93V133H92ZM92 134L90 133L91 136H92ZM162 134H163V135H162ZM170 134H171V133H170ZM211 134H212V137H213V135H215L214 137L217 138V137H216L217 134H215V133H211ZM237 134H238V135H237ZM16 135H17V136H16ZM45 135H46V134H45ZM75 135H77V134H75ZM84 135H85L86 137L88 136L87 134H84ZM84 135H83V136H84ZM90 135H89V136H90ZM127 135H128V134H127ZM179 135H180V134L178 133V135H176V137L178 136L177 138H179ZM181 135H182V134H181ZM181 135H180V136H181ZM189 135L187 136L188 138H189ZM195 135H196V133L194 132V136H195ZM26 136H28V137L30 138L32 135H30V136H29V135H26ZM80 136H81V134L78 135V137H80ZM83 136H82V137H83ZM105 136H106V135H105ZM154 136H155V135H153V137H154ZM161 136H162V137H161ZM236 136H235V137H236ZM241 136H242V135H241ZM34 137H35V136H34ZM34 137H33V138H34ZM39 137H40V136H39ZM44 137H45V136H44ZM44 137H43V141L41 140V143H43V144H44V142H45L44 139L46 138V137H45V138H44ZM50 137H48L49 140H51ZM68 137H69V136H68ZM73 137H74V136H73ZM76 137H77V136H76ZM76 137H75V138H76ZM214 137H213V138H214ZM235 137H234V140H235ZM5 138H2V139H1V140H3V141H0V142H3V143H1L2 145L0 144V148H3L2 146H3V144H4V148L7 147V148L9 149L8 145H10V141L13 140V137L11 138L10 141H6ZM9 138H10V137H9ZM29 138H27V139L29 140ZM33 138H32V139H33ZM41 138H42V137H41ZM41 138H38V139H41ZM70 138H71V139H74V142H72V143H73V144L75 143L74 146H73V148H74L73 151H75V153H77V151H76L75 149H77L79 146H83L84 143H86V145L89 143V142H88V143L86 142L87 139H88V141H89V138H85V139H84L85 142H82V141H84V140H82L81 142L78 141V143H83V144H80V145H78V143H76L77 141H75V140H76L75 138H72V135H71ZM70 138H69V139H70ZM83 138H84V137H83ZM92 138H94V137L92 136ZM154 138H155V137H154ZM154 138H152V136H151V138L148 139V140L151 141V139L154 140ZM183 138H184V137H183V135H182V139H183ZM236 138H237V137H236ZM242 138H243V137H242ZM244 138H246V137H244ZM17 139H16V140H17ZM24 139L26 140V138H24ZM55 139H56V138H55ZM55 139H53V140H55ZM71 139H70V140H71ZM90 139H91V138H90ZM94 139H96V137H95ZM118 139H119V138H118ZM180 139H181V138H180ZM185 139H187V138H186V135H185ZM237 139H238V138H237ZM237 139H236V140H237ZM246 139H247V141H248V138H246ZM4 140H5V141H4ZM34 140H36V139H34ZM49 140H47V141H49ZM70 140H69V141H70ZM135 140H136V141H135ZM135 140H134V141H135V143H136L137 141H141L142 139L140 138V139H135ZM155 140H156V138H155ZM220 140H221V139H220ZM232 140H233V139H232ZM17 141H19V139H18ZM17 141H15V142H17ZM36 141H37V140H36ZM90 141H91V140H90ZM142 141H143V140H142ZM142 141H141V142H142ZM157 141H159V140H156V142H154L155 144L152 143V146L154 145V146L152 147L153 150L157 149L159 146H162V145H159V143H158ZM164 141H167V140H164V139H163V143H164ZM179 141H180V140H179ZM185 141H186V140H185ZM187 141H189V140H187ZM239 141H240V140H239ZM247 141H245V142H247ZM6 142H8V143H6ZM26 142H30V141H27V140H26ZM53 142H54V141H52V143H53ZM147 142H148V141H147ZM151 142H152V141H151ZM151 142H150V143L148 142V143L151 145ZM159 142H161V140H160ZM181 142H182V140H181ZM189 142H190V141H189ZM12 143H13V145H14L13 148H14V150H15V145H16V144H14L13 141H12ZM19 143H20L21 145L24 144L23 141H22V143H21V142H19ZM19 143H18L17 145H19ZM35 143H36V142H35ZM37 143H38V141H37ZM37 143H36V145H37ZM41 143L39 142V144H40L39 147H40V146H44L43 144L41 145ZM90 143H92V141H91ZM157 143H158V147L156 146ZM165 143H166V142H165ZM165 143H164V144H165ZM183 143H185V142H183ZM187 143H188V142H187ZM243 143H244V140H243ZM247 143H250V141H248ZM5 144H6V145H5ZM7 144H8V145H7ZM137 144H138V143H136V146H140V145H137ZM143 144H144V142H143ZM166 144H167V143H166ZM224 144H225V143H224ZM13 145H12V146H13ZM21 145L19 146L20 148H21L22 146H23V147L25 146V145H22V146H21ZM28 145H29V143H27L26 146H28ZM32 145H34V144H32ZM32 145H29L28 150H27L26 148H25V150H26V151H29V149H31L30 146H32ZM36 145H34V146L36 147ZM88 145H94V146L99 145V146H100V143H99V141H98L97 144H88ZM88 145H87V146H88ZM221 145H222V144H221ZM75 146H78V147L75 148ZM87 146H84V148L87 147ZM136 146H135V144H134V147H135V148H137ZM143 146L145 147V145H143ZM164 146H166V145H164ZM186 146H187V145H186ZM216 146H217V145H216ZM216 146H214V148H215ZM242 146H243V145H242ZM10 147H11V145H10ZM16 147H17V146H16ZM146 147H147V149H148L149 145H146ZM155 147H156V148H155ZM167 147L169 148L168 145H167ZM167 147H166V149H168ZM7 148H6V149H7ZM41 148H42V147H41ZM55 148H56V146L54 147V150H55ZM73 148H72V149H73ZM80 148L83 149L82 152L85 151L84 148H82V147H80ZM150 148H151V147H149V152L152 151V153H153V150H150ZM152 148H151V149H152ZM177 148H178V147H177ZM6 149H4V150H6ZM10 149H12V148H10ZM10 149H9V150H10ZM35 149H36V148H34V150H35ZM37 149H38V148H37ZM37 149H36V150H37ZM43 149L45 150L46 148L43 147ZM94 149H97V150L99 151V148H98V147H95ZM94 149H93V150H94ZM132 149H133V148H132ZM138 149H139V148H138ZM184 149H185V148H184ZM12 150H13V149H12ZM36 150H35V151L32 150V151H30V152H32V153H33V152H34V153H37ZM38 150H39V149H38ZM46 150H47V149H46ZM49 150H51V148H50ZM78 150H79V148H78ZM93 150H92V151H93ZM101 150H102V148L100 147V151H99V152H101ZM134 150L136 151L137 149H134ZM134 150H133V151H134ZM168 150H169V149H168ZM178 150H179L178 152H180V147L178 148ZM0 151H3V149H0ZM17 151H18V148H17ZM17 151H16V153H17ZM26 151H24V152H26ZM79 151H81V150H79ZM94 151H95V150H94ZM94 151H93V152H90V154L93 153L92 155L95 154V155H97V156H98V155L100 156V153H99V154H98V153L96 154V153H94ZM98 151H97V152H98ZM165 151H167V150H165ZM10 152H11V153H10ZM10 152H9V153H8V152H5V153H7L6 155L11 154L12 157L10 156V157H8V158L12 159L13 156H14L16 153H15L14 151H11V150H10ZM38 152H39V151H38ZM43 152H44V151H43ZM43 152H42L41 154H44V153H45V152H44V153H43ZM52 152H53V150H52ZM52 152H50V153L52 154ZM55 152H56V151H55ZM103 152H104V151L102 150V153H101V154L104 155V156H106V153L104 154ZM130 152H131V151H130ZM147 152H148V151H147ZM169 152H170V151H169ZM13 153H15V154L13 155ZM26 153H27V152H26ZM32 153H28V154L30 155V154H32ZM47 153H48V151H47ZM50 153H49V156H50V157L53 156V155H50ZM85 153H88V151H87V152H84L83 154H85ZM128 153H129V152H128ZM135 153H136V152H135ZM41 154H40V155H41ZM78 154H79V152H78ZM80 154H82V153H80ZM130 154H131V153H130ZM133 154H134V153H133ZM154 154H155V152H154ZM164 154H166V153H164ZM169 154H171V153H169ZM169 154H167V155H169ZM174 154H175V156H177L178 153L176 152V153H174ZM182 154H183V149H182L181 155H182ZM19 155H20V154L18 153V156H19ZM29 155H27V156L29 157ZM35 155H37V154H35ZM76 155H77V154H75V156H76ZM92 155H89V156H92ZM107 155H108V154H107ZM111 155H112V154H111ZM111 155H110V157H113V155H112V156H111ZM127 155L130 156L129 154H127ZM127 155H126V156H127ZM151 155H152V156H155V155H153V154H151ZM160 155H161V154H160ZM178 155H179V154H178ZM181 155H179V156H181ZM240 155H241V154H240ZM0 156H1L0 159H2V154H1V153H0ZM8 156H9V155H8ZM16 156H17V154L15 155V157H16ZM18 156H17V157H18ZM97 156H96V158H98ZM104 156H100V157L103 158ZM126 156H125V157H126ZM137 156H138V155H137ZM164 156H165V155H162V157H164ZM172 156H173V154H172L171 156H169V157L171 158ZM3 157H4V156H3ZM6 157H7V156H6ZM6 157H4L5 160L7 159ZM24 157H26V155H24ZM31 157H32L33 160H31L30 157H29L30 159L27 158L26 160H24V159L22 158V162H24L23 164H25V163H26L25 161H27V160H28V161L31 160V162H33V164L28 165V168H30V170L27 169V170H28V173H29L30 175L34 173V172H33L34 170H36V169H34V167H35L34 165H37V164H35V163H37V161L39 162V161L42 159L41 156H40L41 158H40L39 156H36V157L40 158V160H39L38 158L35 159V157H33V156H31ZM57 157H58V161H59L61 158H60V156H58V155H57ZM135 157H136V154H135ZM19 158H21V155L18 157V159H19ZM45 158H46V157H45ZM59 158H60V159H59ZM71 158H72V157H71ZM83 158L86 159V155H84ZM88 158H89L90 160L92 159V158H90V157H88ZM93 158H94V157H93ZM96 158H95V159H96ZM129 158H130V157H128V162H126V163H129V165H130V164H132V161H130ZM131 158H132V155H131ZM138 158H139V157H138ZM138 158H137V159L132 158V159L135 160V161L133 160L134 163H137V164H138V161L141 162V159H143V158H141L140 160H138ZM151 158H152V157H151ZM159 158L161 159V157H159ZM167 158H168V157H167ZM10 159H9L8 161H10ZM15 159H16V158H15ZM15 159H14V160H15ZM132 159H131V160H132ZM146 159H147V158H146ZM146 159H145V160L143 159V160L146 161ZM156 159H157V158H156ZM156 159H153V160L157 161ZM171 159H172V158H171ZM177 159H178V158H177ZM177 159H175V161H176ZM181 159H184V157H182ZM181 159H180V160H181ZM3 160H4V159H3ZM3 160H2V162L0 161V163L3 164ZM34 160H37V161L35 162ZM46 160H48V161H47V163H48L49 160H50V161H51V160H54V157H52V159H51V158H48V159L46 158V159H45V162H46ZM69 160H70V158H69ZM93 160H94V159H92L91 161L93 162ZM143 160H142V161H143ZM151 160H152V159H151ZM163 160H166V159H163ZM163 160H162V161H163ZM167 160H168V162L170 163L169 159H167ZM172 160L174 161V159H172ZM43 161H44V159L41 160L40 163H38V164H40V165H44L45 163H43ZM73 161H74V159H73ZM82 161H83V159H82ZM144 161H143V163H144ZM147 161H148V159H147ZM147 161H146V162H147ZM149 161H150V160H149ZM155 161H154V164H152L153 161L149 162V167H150L151 165L155 167V166H156V165H155ZM175 161H174V162H175ZM18 162H19V160H18L16 163H18ZM20 162H21V160H20ZM22 162H21V163H22ZM41 162H42L43 164H41ZM52 162H53V161H52ZM80 162H81V161H78V162L75 161V163H78V165L81 166L82 164H81ZM124 162H125V160H124ZM124 162H123V163H124ZM163 162H164V163H168V162H165V161H163ZM235 162H236V161H235ZM11 163H13V165L16 164L15 162H13V160L11 161ZM11 163H8L9 165H8V166H5V168H3V166H0V169H2V168H3V170L5 169V171H6V173H7V172L9 171V168H12V167H10V166H12ZM21 163H18L17 165H20ZM79 163H80V164H79ZM121 163H122V162H120V166L122 165ZM126 163H125V164H126ZM134 163H133V164H134ZM164 163H163V164H164ZM175 163H176V162H175ZM175 163H174V164H175ZM178 163H179V162H177V165H178ZM180 163H181V162H180ZM23 164H21V166H22ZM28 164H29V163H28ZM49 164H51V163H49ZM84 164H86V163L84 162ZM93 164H94V163H93ZM95 164H96V162H95ZM150 164H151V165H150ZM5 165H7V164H5ZM47 165H48V164H47ZM74 165H75V164H74ZM74 165H73V166H74ZM78 165L75 166L74 171H73V173H72L73 175H74V174L78 175V174L80 173V171H79L78 169L87 166V165H86V166H83V165H82L81 167H79ZM123 165H124V164H123ZM135 165H136V164H135ZM146 165H147V164H146ZM160 165H161V164H159V166H160ZM166 165H167V164H165V166H163V169H164L165 167H167V168H165V169H168V168H169L168 165H167V166H166ZM169 165H170V164H169ZM180 165H181V164H180ZM21 166H19V168H20ZM37 166H38V165H37ZM45 166H46V165H45ZM70 166H71V165H70ZM70 166L68 165V168H71ZM77 166L79 167L78 169H77ZM97 166H99V165H97ZM120 166H119V167H120ZM127 166H128V165H127ZM127 166L125 165V166L121 167V169L123 168L122 171H124V169H126ZM152 166L150 167V169L152 168ZM171 166H172V165H171ZM6 167H9V168L6 169ZM14 167H15V166H14ZM24 167H25V166H24ZM24 167H21L20 169L23 170ZM119 167H118V168H119ZM144 167H145V166H144ZM147 167H148V165H147ZM154 167H153V170H154ZM172 167H173V168H172ZM172 167H170L168 170H166L167 172H169L168 174H167V172L165 171V173L167 174V175H165V176H166V179H167V176H168L169 174H171V173H170V170H172V169L176 170V168H177L176 165H175L176 168H174V165H173ZM178 167L180 168L179 165H178ZM17 168H18V167H17ZM36 168H38V167H36ZM68 168H66V169H68ZM156 168H158V167H156ZM161 168H162V167L160 166V167L158 168V170L161 169ZM14 169H15V168L12 169V172H14V171H13ZM20 169H19V170H20ZM76 169H77V171H79V173H78V172L76 173V171H75ZM86 169H87V170H86ZM86 169H85V170H86V171H85L86 173H84V174H87V171H88L89 167H86ZM121 169H119V171H120ZM165 169H164V170H165ZM177 169H178V168H177ZM7 170H8V171H7ZM24 170H25V169H24ZM27 170H26V172H27ZM38 170H39V169H38ZM69 170H70V169H69ZM69 170H68V171H69ZM81 170H83V169H81ZM89 170H91V169H89ZM155 170H157V169H155ZM164 170H163V172H164ZM206 170H207V169H206ZM16 171H17V169H16ZM68 171H67V173H68ZM122 171H120L119 173H121ZM172 171H173V170H172ZM0 172H1V171H0ZM22 172H24V171H22ZM22 172H21V173H22ZM57 172H61V171L56 170L55 173H57ZM63 172H64V171H63ZM74 172H75V173H74ZM91 172H92V171H91ZM97 172H98V171H97ZM97 172H94V174L97 173ZM108 172H109V171H107V173H108ZM156 172H157V171H156ZM156 172H155V174L151 173V175H147V176H149V178H150V181H149L150 184H151V182H152V181H151L152 178H154V179H153V183H152L153 185L155 184L156 181H159V180H160V179H159L160 176L158 177L159 180H158V179L156 180V178H157V177H155V175L157 174ZM158 172H159V171H158ZM177 172H178V171H177ZM177 172H176V173H177ZM244 172H245V171H244ZM1 173H3V172H1ZM6 173H4V175H6ZM21 173H20V174H21ZM70 173H71V172L68 173L69 176H70ZM92 173H93V172H92ZM92 173H91V174H92ZM100 173H101V172H100ZM100 173H99V176L101 175ZM116 173H117V172H116ZM165 173H164V174H165ZM174 173H175V171H174ZM176 173H175V174H176ZM178 173H180V172H178ZM22 174H23V173H22ZM57 174L59 175V173H57ZM61 174H62V172H61ZM68 174H66L67 177H68ZM80 174H81V173H80ZM94 174H92V175L94 176ZM109 174H111V172H109ZM113 174H114V173H113ZM113 174H112V175H113ZM164 174H163L162 176H164ZM172 174H173V172H172ZM172 174H171V175H172ZM26 175H27V174L25 173V178H27ZM34 175H35V174H34ZM36 175H37V174H36ZM62 175H63V174H62ZM76 175L74 176V179H75V178L77 179ZM97 175H98V173L95 175V177H99V176H97ZM112 175H111V176H112ZM115 175H117V174H115ZM124 175H125V174H124ZM124 175L122 174L121 177H123ZM141 175H142V174H141ZM152 175H153V177L151 178ZM1 176H2V175L0 174V179L3 178V176H2V177H1ZM23 176H24V175H23ZM23 176H22V177H23ZM89 176H90V175H88V177H89ZM107 176H108V175H107ZM156 176H157V175H156ZM177 176H178V175H175V177H177ZM202 176H203V175H202ZM258 176H259V175H258ZM29 177H30V176H29ZM31 177H32V176H31ZM33 177H34V176H33ZM63 177H64V176H63ZM78 177H80V176H78ZM82 177H83V176H82ZM82 177H80V179H81ZM88 177H87V179H88ZM105 177H106V175H105ZM108 177H109V179H110V180H108V181H111V180L113 179L112 177L110 178V176H108ZM108 177H107V178H108ZM119 177H120V174H119ZM121 177L119 178V180L121 179ZM168 177H169V176H168ZM178 177H179V176H178ZM178 177H177V179H178ZM182 177H183V176H182ZM184 177H185V176H184ZM260 177H261V176H260ZM7 178L9 179L10 177H6V178H4V179H7ZM15 178L18 179V177H15ZM15 178L12 179V180L14 181ZM69 178H73V177L71 176V177H69ZM69 178H68V179H69ZM107 178H106V179H107ZM130 178H131V177H130ZM130 178H128V179H130ZM140 178H141V177H140ZM162 178H163V177H161V179H162ZM169 178H170V180L173 182L172 179L174 178V176L172 175V176H170ZM17 179H16V180H17ZM68 179H66V180H68ZM85 179H86V178H85ZM137 179H139V178H137ZM145 179H147L146 176H145ZM145 179H144V180H145ZM177 179L174 181V184H175V182L177 181ZM9 180H10V179H9ZM25 180H27V179H25ZM33 180H35V179H33ZM40 180H41V179H40ZM62 180H63V181H66L64 178H63ZM78 180H79V179H77V181H78ZM96 180H97V178H95L94 181H96ZM114 180H115V179H114ZM119 180H118V181H119ZM140 180L142 181V179H140ZM148 180H149V179H148ZM155 180H156V181H155ZM162 180H163V179H162ZM181 180H183V179H181ZM186 180H188V179L186 178ZM1 181H4V180L1 179ZM7 181H8V180H7ZM17 181H18V182H17ZM17 181H14V182L19 183V180H17ZM68 181H69V180H68ZM71 181H72V180H70L69 182H71ZM77 181H74V182H77ZM88 181H90V180H88ZM88 181L86 180V182H88ZM94 181H93V183H94ZM98 181H99V180H97V182H98ZM105 181H106V180H105ZM105 181H104V183H105ZM116 181H117V180H116ZM116 181H114V182H116ZM118 181H117V183H118ZM136 181H137L138 183L140 182V181H138V180H136ZM168 181H169V180H166V182H168ZM201 181H202V180H201ZM214 181H215V180H214ZM4 182H5V183H11V182H6V181H4ZM14 182H13V183H14ZM35 182H36V183H35ZM38 182H39V181H33V182H31V183H32V184H33V183L38 184ZM40 182H41V181H40ZM40 182H39V183H40ZM42 182H43V181H42ZM46 182H50V180H49V181H45V183H46ZM69 182H68V183H69ZM80 182H83L82 179H81ZM84 182H85V181H84ZM102 182H103V180H102ZM102 182H101V183H102ZM106 182H107V181H106ZM120 182H121V183L123 182V184H124V183H125V184L127 183L126 179H125L124 181H120ZM120 182H119V183H120ZM128 182H131V181H128ZM137 182H135L136 184H134V185H138ZM149 182H147V184H149ZM177 182H178V181H177ZM240 182L243 183L242 181H240ZM0 183H2V182H0ZM17 183H16V184H17ZM23 183H24L25 185L28 184V182L25 183L24 181H22V184H23ZM31 183H29L30 186H25V187H27V189H25V191L23 190L25 187L21 188L22 185H19V186H18V188L20 187L19 190H21V189L23 190V191L21 190L20 193L28 192L27 190L29 189V187H32V186H33V185H31ZM45 183H44V185H45ZM50 183H51V182H50ZM91 183H92V182H91ZM91 183H87L86 186L90 187V185H92ZM99 183H100V182H99ZM99 183H98V185L96 184L95 187H96V186H97V187L100 186L101 183H100V185H99ZM107 183H109L110 185L113 184V183H111V182H107ZM119 183H118V184H119ZM121 183L119 184L120 188L123 187V186L121 185ZM162 183H163V182H162ZM187 183H188V182H187ZM201 183H203V182H201ZM16 184H15V185H16ZM60 184H61V183H60ZM64 184H65V183H63V184H61V185H64ZM66 184H67V183H66ZM71 184H72V182H71ZM71 184H70V185H71ZM77 184H78V183H75L73 188H75V186H76ZM82 184H83V183H82ZM82 184L80 183V185H82ZM125 184H124V185H125ZM171 184H173V183H171ZM50 185H51V184H50ZM83 185H85V184H83ZM116 185H117V184H116ZM116 185H115V187H116ZM155 185H157V184H155ZM166 185H168V184L166 183ZM211 185H213V184H211ZM237 185H238V184H237ZM243 185H244V184H243ZM246 185H248V184H246ZM255 185H256V183H255ZM11 186H12V185H11ZM34 186H37V185H34ZM51 186H52V185H51ZM72 186H73V185H72ZM72 186H71V188H70L71 190H73V189H72ZM78 186H79V184H78ZM78 186H76V187H78ZM111 186H112V185H111ZM119 186H118V188H119ZM130 186H131V184H130ZM142 186H143V184H142ZM142 186H139V185H138V186H136V187H139V188H144V187H146V186L148 187V185H146V186L144 185V187H142ZM157 186H158V185H157ZM234 186H235V185H234ZM234 186H233V187H234ZM238 186H239V185H238ZM12 187H13V186H12ZM16 187H17V185L14 187V190L12 189L10 195H11L12 193L14 194L15 192H17ZM44 187H45V186H44ZM44 187H43V188H44ZM55 187H56V188H59L60 190L63 191V188H60V185H59V186H55ZM68 187H70V186L68 185ZM79 187H80V189H81L80 191H83L84 189L86 190V188H87V187L85 188V186H84V188H83V190H82V186H79ZM93 187H94V185H93L92 187H90V189H89V191H88L89 194H90L91 196L93 195L94 190H95V189L92 190ZM102 187L104 188V186H102ZM124 187H126V186H124ZM128 187H129V185H128ZM153 187H154V188H158V187H156V186H153ZM192 187H193V185H192ZM240 187H241V186H240ZM243 187H244V186H243ZM43 188H40V190L43 189ZM46 188H47V187H46ZM50 188H53V186L50 187ZM100 188H101V187H100ZM100 188H99V189H100ZM105 188H106V187H105ZM118 188H116V189H118ZM129 188H130V187H129ZM131 188H132L131 190H133L132 192L134 193V189H135V188H133V186H132ZM139 188H137V191H138V190H141V191H143L142 193H145V194H146V192L148 193V190H147V189H148L149 187H148L146 190L144 189L146 192H145L144 190H142V189H139ZM151 188H152V187H151ZM231 188H232V187H231ZM241 188H242V187H241ZM241 188H240V189H241ZM248 188H249V187H248ZM31 189H32V188H30L29 192L31 191ZM38 189H39V188H38ZM54 189H55V188H54ZM70 189H69V190H70ZM75 189H76V188H75ZM75 189H74V190H75ZM99 189H98V190H99ZM108 189H109V188H108ZM152 189H153V188H152ZM162 189H163V187H162ZM194 189H195V188H194ZM236 189L238 190V187H237V186L235 187V192H237ZM254 189H255V188H254ZM33 190H34V189H33ZM56 190H57V189H56ZM96 190H97V189H96ZM96 190H95V191H96ZM101 190H103V189H101ZM101 190H100V191H101ZM112 190H113V189H112ZM125 190H126V189H125ZM131 190H129V191H131ZM199 190H200V191H199ZM202 190H203V188H200V187H199V188H198V191L196 192V194H193V197L195 196V198H196V195H197V199H198V197H199L198 194H202V196L205 195V196L208 197V196H209L208 194L211 193V192H210V193L207 192V191L204 189V190L207 192V195H206V194H205L206 192L202 193ZM248 190H249V189H248ZM248 190H247V191H248ZM14 191H15V192H14ZM36 191H37V190H36ZM45 191H46V192L49 191L48 193H50L51 189H49V187H48V190H45ZM62 191H61V193H62ZM66 191H68V188H67ZM66 191H63V192H66ZM80 191H79V192H80ZM100 191H99V192H100ZM105 191H106V190H105ZM115 191H117V190H115ZM126 191H127V190H126ZM126 191H125V192L123 191V193H126ZM151 191H152V190H151ZM151 191L149 192L148 195L152 194ZM163 191H164V190H163ZM193 191H194V190H193ZM195 191H196V190H195ZM195 191H194V193H195ZM37 192H38V191H37ZM46 192H45V193H46ZM54 192H55V191H54ZM54 192H53V193H54ZM58 192H60V191H58ZM68 192H69V191H68ZM68 192H67V193H68ZM72 192H73V191H72ZM84 192H85V191H84ZM84 192H83V193H84ZM86 192H87V190H86ZM132 192L130 193L131 195L133 194ZM154 192H156V193L158 192V193H159L158 190H157V191H154ZM199 192H200V193H199ZM216 192H217V191H216ZM218 192L221 193V190H219ZM233 192H234V191H233ZM245 192H246V191H245ZM255 192H256V190H255ZM32 193L34 194V192H32ZM41 193H42V192H41ZM45 193H44V194L42 193L43 195L41 196L40 192H38V194H40L39 197H40V196L43 197V198L46 197L48 193H46V194H45ZM83 193H80L81 196H79L78 194H76V195H77V197L80 198V197H82V194H83ZM96 193H97V192H96ZM96 193H95V194H96ZM100 193H101V195H103V191H101ZM104 193H106V192H104ZM118 193H119V192H118ZM123 193H120V196H121ZM136 193H139V192H136ZM223 193H224V191H223ZM242 193H243V192H242ZM252 193H253V192H252ZM23 194H25V193H23ZM23 194H22V195H23ZM29 194H30V193H29ZM29 194L26 193L25 195L28 196ZM38 194H37V195H38ZM50 194L53 195L52 197H54V194H52V192H51ZM50 194H49L48 196H51ZM65 194H66V193H65ZM68 194H70V192H69ZM95 194H94V195H95ZM111 194H112V193H110V195H111ZM126 194H127V193H126ZM126 194H125V195H126ZM171 194H172V193H171ZM176 194H177V193H176ZM178 194H179V193H178ZM178 194L176 195V197L178 196ZM188 194H189V193H188ZM191 194H192V193H191ZM203 194H204V195H203ZM211 194H212V195H211ZM211 194H210V196L213 198V196H214L213 194H215V192H214V193H211ZM244 194H245V193H244ZM248 194H249V193H248ZM258 194L260 195V193H258ZM258 194H256V195H258ZM20 195H21V194H20ZM20 195H19V197L17 198V201H19V200L21 199L22 196H20ZM25 195H24V196H25ZM70 195H71V196H72V195L74 196L75 193H72V194H70ZM76 195H75V196H76ZM84 195H87V194H83V196H84ZM94 195H93V196H94ZM97 195H98V194H97ZM101 195H99L98 197L96 196V202H95V203H97V202L101 203V202H100V201L102 200ZM110 195L105 194V197L110 196ZM112 195H113V194H112ZM112 195H111V196H112ZM118 195H119V194H117V195L115 194L116 197H117ZM148 195H147V199L149 200L148 202H149L150 204H152V202H150L151 197L148 198ZM173 195H174V193H173ZM180 195H183V196H184V194H180ZM222 195H223V194H222ZM250 195H251V194H250ZM11 196H12V195H11ZM11 196H10V197H11ZM15 196H16V193H15V195H13V197H15ZM71 196H70V198H71L70 201H71V202H74L73 200H74L75 197H73V196L71 197ZM115 196H113V197H115ZM122 196H123V195H122ZM129 196H130V195H129ZM150 196H151V195H150ZM183 196H182V197H183ZM188 196H189V195H188ZM188 196H187V194H186V195L183 197V199L185 200L186 197H188ZM210 196H209L207 199L211 198ZM216 196H217V195H216ZM253 196H255V195H253ZM10 197H8L9 199H8V198H7V199H8V200L12 199V200H10V203H11V201H12V203H14V205H15L16 202H17L16 199H15L16 197L14 198V200H13V198H10ZM33 197H34L33 195H32V197H28V198H30L31 201H32L31 204H36V201L39 200V202H40V200L42 199V198L40 197L39 199L36 200V199H35V198L37 197V196H36V197L34 198V200H32ZM89 197H90V196H89ZM99 197H101V198H99ZM125 197H127V196H124V198H125ZM143 197H146V195L143 196ZM154 197H157V196L154 195ZM154 197L152 196V198H153V199H151L152 201H154V199H155ZM158 197H159V196H158ZM193 197H191V199H193ZM214 197H215V196H214ZM256 197L258 198L259 196H256ZM23 198H24V197H22V199H23ZM54 198H55V197H54ZM59 198H60V197H59ZM72 198H73V199H72ZM124 198H122V199H124ZM177 198H179V196H178ZM228 198H229V197H228ZM228 198H227V199H228ZM235 198H238V197L235 196ZM241 198H242V197H241ZM243 198H244V197H243ZM245 198H246V197H245ZM18 199H19V200H18ZM30 199H29V201H30ZM45 199H46V198H44V200H43L42 203H40V204H36V205H30V204H29L30 206L33 207V208H31V209H34L35 206L43 205V202H45ZM47 199H48V200H46V201H48V202L51 203V204H54L52 201H51V202L49 201V200H50V197H48ZM51 199H52V198H51ZM55 199H57V198H55ZM60 199H61V198H60ZM81 199H84V198H81ZM90 199H91V198H90ZM92 199H93V201L91 202V200H90L89 204H92V203L94 202V198H93V197H92ZM117 199H121V198H119V196H118ZM133 199H136V197L133 198ZM137 199H138V198H137ZM157 199H158V198H157ZM180 199H181V197H180ZM183 199H181V200H183ZM191 199H189V200L191 201ZM202 199H205V197H202ZM214 199H215V201H216L217 197L214 198ZM214 199H213V200H214ZM219 199H220V197H218V200H219ZM221 199H222V198H221ZM221 199H220V201H221ZM246 199H247V198H246ZM252 199H253V198H252ZM8 200H7V201H8ZM24 200H26V199H24ZM75 200H78V199H75ZM131 200H132V198H131ZM141 200H142V202L139 201V203H143V200H146V198H145V199L143 198V199H141ZM186 200L188 201V199H186ZM194 200H196V199H194ZM194 200H193V201H194ZM223 200H224V199H223ZM236 200L239 201V199H236ZM14 201H15V202H14ZM20 201H21V200H20ZM20 201H19V202H20ZM26 201H27V200H26ZM84 201H85V200H84ZM88 201H89V200H88ZM111 201H112V200H111ZM111 201H110V203H111ZM133 201H135V200H133ZM193 201H191V203H189V204L191 205V204L193 203ZM196 201H197V200H196ZM201 201H202V200H201ZM203 201H204V200H203ZM215 201H214V202H215ZM231 201H232V200H231ZM231 201L229 200L228 205H225V206H233V205H232L233 203H234V206H235V203H239V202H237V201H235V200H233L234 202H231ZM250 201H251V203H252V200H250ZM254 201H255V200H254ZM254 201H253V202H254ZM5 202H6V201H5ZM5 202H4V204H5ZM27 202H28V201H27ZM27 202H26V203H27ZM33 202H34V203H33ZM39 202H37V203H39ZM54 202H57V201L55 200ZM58 202H60L59 199H58ZM58 202H57V204L60 205V203H58ZM77 202H78V201H77ZM85 202H86V201H85ZM102 202H103V201H102ZM112 202H117V200H113ZM130 202H131V201H130ZM130 202H129V203H130ZM155 202H156V199H155ZM179 202H180V201H179ZM205 202H206V201H205ZM205 202H203V203L200 202V204H199L198 202H196V203L194 202V203H195V206H196V205H199V206H197V207H193L194 209L191 208V206H190V208H191L192 210H194V211L191 212L192 214L190 213V214H191L190 216L193 217V218H195L194 220H193V219L191 220V219H190L191 217L188 215V214H189L188 212L191 211V209H188L187 206H188L189 204H187V202H185V204L187 205L186 208H185V209H187L186 212H185V209L182 208V206L185 207V205H183V204H179V205H177L176 210H173V211H176L175 213L178 212L177 215H176V222L179 220V223L177 222V223H178L177 226H178L180 223H182V222L184 221V220L182 219L183 221L181 222L180 219H178L179 217H181V215H182L183 213H184L185 215L189 216V219H190L191 221H195V220H196V217L198 218V217H200L201 215L203 216L204 214H205V215H206V214H208V215L210 214V215H211V213H213V212H210L208 208H207V210L209 211V213H208V211H204V210L206 209V206H205L206 204H205ZM207 202H208V200H207ZM210 202H211V201H210ZM210 202H209V203H210ZM222 202H223V201H222ZM222 202H221V203H222ZM230 202H231L232 204H231ZM12 203H11V204H12ZM28 203H29V202H28ZM81 203H82V202H81ZM104 203H105V202H104ZM104 203H102V204H104ZM107 203H109V202H107ZM125 203H127V202H125ZM135 203H137V205L135 204L134 206H139V203H138L137 200L135 201ZM144 203H145V202H144ZM180 203H184V201H183V202L181 201ZM209 203H207V204H208L207 207H210V204H211V203H210V204H209ZM221 203H220V204H221ZM224 203H225V200H224ZM245 203H246V202H245ZM251 203H250V204H251ZM4 204L2 205V208L4 209L3 206H5V210L7 211V213H4L5 210H4V211H3V210H2V211L0 210L1 213H4L5 215L8 214V211H11V212H10L11 215H13L12 212H13L14 214L16 213L15 210H14V211H12V210H8L9 206L4 205ZM7 204H9V203L7 202ZM44 204H45V203H44ZM76 204H77L76 202L73 204V205H74V208H75V207L77 208V210L75 209L76 211L74 210V212L78 213V211H80V212H82V213L84 214L85 211H84V212L82 211V208H83V207L78 208V207H77L78 205H76ZM83 204H85V203H82V204L79 203L80 206H82ZM87 204H88V203H87ZM102 204H101V205H102ZM113 204H115V203H112V205H113ZM118 204H119V202L117 203L116 206H118ZM132 204H133V203H132ZM145 204H146V203H145ZM158 204H159V203H157L156 205H158ZM161 204H162V202H161ZM161 204H160V205H161ZM163 204H164V203H163ZM166 204H167V203H166ZM222 204H223V203H222ZM226 204H227V203H226ZM246 204H247V203H246ZM14 205H12V206H14ZM101 205H100V206H101ZM105 205L109 206L108 204L105 203L102 207H103V208L106 207L107 210H108L109 207H107V206H105ZM120 205H121V204H120ZM124 205H125V204H124ZM152 205H153V204H152ZM152 205H151V206H152ZM181 205H182V206H181ZM200 205H201V206H200ZM202 205H203V207H202ZM212 205H213V204H212ZM212 205H211V206H212ZM214 205H215V204H214ZM223 205H224V204H223ZM223 205H220V206H222V207L216 205L217 207H220V209H219V212H214V214H217V215H218V213H219V214H221L222 217H223L222 211H225V212H224L225 214L228 213L229 210H226V209L224 210ZM255 205H256V204H255ZM27 206H28V205H27ZM30 206H28V208H30ZM45 206H47V205L45 204V205L42 207L43 210L45 209ZM51 206H52V205H51ZM51 206H50V207H51ZM54 206H55V205H54ZM83 206H85V205H83ZM100 206H99V207H100ZM114 206H115V205H114ZM116 206H115V208H116ZM163 206H164V205H163ZM163 206H162V207H163ZM167 206H168V205H167ZM193 206H194V205H193ZM225 206H224V207H225ZM237 206H238V204H237ZM47 207H48V206H47ZM47 207H46V208H47ZM50 207H49V208H50ZM102 207H101V208H102ZM146 207L148 208L147 204H146ZM154 207H155V205H154ZM162 207H161V208H162ZM170 207H171V209H174V208H175V207L173 208L172 206H170ZM179 207H180V209H179ZM212 207H213V206H212ZM217 207H216V208H214V207L211 208V209H212L211 211H215V210H217V209H218ZM242 207H243V206H242ZM12 208H13V207H12ZM15 208H16V206L14 207V209H15ZM42 208H41V210H42ZM49 208H48V210H50ZM54 208H55V207H54ZM84 208H85V207H84ZM84 208H83V209H84ZM101 208H98V210L100 209L99 211H101V210L104 211V212H103V214H104L103 216H104V218L107 217V218H105V220L108 219V218H110L109 215H110V214L112 215V213L107 214V213L109 212V211H108V212H106V214H105L106 208H105V209H101ZM115 208H114V209H115ZM122 208H123V207H122ZM122 208L119 209V210H120V213H123V211H121V210H123ZM139 208H144V206L140 205ZM139 208H138V209H139ZM156 208H157V206H156L155 208H152V209H156ZM159 208H160V207H159ZM159 208H158L157 210H159ZM163 208H169V207H163ZM163 208H162V210H163ZM196 208H198V211H196ZM201 208H203V210H202ZM204 208H205V209H204ZM237 208H240V207H237ZM31 209L28 210V212H29V211H32ZM36 209H37V208H36ZM57 209H58V208H57ZM80 209H81V210H80ZM182 209L184 210L183 212H182ZM200 209L202 210V213H203V214L201 213ZM221 209H222V210H221ZM51 210L54 212L55 209H54V210L51 209ZM95 210H97V209H95ZM98 210H97V211H98ZM115 210L117 211V210H118V207H117ZM141 210H145V208H144V209H141ZM141 210L134 211V213L131 214V215H134V214H136V212H139V211H141ZM166 210H167V209H166ZM177 210H180V211H177ZM188 210H189V211H188ZM220 210H221V212H220ZM247 210L250 211L249 208H248ZM258 210H260V209H258V207H257V211H258ZM261 210H262V209H261ZM72 211H73V210H72ZM72 211H71V213L68 212L67 216H68V215H71V216H72ZM97 211H96V212H97ZM152 211H153V210H152ZM152 211H148V209H147V211L144 212V215L142 214V211H141V213L139 212L138 214H141V215H140V216L138 215L137 218H136V216H133V217H135V218L132 217V218L134 219V220H132V222H133V221L135 222V221L139 220V219H140L139 217H141V216L143 215V218H144V216L147 217V218H146V219H147V222H146L147 224L150 222V221H148V217H149V219L153 217V218L151 219V221H153L152 223H154V221H155L154 218L158 216V214H159V212H160L161 210L157 211L158 213H156V212L153 213V214L156 213L157 216H155V215L153 216ZM171 211H172V210H171ZM187 211H188V212H187ZM227 211H228V212H227ZM233 211H234L235 213H237V212H236V209L233 210ZM33 212H34V211H32V213H33ZM37 212H39V210L36 211V213H37ZM45 212H46V211H45ZM47 212H48V211H47ZM56 212H57V213H55L56 215L59 214L58 211H56ZM74 212H73V213H74ZM94 212H95V211H94ZM94 212L92 211V213H94ZM148 212H149V214H148ZM150 212H151V213H150ZM162 212H163V211H162ZM181 212H182V213H181ZM194 212H195L196 214H194ZM198 212H199V213H198ZM205 212H206V213H205ZM234 212H233V213H234ZM259 212H261V214L264 213V211H259ZM262 212H263V213H262ZM76 213H74V215H73L74 218H75V215H76V216L79 215V214L77 215ZM90 213H91V211H90ZM92 213H91V214H92ZM97 213H98V212H97ZM145 213H147L148 215H147V214L145 215ZM179 213H180V216L178 215ZM186 213H187V214H186ZM10 214H8L6 217H2V218L5 219V218H7V217L9 216L10 219H13V220H11V221L14 222V217H13L14 215H13L12 217H10ZM34 214H35V213H34ZM41 214H43V213H41ZM55 214H53V215H55ZM61 214H63V213L61 212L60 215L56 216V218L59 217V216H60V218H61V217H62ZM80 214H81V213H80ZM150 214H152V216H151ZM193 214H194V216H195V215H196V216L194 217ZM197 214H198V215H197ZM200 214H201V215H200ZM254 214H255V213H254ZM254 214H253V216H254ZM258 214H259V213H258ZM29 215H32V216H33V214H29ZM53 215H52L51 217H53ZM85 215H86V217H87L88 214L85 213ZM185 215H184V216L182 215V216H183V217H187V216H185ZM229 215H231V214H229ZM237 215H238V214H237ZM1 216H3V215L1 214ZM35 216H36V215H35ZM44 216H45V215H43V217H44ZM49 216H50V215H49ZM49 216H48V217H49ZM71 216H70V217H71ZM73 216H72V217H73ZM103 216H102V217H103ZM112 216H113V215H112ZM115 216H117V215H115ZM177 216H178V217H177ZM211 216H213V215H211ZM214 216H215V215H214ZM214 216H213V217H214ZM234 216H235V215H234ZM30 217H31V216H30ZM37 217H38V216H37ZM43 217H42V218H43ZM46 217H47V216H46ZM117 217H118V216H117ZM121 217H123V218H122L123 221H124L125 218H126L127 220L129 219V217H128L127 214H126V216H125V215H122ZM130 217H131V216H130ZM207 217H208V216H207ZM213 217H212V219H210V221L214 219ZM232 217H233V216H232ZM256 217H257V216H255V217H253V218H256ZM33 218H36V217H33ZM42 218H41V219H42ZM84 218H85V217H84ZM118 218H120V217H118ZM159 218H160V217H159ZM159 218H157V220H158ZM208 218H210V217H208ZM219 218H220V216L218 215V219H219ZM226 218H227V216H226ZM229 218H231V216L228 217L227 221L229 220ZM233 218H234V217H233ZM260 218H261V217H260ZM3 219H2V223H3ZM7 219H8V218H7ZM7 219H6V220H7ZM57 219H58V218H57ZM91 219H92V218H90V220H91ZM122 219H120V220H122ZM130 219H131V218H130ZM153 219H154V220H153ZM189 219H185V221H186V220L188 221ZM203 219L206 221L207 218H205V217L203 216ZM223 219H224V217H223ZM234 219H235V218H234ZM239 219H240V218H239ZM34 220H36V219H34ZM49 220H52V219H48V221H49ZM59 220H61V219H59ZM82 220H83V219H82ZM87 220H88V219L85 218V220H83V221L87 222ZM101 220H102V219H101ZM198 220H199V219H198ZM200 220H201V218H200ZM200 220H199V221H200ZM255 220H258V218H257V219H254V221H255ZM11 221L8 222V220H7L6 222L12 224ZM48 221L45 220V223H47ZM52 221H55V219L52 220ZM93 221H94V220H93ZM97 221H98V220H97ZM97 221H96V222H97ZM111 221H113V220L111 219ZM117 221H118V220H117ZM117 221H116V222H117ZM125 221H126V220H125ZM125 221H124V222H125ZM128 221H129V220H128ZM185 221L182 223V224H183L182 226L180 225L182 228H183L184 226H186L187 224H189V222L186 221V225H185ZM210 221H209V222H210ZM220 221H222V220H220ZM220 221H219V225H220ZM233 221H234V220H233ZM260 221H261V220H260ZM262 221H264V220H262ZM4 222H5V221H4ZM6 222H5L4 224H6ZM33 222H34V221H33ZM37 222H40V221H39V220H36V225H38V226L41 225V224H42V225L45 224V223H44V224H43V223H41V224L38 223V224H37ZM42 222H43V220H42ZM57 222H60V221H57ZM79 222H80V221H79ZM99 222L103 223V221H99ZM99 222H98V223H99ZM134 222L132 223V226H133V224L136 225V223H134ZM160 222H161V221H160ZM160 222L158 221V222H156V223L153 224V228H155L153 232H156L155 230H157L155 236H157L158 234H160V233H162V232L165 233V232L162 231V230H163V227H166V226H161V227H159L158 225L165 224L167 221H162L161 223H160ZM163 222H164V223H163ZM172 222H173V224H176V223L174 222V219H173V220H170V221L167 222V223H169V225H170V223H172ZM196 222H197V220H196ZM196 222H195L194 225H192V226L195 227ZM203 222H204V221L202 220V222H200V224L202 225ZM29 223L32 224L31 222H29ZM80 223H81V224H80ZM80 223H78V225H77L76 227L79 228V224H80V226L82 225L83 228L86 227L85 230L90 231V230H89L90 228H87L88 223H84V222H82V221H81ZM126 223H127V222H126ZM146 223H145V224H146ZM158 223H159V224H158ZM167 223H166V225H167ZM190 223H192V222H190ZM211 223H212V222H211ZM222 223H223V221H222ZM227 223H229V221H228ZM227 223H226V220H225V223H224V224H225L226 226H227ZM231 223H233V222H230V224H229V225H230L229 228H231ZM84 224H86V225H84ZM94 224H95V223H94ZM104 224H107V222L104 223ZM108 224H111V223L108 222ZM112 224H116V223H114V221H113ZM117 224H118V222H117ZM130 224H131V223H129V224H127V225H130ZM138 224H139L140 226H143V227L145 226V225H142V224H140V223H138ZM192 224H193V223H192ZM207 224H209V223H207ZM250 224H251V223H250ZM253 224H254V222H253ZM255 224H257V226H259V225H263L262 222H261V224H259V223H257V221H256ZM255 224H254V225H255ZM0 225H1V224H0ZM6 225L8 226V228H11V227H12V226L9 227L8 224H6ZM36 225H35V226H36ZM47 225H50V222H49ZM60 225H61V226L63 225V226H62L63 228H64V227L67 228V227L69 226V225H65V226H64L63 221H61ZM139 225H138V226H139ZM155 225H157L159 228H156L157 226H155ZM169 225H167L168 228H169ZM190 225H191V224H189L187 228H183V229H181V230H179V229H180V226H178V228H177L176 225H173L172 228H171V226H170L171 230H169V232H170V234H171V233H172L171 231L173 230L172 235H174V234H175V233H174L175 231H178V234L180 233V231H181V232H183V230L186 231V229H188L187 231H189V230L193 229V228H189ZM198 225H199V222H198ZM209 225H210V224H209ZM50 226H52V224H51ZM84 226H85V227H84ZM102 226H106V225H101V227H102ZM116 226H117V225H116ZM192 226H191V227H192ZM202 226H203V229H206V224H205V227H204V225H202ZM222 226H223V224H222ZM0 227H1V226H0ZM5 227H6V226H5ZM5 227H4V228H5ZM36 227H37V226H36ZM52 227H53V226H52ZM89 227H90V226H89ZM94 227H95V226H94ZM96 227H97V225H96ZM119 227H122V226H118V228H119ZM173 227H176V228L174 229ZM196 227L198 228V226H196ZM213 227H216V226H213ZM218 227H219V226H218ZM224 227H225V226H224ZM232 227H233V225H232ZM262 227H264V226H262ZM12 228H13V227H12ZM37 228H38V227H37ZM70 228H72V227L70 226ZM70 228H69V229H70ZM78 228H76V230H77ZM91 228H92V226H91ZM122 228L124 229V227H122ZM168 228H167V229H164V230H166V232H167ZM199 228H201V226H200ZM210 228H211V225H210V227H207V229H209V231L211 230ZM219 228H221V227H219ZM249 228H250V230H252V228H251L250 226H249ZM257 228H258V227H256V229H257ZM13 229H14V228H13ZM67 229H68V228H67ZM119 229H120V228H119ZM123 229H122V230H123ZM137 229H138V228H137ZM139 229H140V228H139ZM159 229H160V230H159ZM213 229H214V228H213ZM213 229H212V230H213ZM225 229H226L227 231H229V235H230V230H233V229H228V228H225ZM234 229H236V228L234 227ZM243 229H244V227L242 228V231H244ZM246 229H247V228H246ZM254 229H255V227H254ZM261 229L264 230L263 228H261ZM261 229H259L258 232L262 233V231H260ZM1 230H3V227H2ZM76 230H75V231H76ZM78 230H79V229H78ZM122 230H121V231H122ZM174 230H175V231H174ZM216 230L218 231V229H216ZM220 230H221V229H220ZM223 230H224V229H223ZM5 231H7V230H5ZM14 231H15V230H14ZM14 231H13V232H14ZM88 231H87V232H88ZM146 231H147V230H146ZM146 231H145V233H146ZM161 231H162V232H161ZM187 231H186V233H188ZM204 231H205V230H204ZM209 231H208V232H209ZM213 231H214L215 233H219V232H217V231H215V230H213ZM253 231H254V230H253ZM256 231H257V230H255V232H256ZM61 232H62V231H61ZM76 232L79 233L78 231H76ZM76 232H75V233H76ZM83 232L86 233V231H83ZM95 232H96V231H95ZM159 232H160V233H159ZM169 232H167L166 234L168 235ZM6 233H7V232H6ZM10 233H11V234H14L13 236L16 237V233H15V232L12 233V232L10 231ZM18 233H19V232H17V234H18ZM44 233L46 234L45 236H47V235L50 234V233H47L46 231L43 232V230H42V233H41V234L43 235ZM59 233H60V232H59ZM81 233H82V232H81ZM151 233H152V232H151ZM151 233H150V232H147L146 234H149V236H150ZM157 233H158V234H157ZM176 233H177V232H176ZM205 233H207V231H206ZM220 233H221V232H220ZM64 234L66 235L67 233L62 232V234H58L57 236H60V238H61V235H62V237L64 236V237L66 238V236H67L68 234H67L66 236H65ZM73 234H74V233H73ZM94 234H96V233H94ZM152 234L154 235V233H152ZM222 234H225V232H223ZM231 234H232V233H231ZM233 234H234V233H233ZM233 234H232V235H233ZM235 234H237V233H235ZM7 235H9V237H10V234H8V233L5 234L4 236H7ZM18 235H20L21 237L18 236ZM18 235H17V236H18V237H17L18 240H17V238H16V239L13 241V243L16 242V243L18 244V243H20V242H22V241L24 240V238L22 237V233H21V232H20ZM52 235H56V234H51V236H52ZM161 235H162V234H161ZM172 235H169V237H171ZM232 235H231V236H232ZM239 235L241 236V232L239 233ZM0 236H1V235H0ZM45 236H44V237L42 236L40 240L35 238V241H39V242H36V243H39V244H40V241L43 240V239H44V240L41 241V242H44L45 239H49V240H51V238H50L49 236H48L49 238H48V237L45 238ZM57 236H56V238H57ZM72 236H73V235H72ZM76 236H77V235H76ZM76 236L74 235V237H76ZM151 236H152V235H151ZM155 236H152V237H155ZM163 236H164V235H162L161 238H163ZM213 236H214V235H213ZM215 236H217V234H216ZM215 236H214V238L216 239ZM236 236H238V235H236ZM68 237H69V236H68ZM217 237H219V236H217ZM233 237H235V235H234ZM2 238H3V237H2ZM2 238H1V239H2ZM52 238L55 239V237H52ZM65 238H64V239H65ZM158 238H159V237H157V240H158ZM171 238L173 239L174 237H171ZM188 238H190V237H188ZM212 238H213V237H212ZM212 238H211V239H212ZM219 238H221V237H219ZM226 238H229V237H226ZM226 238H225V235H224V239H226ZM237 238H239V236H238ZM64 239H63V240H64ZM67 239H68V238H67ZM69 239H70V237H69ZM164 239L167 240L168 237H167V238H163V240H164ZM172 239H171L170 242H172ZM190 239H191V238H190ZM207 239H208V238H207ZM234 239H236V238H234ZM20 240H22V241H20ZM63 240H62L61 242H63ZM151 240H155V238H153V239L151 238ZM163 240H161V241H163ZM165 240H164V241H165ZM168 240H169V239H168ZM213 240H214V239H213ZM213 240L211 241L212 243H214ZM217 240H218V238H217ZM219 240H220V239H219ZM232 240H233V238H232ZM17 241H18V242H17ZM19 241H20V242H19ZM51 241H52V240H51ZM54 241H55V240H54ZM155 241H156V240H155ZM204 241H205V240H204ZM207 241L210 242L209 240H207ZM207 241H206V242H207ZM221 241H222V240H221ZM228 241L230 242L229 239H228ZM235 241H236V240H235ZM52 242H53V241H52ZM61 242H60V243H61ZM168 242H169V241H168ZM168 242H167V243H168ZM190 242H191V241H190ZM190 242H189V243H190ZM202 242H203V241H202ZM202 242H201V243H202ZM208 242H207V243H208ZM226 242H227V241H226ZM233 242H234V241H233ZM233 242H231V245H232ZM16 243H15V244H16ZM24 243H25V242H24ZM24 243H22V244H23V245L26 247V249L28 250V245H25ZM138 243H140V241H139V242H135L136 245H138ZM158 243H160L159 240H158ZM161 243L163 244V242H161ZM165 243H166V242H165ZM234 243H235V244H234ZM234 243H233V246H234V249H235V246H236V243H237V242H234ZM20 244H21V243H20ZM20 244H18V245H20ZM22 244H21V246H23ZM42 244H44V243H42ZM47 244L49 245L50 243L47 242ZM58 244H59V243H58ZM58 244H57V245H58ZM73 244H74V243H73ZM73 244H72V247H73V248L71 247L72 249H70V251H71V252L74 251V253H75L76 250H77V248H75V247H78V246H77L76 243H75L76 246L74 247ZM152 244H153V243H152ZM154 244H156V243L154 242ZM183 244H184V243H183ZM191 244H192V242H191ZM199 244H200V243H199ZM215 244H216V243H214V248H213L214 250H215ZM228 244H229V243H228ZM7 245H8V244H7ZM9 245H10V244H9ZM50 245L53 247L55 244H54V245L50 244ZM57 245H56V246H57ZM103 245H104V244H103ZM201 245H202V244H201ZM201 245H200V246H201ZM208 245H209V244H208ZM231 245H230V246L228 245V246H229V248L232 249V246H231ZM239 245H240V244H239ZM239 245H237V246L239 247ZM56 246H54V247H56ZM59 246H60V245H59ZM104 246L107 247V245H104ZM120 246H121V247H124L123 245H120ZM120 246H119V248H118V246H117V249H118V250L120 249ZM190 246H193V245H190ZM242 246H244V245H242ZM46 247H47V246H46ZM125 247H126V246H125ZM137 247H138V246H137ZM155 247H156V249H157V250H156V249H155V250L158 251V249H160V247L162 248L163 246H161V244H160L159 248H157L158 245L156 244V245H154L153 248L150 247V249L152 248L153 250H152V249H151V250L154 251V248H155ZM176 247H177V246H176ZM176 247H175V249H176ZM180 247H181V246H180ZM184 247H186L185 244H184L183 248H184ZM187 247H188V246H187ZM201 247H202V246H201ZM201 247H200V248H201ZM216 247H217L218 251H217V250H215V251H216L217 253H218V252L220 253L221 251H219V246H216ZM248 247H249V248H250V247L253 248L252 246H248ZM48 248H49V247H48ZM79 248H80V247H79ZM79 248H78L79 251H78V250H77V251H78V252H81V254H83L82 250H85V249L82 248V250H80ZM97 248H99V247H97ZM168 248H169V247H168ZM168 248L166 247V249H168ZM229 248H228V249H229ZM1 249H2V248H1ZM1 249H0V250H1ZM37 249H38V248H36V249H34V250L36 251ZM43 249H44V248H43ZM49 249H50V248H49ZM51 249L54 250L55 248H54V249L51 248ZM105 249H107V248H105ZM164 249H165V247L163 248V250H164ZM170 249H171V248H170ZM173 249H174V248H172V250H173ZM180 249H181V248H180ZM202 249H203V247H202ZM234 249H233V250H234ZM239 249H240V248H239ZM244 249H246V247H245ZM260 249H261V248H260ZM9 250H10V249H9ZM40 250H41V249H40ZM40 250L38 251L37 254H39ZM45 250H46V248H45ZM45 250H44L45 254L49 252V251L46 252L48 249H47L46 251H45ZM56 250L59 251L60 248H58V249H56ZM56 250H55L56 254H58L59 252H62V250L59 251V252H57ZM93 250H94V251H93ZM96 250H97L96 248H92L91 250H89V252H88L89 254H85V253H87V251H88V250H87V251L85 250V251H84V254H85L87 257H88V256H91V258L88 257L89 259H93V258H94V259H97V258H99L98 256H99L100 251L102 250V248L99 250V254L97 253ZM108 250H110V247H109V249H107L106 251H108ZM114 250H115V249H114ZM114 250H113L112 253H114V254L117 253V255H118V252H120V251L117 250L118 252L115 251V252H116V253H115ZM147 250H148V249H147ZM151 250H150V251H151ZM160 250H161V249H160ZM172 250H171V253H173ZM178 250H179V249H177V251H178ZM181 250H182V251H185V253H186V252H189V251L186 250V249H185V250L181 249ZM210 250H211V247H210ZM214 250H213V254H215ZM220 250H221V248H220ZM247 250H248V248H247ZM91 251H92V254H91ZM95 251H96V254H98V256H97V257H96V256L92 257L93 255H95ZM111 251H112V250H110V252H111ZM228 251H229V250H228ZM228 251H227V253H228ZM241 251H242V250H241ZM245 251H246V250H245ZM248 251H249V250H248ZM12 252H13V251H12ZM44 252L38 255L39 258H40V256H41V259H42V256L45 255ZM102 252H104V251H102ZM110 252H109V253H110ZM127 252H130V251H126V253H127ZM167 252H168V251H167ZM174 252H176V251H174ZM222 252H223V251H222ZM222 252H221V253H222ZM4 253H6V252L4 251ZM7 253H8V252H7ZM10 253H11V252H10ZM27 253H28V251L26 252V254H27ZM34 253H35V252H33V251L31 252V254H34ZM63 253H64V252H63ZM65 253H66V251H65ZM105 253H106V252H105ZM126 253H125V254H126ZM130 253H131V252H130ZM165 253H166V252L164 251V254H162V257H161V258L164 257V261H163V259H162L161 261H162V263L167 262V263L169 264V261H165L166 256H167V254H165ZM221 253H220V254H221ZM231 253H232V251H231ZM231 253H230V254H231ZM234 253H235V252H234ZM8 254H9V253H8ZM19 254L22 255L21 252H19ZM28 254H29V253H28ZM28 254H27V255H28ZM31 254H30V255H31ZM49 254H51V252H49ZM49 254L47 255L48 257L51 256V255H49ZM60 254H62V253H60ZM101 254H102V253H101ZM107 254H108V252H107L106 254L103 253V255H107ZM119 254H120L119 257L121 258L122 253L120 252ZM125 254L123 253V256H122V259H123V260H124V258H125L124 256L127 255V254H126V255H125ZM140 254H142V253H140ZM174 254H175V253H174ZM180 254H181V253H180ZM220 254H219V255H220ZM232 254H233V253H232ZM20 255H19V257H21V258H22L23 256L28 257V256L25 255V254L22 255V256H20ZM71 255H72V254H71ZM71 255H70V256H71ZM117 255H116V258H117ZM165 255H166V256H165ZM217 255H218V254H217ZM219 255H218V257H220ZM253 255H254V254H253ZM38 256H36V257H38ZM70 256H69V257H70ZM109 256L112 257L114 260H117L116 258H114V257L112 256V254H109ZM109 256H106V257H109ZM128 256H131V254H130V255L128 254ZM138 256H140V255H138ZM138 256H135V258L138 257ZM175 256H176V254H175ZM177 256H180V255H177ZM177 256H176V257H177ZM190 256H191V255H190ZM207 256H209V255H207ZM256 256H258V255H256ZM259 256H262V254L259 255ZM51 257H53V256H51ZM123 257H124V258H123ZM133 257H134V256H133ZM141 257H144V256L141 255ZM170 257H172V258L174 259V257H173L172 254L168 256V258H170ZM185 257H186V256H185ZM209 257H210V256H209ZM212 257H214V256L211 255L210 258L212 259ZM21 258H19V259L17 260V262H18L19 264H21V263L19 262V260H20ZM103 258H104V256H103V257H100V259H98V260L104 262V260H101V259H103ZM120 258H118V259H120ZM131 258H132V257H131ZM135 258H134V259H135ZM172 258H171V260H170L171 262H173V261H172V260H173ZM199 258H200V257L195 258V259L198 260ZM22 259H23V260H22L23 262L26 261L25 258H22ZM27 259H29V260L26 261L27 264H30V263L33 261V260L30 261V260H31L30 258H27ZM105 259H106V258H105ZM138 259H140V258H138ZM175 259H176V258H175ZM177 259H178V258H177ZM182 259H184V255H183ZM182 259H181V260H182ZM200 259H201V258H200ZM200 259H199V261L197 262L198 264H199V262H200ZM203 259H204V258H203ZM203 259H201V261H202ZM240 259H241V257H240ZM254 259H256V257H254ZM75 260H76V259H75ZM125 260H127V259H125ZM136 260H137V259H136ZM140 260H142V258H141ZM146 260L149 261V258H147V259L145 258V259H144L145 262H146ZM166 260H168V259H166ZM22 261H21V262H22ZM51 261H54V260H51ZM78 261H79V264H80V260H79V259H78ZM81 261H83V260L81 259ZM95 261H96V260H95ZM106 261H112V259L109 260V258H108V260H106ZM142 261H143V260H142ZM142 261H141V262H142ZM174 261H175V260H174ZM178 261H179V259H178ZM182 261H183V260H182ZM241 261H244V260L241 259ZM28 262H29V263H28ZM54 262H55V261H54ZM54 262H51L50 264H52V263H53V264H60V263H62V262H64V261H63V260H61V262L57 261L58 263H57V262L54 263ZM115 262L117 263V261H115ZM208 262H209V261H208ZM34 263H35V262H34ZM48 263H49V262H48ZM48 263H44V264H48ZM74 263L77 264V261H75ZM151 263H152V262H151ZM167 263H166V264H167ZM178 263L182 264L183 262H178ZM178 263H177V264H178ZM188 263H189V264H192V262H188ZM204 263H205V262H204ZM22 264H24V263H22ZM31 264H33V263H31ZM35 264H38V263H35ZM42 264H43V263H42ZM63 264H65V263H63ZM111 264H113V262H111ZM118 264H119V263H118ZM131 264H132V263H131ZM160 264H161V263H160ZM171 264H172V263H171ZM184 264H187V263H184ZM247 264H249V262H248Z\"/></svg>",
    "mask_w": 264,
    "mask_h": 264
}]
</instances>
